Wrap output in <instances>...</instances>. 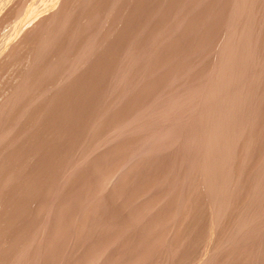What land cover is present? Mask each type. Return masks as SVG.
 <instances>
[{
    "label": "rangeland",
    "instance_id": "374dc122",
    "mask_svg": "<svg viewBox=\"0 0 264 264\" xmlns=\"http://www.w3.org/2000/svg\"><path fill=\"white\" fill-rule=\"evenodd\" d=\"M7 1V2H6ZM13 2V4H14V2H16V1H18V0H15V1H13V0H4V1H0V6L3 4V2H6V3H4L1 7H0V14H2V18H0V20L1 19H3V20H1L0 21V26L1 27H4V28H1V29H4V30H1L0 29V45H1V40H3V41H5L4 43L2 42V47H0V50L2 49V48H4L5 50H7L9 47L11 48V46H9V45H6L7 47H5L4 45L5 44H8V43H10V45L12 44V48H11V50H9V53H10V55H7V54H9L7 51H5V52H1L0 53V56L2 57V53L4 54L3 56H5L6 58H7V60H6V58H4V57H2L4 60H2V58H1V63L3 64V62H4V64H3V66L5 67V65L6 64H8L9 66H11V68L8 66V65H6V72L3 70V73H1L2 71H1V68H0V76H1V79L4 77V75H9L10 76V73H11V80H10V77H9V80H8V77H7V79H6V77L5 78H3L2 80H1V82L3 81L4 83H2V85H0V87H2V88H0V91H2L3 90V88L5 89L6 88V90H7V88L9 87V86H12V84L14 85V88H16V84H17V82H15V81H18L20 78H21V74H22V72H24V71H26V70H24L23 71V68L25 67V69H27L28 67H32V66H34L35 68L36 67H39L40 68V75H38L37 74V77H36V79H33L34 80V82H35V85H33V90L31 91H29V93L31 92H33L32 94H33V96H32V94H28V101H27V96L25 97V98H23L24 100H26L27 102H30L29 100H32L31 101V104L29 105V104H27L25 101V103L29 106V109H31L32 111H33V109H32V102L34 103L35 101H33V100H37V101H41L42 99H44L43 98V96H47V98H50L52 95H54V96H58V97H60V99L58 98V97H54L55 99L56 98H58V101H57V99H56V101H55V99L53 98V96H52V99L50 98V99H46L43 103L46 105H43V103H42V101H41V103L40 104H38L39 106H40V108H42V109H40L39 108V106L37 107H35L34 105H35V103L37 102H35L34 103V105H33V108H37L35 111H33V112H36L35 114H33V112L32 111H30L29 109H28V107H26L25 105L26 104H23V102H22V100H21V102H22V104H21V102H19L17 105L19 106H22V105H24L27 109V113L26 112H24L25 113V117H23V111H25V107L23 108H19L17 105H15V106H17V108L16 109H18V110H16L15 109V111L12 109H10V111H12V113L13 112H20V115L18 116L17 115V117L20 119V120H22L23 118H26L27 116H29L28 118H26L27 119V121L29 120V119H31L30 121H31V123H32V127L33 128H35L37 125V127H36V129H33L32 127H31V123H29V125H30V127L31 128H29L27 125H28V123L26 122H24L23 123V120H22V122L21 121H19L18 120V122H17V118H16V120L14 119L16 116L14 115L13 117H12V119H14L13 121H12V119H11V117H10V119H11V121L10 122H12V123H14L13 124V126H12V124L9 122V118H7L6 116V119H8V123H9V125L11 124V126H9L8 125V123H6V125H8L7 127H6V125H4L5 126V128H7L6 130L5 129H3V133L1 132L2 130L0 129V135H2V139H0V140H3V138H4V136H5V134L7 133V135H11L12 133H11V129L13 130V133L15 134H17V130H19L18 128H20V127H28V128H26V129H28L27 131L25 130V133L24 134H22V135H20L21 133H20V131L18 132V133H20V134H18L19 135V138H18V136H17V138H15L16 137V135L14 136V134L13 135H11V136H14V137H12V138H10V136H8V138L7 137H5V138H7V139H5V140H8V141H10V140H13V141H15V142H17V140H18V143H19V140H22V142H24L23 144H24V146H25V140L27 139H25L24 141H23V139H24V137H26V136H28V142H31V143H33V144H29V143H27L26 144V147H24L21 143V145H20V147L19 148H21V146L22 147H24V148H22V149H19L18 148V143L16 144L17 145V149H18V151L20 152L21 150H27V151H25V153L27 152V154H25L24 153V151L23 152H20L21 154H18L17 152V157H18V155L20 156H25V155H27L28 157L26 158V156L24 157L26 160L27 159H29V160H27L28 162H26L25 161V159L23 160L21 157V159L23 160V162L24 163H22V160L21 159H18L19 160V162L17 161H12L11 162V164H12V167H11V164L9 163V161H8V163L10 164H6L5 166H10L9 168H10V170L12 171H7L10 175L11 174H15L14 176V178H15V180H13L12 178H10L9 176L10 175H8V177H9V179H6V177L5 176H7L6 175V173H4V170L6 169V167L4 166L3 167V165L4 164H2L1 162V164H0V166H1V168H0V173L1 172H3V175L4 176H1L0 175V184H1V189L2 188H5L6 189V187L8 186L9 188H11L10 186H12V184H16L17 186H12L13 187V189L15 188V187H19L20 185L21 186H23V187H25V188H22L21 186H20V188H21V190L23 191H21V192H18V194L16 193L17 191H20V188H18L19 190H17V188L16 189H12L13 191H16V192H14V193H16L15 194V196H20V197H17L18 198V200L20 201L23 197H24V199H22V201H18V203H20V204H18L17 203V198L14 196H12L11 195V197L12 198H14V199H12L11 197V201H10V206H9V204L6 202V201H9L8 199H9V196H10V191H9V188H8V192L5 190V189H3V190H0V192L1 191H3L2 193H0V197L2 198L3 196H5V197H3L4 199H5V201H4V199H3V201H2V199L0 198V200L2 201V203H0V207L2 208V213L4 214V213H6V216H7V214L9 213V211H16L18 208H19V206H21V202H22V204H24L23 205V207L24 208H28L29 209V211L27 210V212H29V213H27L26 211H24V213H22V209H21V207L19 208L20 210H19V215L24 219V221L22 220V218L20 217V219H21V221H19L18 220V218H16L17 220H15L14 222H13V228L11 227L12 225H11V222H10V224H9V222L7 223V220H8V218H9V216H10V218H11V220H14V219H12V217H16L15 215L13 216L11 213L10 214H8V217H5V219H1L0 220V223L2 224V225H0V227L2 228V230H1V232H0V239H1V244H2V246H3V244H4V247L6 248L7 246H9L10 244H12V242L10 241V239L16 244V243H20V245L22 244V248L19 246V245H14V244H12L13 246H15V248H17L18 247V252H16L14 249L12 250L11 249V251H15L16 252V254L15 253H12L11 251H9L10 249V247L6 250L4 247L2 248L3 250L1 251V249H0V251L1 252H5L4 251V249L6 250V251H8V252H6V253H4V254H7V255H9V252H11L12 254H14V255H18L19 257H20V255L22 254V257H20L21 258V261H23L22 260V258H26V256H24L23 257V255L25 254H27L28 255V253H24V252H29V251H31L32 250V252H29V256H31L32 258L35 256V257H37V258H39L40 257V255H43L45 252H46V254H44L43 255V258H42V256L39 258V259H37L40 263L39 264H46V262H47V264H69V263H72L73 264V262H74V264H88V263H90V264H115V263H119V262H117V260H119V259H117V258H120V264H167V261H170V262H168V264H179V262H180V264H181V262L183 261V259H184V261L186 262L187 260V262L186 263H190L191 264V261H189L190 259H189V256L190 255H192V256H190V257H194L193 255H200L199 256V259H197V262L200 264V262H203V264H207V261L208 260H201V258L200 257H202V258H206V259H209V263H212L213 264V262H214V260H215V258H216V256L215 255H217V257H218V255H219V260H220V258L221 257H223V256H225L226 254H228V255H226L224 258L226 259V261H228V262H224L225 260H224V258L222 259V261L224 262V263H221V264H247V263H251V261L250 260H254V259H256V258H254V257H257V255L259 254L260 256H262V259H260V258H258L257 257V259H260L261 261H259L260 263L259 264H264V258H263V256H264V251L262 252H258V250H257V246L258 245H260L261 246V249H263V247H264V240H263V245H261V239H264V235H263V233H264V220L262 221L261 220V224H262V226L261 225H259V222L258 223H256L255 224V222H257V221H259V219H256L257 217H259V214H261L260 215V217H261V219L262 218H264L263 217V214H262V212H261V210H263L264 208V205H263V203H264V201L261 203V205H258L260 208H261V206H263L262 208L263 209H260V212L257 210V212L259 213H255V212H253V214H254V216H255V214L257 215V216H255V219H256V221L253 219V217H251L253 220L251 221L253 224H255V225H257L258 224V226H259V230H258V226L255 228V227H253L251 224V222H249V223H251V224H249L250 226H246L244 229H247L246 230V232L247 233H249L248 232V230H252L251 228H255L254 229V231H257V233L258 234H260V235H258L257 237L255 236V235H257V233H253V230H252V236H251V239L249 238V236H243V237H245V238H243L242 237V239L243 240H241L240 238H237L236 237V235H238V234H240L239 236L241 237L242 235H243V232H245V231H241L242 232V235H241V233L239 232L238 234H236V235H234L235 236V238H237L236 240L239 242V241H241V243H240V246H241V244H243L241 247L240 246H238V242L237 241H235V238H234V236H233V239L231 238L232 237V234H231V232H234V230L232 229V227H234V228H236V226H234L233 225V220L235 219L234 218V216L232 215V217H229V218H227L228 220H229V222H227V219L225 220V222H223L222 224H221V227H219L218 229H217V231L218 230H220L221 232H222V234L221 233H218V232H220V231H216V233H215V237L213 238V239H217V241L216 240H214V242L216 241V243H214V242H212L213 241V239L211 238V239H209V232H210V230H211V221H212V219H210L208 216H209V214H210V216H211V213H210V211H209V207H208V204H207V200L208 199H206V196H205V194L203 193V191H202V193L200 192L201 190H200V188L202 189V186H201V183H200V178L197 180L196 178H198V177H196V173L194 172V175L192 176V175H190V174H193V173H189V170H190V172L192 171L193 172V170H192V168L190 167V164L188 165V160H191V159H188V160H185V162L187 163H185L184 161H182L183 160V158H189V156H190V154L193 156V153H192V151L190 152V150H188L189 148L188 147H190L189 146V144H187V142L185 143L184 142V140H185V138H186V140L188 139V136L190 135V133H191V131H195V129H193V128H191V127H189L190 125V121H186V120H189L190 118H191V121H192V123H194L195 122V120H192V118H195V116L194 115H196L197 116V112L195 113V114H193L191 111H190V109H187V110H184L185 112H186V114L184 113V111H183V108H182V110H181V103H179L180 101L182 102V104H184V102H185V106H186V104H188V106L189 105H191V104H194V103H196L195 104V106L193 107L194 109L196 108H198L197 106H198V97H196L197 99H196V101H195V99H193V98H190L189 96L190 95H192L191 97H194L195 98V96L197 95H199L198 93L200 92V90H198L199 88H202V87H200V86H203V83L205 82V79H207V77L208 76H206V74H207V72L209 71V68H210V66H209V63H211L212 62V60H213V58H214V52H215V48H217V46H215L214 44L215 43H218L219 44V42L221 41V39H222V36H223V34H224V30H225V28H223L225 25H226V23H227V21H228V19H229V15H230V12L229 11H231V9H232V4H233V2L235 1V0H220V1H218V0H198L199 1V3H197V6H196V4L194 3V2H196V0H170V1H168V0H126V2H125V0L122 2V0H119V1H117V0H115V2H114V0H111V1H109V0H90L91 2H89V0H87L86 2H87V4H86V2H85V4H83L84 2L83 1H85V0H75V1H73L75 4H72L73 2L72 1H70L69 2V0H67V1H64V3H66V4H64V3H62L63 2V0H62V4L60 3V5H61V9L63 8L64 9V7H62L63 5H67V6H65V8L66 9H64V10H66L64 13H63V11H62V13H63V15H59V13H60V11L59 10H61V9H59V7L57 8L56 6L59 4V0H57L56 2H58L57 4H56V2L54 1L53 2V4H52V2L50 1L49 3L48 2H46V0H43V2L40 0V1H37V0H23V1H25V2H22L23 4H21V2L20 1H18V3L16 2V4H14L15 6H14V8L12 7L13 6V4H12V2ZM28 1V2H27ZM49 1V0H48ZM53 1V0H52ZM98 1H100V2H98ZM114 2V4H113V2ZM165 1V2H164ZM186 1V2H185ZM200 1L202 2L203 1V3H200ZM218 1V2H217ZM225 1V2H224ZM255 2V5H256V3L258 4V5H260L259 3H261L262 5H263V9H264V2L262 3V2H260V1H264V0H254ZM20 2V3H19ZM33 2V3H32ZM34 2H35V6L37 7L38 5L40 6V7H38V8H40V9H35V7H34ZM37 2V3H36ZM48 3L49 4V8L47 7L48 6V4L46 5V4H44V5H46V7H47V9H46V7L42 4H40V3ZM72 2V3H71ZM78 2V3H77ZM82 2V3H81ZM119 2V3H118ZM120 2H122L124 5H122V3H120ZM144 2V3H143ZM159 2H162V3H164V4H162V3H159ZM192 2V3H191ZM222 2V3H221ZM236 2V1H235ZM259 2V3H258ZM27 3H29L30 5H32L34 8H31V10H30V5L29 4H27ZM39 3V4H38ZM55 3V4H54ZM70 3V4H72V5H75V7H78L77 5L79 4H82V5H84V6H86V8H85V10L81 7H79V8H74V6H72V5H68V4ZM90 3H92V4H90ZM101 3V4H100ZM194 3V4H193ZM217 3H219V4H217ZM253 3V4H254ZM9 4L10 5V7H7L6 8V6ZM18 4H20V6L22 5V6H24V4L25 5H29V6H25L24 8L21 6H17ZM77 4V5H76ZM89 4V5H88ZM103 4V5H102ZM115 4H116V6H115ZM121 4V5H120ZM160 4H162V5H160ZM167 4V5H166ZM172 4V5H171ZM181 6H180V5ZM200 4H202V5H200V6H202V7H199V5ZM6 5V6H5ZM8 5V6H9ZM53 5V7H51V6ZM55 5V6H54ZM88 5V6H87ZM95 5V6H94ZM97 5H98V7H101V8H98L97 7ZM101 5V6H100ZM106 5V6H105ZM111 5V6H110ZM140 5V6H139ZM220 5H221V7H220ZM224 5V6H223ZM230 5V6H229ZM258 5H256V6H254V10L257 8V6ZM262 5H261V8L260 7H258L256 10L258 11V9H259V11H260V9H262ZM5 6V7H4ZM31 6V7H32ZM45 8H44V7ZM70 6V7H69ZM89 6H90V8L91 9H89ZM94 6V7H93ZM115 8H113V7ZM118 6V7H117ZM120 6V7H119ZM160 6L162 7V8H160ZM182 7L181 9L179 8V7ZM194 6V7H193ZM230 8H229V7ZM2 7H4L5 9H7V11L9 12V10H10V8H11V10H10V12L11 11H13V10H15V11H13V12H11V14H10V12L7 14L6 12H4L5 11V9L4 8H2ZM15 7H16V9H15ZM19 7H20V9L21 10H19ZM28 9H27V8ZM71 7H73L74 9H71ZM95 7H96V9H95ZM116 7H117V9H116ZM159 7V8H158ZM187 8V9H184V8ZM198 9H197V8ZM13 8V9H12ZM17 8H18V10L19 11H22L23 10V12L26 14V16H24L25 14L23 13V15L22 14H19V11H17ZM43 8H44V10L46 9L48 12H50L49 10H51V12L49 13V14H52L53 16H49L48 17V15L49 14H47L46 12L47 11H43ZM68 8H70V9H68ZM144 8V9H143ZM172 8V9H171ZM179 8V9H178ZM194 10H193V9ZM26 9V10H25ZM42 9V11H39V10H41ZM54 9V10H53ZM59 9V10H58ZM62 9V10H63ZM97 9H98V11H97ZM157 9H158V11H160V12H157ZM161 9V10H160ZM165 9V10H164ZM209 9V10H208ZM229 11H228V10ZM28 10H30V11H28ZM39 11L38 13H39V17H36V20H35V15L36 16H38L37 14V11ZM68 10H71V11H73V12H71L70 14L68 13V12H70V11H68ZM92 11V12H90V11ZM94 10V11H93ZM96 10V11H95ZM107 10H108V12H107ZM178 11V13H179V11H180V13H179V16H178V13H176L175 11ZM185 10H187V11H185ZM253 10V9H252ZM256 10H255V12H256ZM1 11H3L2 13H1ZM26 11V12H25ZM29 13H28V12ZM32 11V12H31ZM33 11H36V14H35V12L33 13ZM55 11H57L58 12V15L56 14L55 15V13H57V12H55ZM89 12V14H88V12ZM101 11V12H100ZM104 11V12H103ZM116 11V12H115ZM129 13H128V12ZM133 11V12H132ZM191 11H193L194 12V14L192 13H190ZM258 11V12H259ZM262 11V13H260V14H263L264 13V11L263 10H261ZM17 14H19V15H15L16 13ZM30 12L31 13H33V14H35L34 15V17L30 14ZM42 12H43V14H45L47 17L46 18H49V20H51L50 22H51V25H53V24H55V21H52L53 19L55 20V17H56V21H58L59 20V18L57 19V16H60V19H61V21H62V19H63V24L65 23V21L66 22H69V24L68 23H65V24H68V25H66V27H65V25L63 26V24H61L60 23V21H58L59 23H60V25H59V28H55L56 27V25L57 24H59V23H56V25H55V27H52V28H55V29H53L54 31H52V32H54V34L53 35H55V37L54 36H52V35H50L51 33H48V32H51V31H48V29L50 28V24L49 25H45V24H48L49 22V20L48 19H46V18H41V17H44V16H42L43 14H42ZM45 12V13H44ZM79 12H84V13H82V15H84V16H82L81 15V13H79ZM85 12H87V14L85 13ZM94 12H99L100 14H97V13H95L94 14ZM143 12V13H142ZM164 12V13H163ZM254 12V13H255ZM3 13H5V14H7L8 16H6L5 14H3ZM104 13V14H103ZM116 13V14H115ZM145 13V14H144ZM153 13H156L157 14V16H156V14H153ZM175 15V14H177V16H173V14ZM182 13H184V15L182 14ZM187 13H190V14H187ZM215 13V14H214ZM218 13H219V15H218ZM257 14L256 15V13H255V15L253 16L252 15V18L251 19H253V21L255 20L256 22H258V23H256L257 25L256 26H258L259 28H255V24L254 25H252L253 23L251 22V20H250V22L251 23H249L250 24V28H251V32H250V34H252L253 32V34L252 35H254L255 34V31L257 32L256 33V37L255 36H253L254 37V39H253V37L251 38V40L253 39V42L255 43V42H257V41H255V38H256V40L257 39H259L258 40V42L260 41V39H263V41H264V31H263V33L261 32V30L260 29H263L264 28V24L262 23L264 20H262L263 19V17L261 16L260 17V14ZM67 14V15H66ZM76 15V17L75 18H77L78 17V20H79V18H81L80 20L81 21H83L82 20V17H83V19H85V18H88L89 16L88 15H90V17H91V21L89 22V23H91V25L93 26V27H91V28H89V29H91V31L89 30V31H86L84 28L88 25V26H91V25H89L88 23L86 24V22L87 21H89V20H87V21H85V26H84V31H83V29H81V31H79V33L78 34H80L81 36V38L80 37H78L77 36V30L79 29L80 30V28H82V24H83V22H82V24L80 25V23H78V21L77 20H75L73 17H72V15L73 16H75ZM80 16H82V17H80ZM86 14V15H85ZM97 14V15H96ZM111 14V15H110ZM116 16H115V15ZM126 16H125V15ZM128 14H130L129 16H128ZM135 14V15H134ZM160 14V15H159ZM185 14H187V15H189V16H187V15H185ZM15 16L14 18H13V16ZM21 15V16H20ZM29 15V16H28ZM78 15V16H77ZM142 15V16H141ZM144 15V16H143ZM149 15H151L152 17L154 16V18H151V16L149 17ZM182 15V17H183V19H182V17H180ZM196 15V16H195ZM226 15V16H225ZM10 16V17H9ZM30 17V18H32V19H34V21H32L30 18L27 20L26 19V17ZM86 16V17H85ZM98 16H100L99 18H98ZM106 16V17H105ZM113 16V17H112ZM131 16V17H130ZM173 16V17H172ZM195 16V17H194ZM222 16V17H221ZM0 17H1V15H0ZM4 17H6V18H4ZM8 17H9V19L10 20H12L10 23H9V19H8ZM12 17V18H11ZM21 18V20H20V18ZM23 17H24V19H25V21L26 22H24V19H23ZM92 17H93V19H92ZM127 17V18H126ZM136 17V18H135ZM146 19H145V18ZM174 18V17H176V18H180L181 20H183L184 21V19H185V23L183 22H180V21H176V20H179V19H172L173 21H171V19L170 18ZM187 19H186V18ZM189 17V18H188ZM191 17V18H190ZM200 17V18H199ZM226 17H228V18H226ZM37 18H39L40 20H42V19H46V20H48L47 22H45V21H41V24H43V26L41 25V26H39V27H42V29H41V33H44L45 31H48L47 33L50 35V37H49V35L45 32L44 34H40V37L39 36H37L38 38H36V36L35 35H39V33H37L36 31L33 33V31L32 30H30L29 28H27L28 26L30 27V25L32 26H34V24H36L37 22H39L40 23V20L39 19H37ZM66 18V19H65ZM104 20H103V19ZM106 18V19H105ZM110 18V19H109ZM113 18V19H112ZM130 18V19H129ZM142 18H143V20H142ZM152 20H151V19ZM168 18V19H167ZM193 18V19H192ZM209 18V19H208ZM259 18H261V20L259 19ZM6 19V20H5ZM69 19V21H67ZM74 19V20H73ZM98 19V20H97ZM126 19V20H125ZM149 19H150V21H149ZM204 19H208L205 23H203L202 21H204ZM222 21H221V20ZM5 20V21H4ZM15 20V21H14ZM17 20V21H16ZM38 20V21H37ZM79 20V21H80ZM140 20V21H139ZM147 20V24L148 23H151V24H146L145 25V21ZM165 20H166V22H165ZM188 20V21H187ZM197 22H196V21ZM2 21H4L3 23H2ZM20 21H23L24 22V25H22L21 23L22 22H20ZM28 21V22H27ZM32 22V24H31V22ZM80 21V22H81ZM111 21V22H110ZM163 21V22H162ZM170 21L172 22L171 24H170ZM214 21V22H213ZM224 21V22H223ZM262 21V22H261ZM13 22V23H12ZM16 22V23H15ZM17 22H18V24H17ZM20 22V23H19ZM29 22H30V24H29ZM43 22H45V23H43ZM53 22V23H52ZM75 22V23H74ZM102 22V23H101ZM145 22V23H144ZM167 22H169L167 25H165V23H167ZM200 22V23H199ZM12 23V24H11ZM26 23H27V29L28 30H30L32 33H33V37L34 38H36V39H32L33 37H32V35H29V36H31L30 38L33 40V45H34V43L36 44L37 43V45L39 44V43H41L40 45H38L37 47H36V45H35V48L34 47H32L33 45H32V42L30 43V42H28L29 40H30V38L29 39H27L29 36H27L26 34L28 33L29 34V32L30 31H26L27 29L25 28V25H26ZM34 23V24H33ZM39 23H38V25H39ZM94 23V24H93ZM107 23H109V24H107ZM143 25H142V24ZM175 23H176V25H175ZM178 23V24H177ZM203 23V24H202ZM262 23V24H261ZM11 24V25H13V26H11V28L9 29V25ZM22 26H21V25ZM77 25V26H79L78 27V29H75L76 28V26H74V28H73V26H71V25ZM170 24V25H169ZM175 25V26H172V25ZM183 24V27L181 26ZM185 24V25H184ZM202 24V25H201ZM261 24V25H260ZM6 27H5V26ZM15 25H18V27H16L15 29H14V31H12L13 30V28L15 27ZM95 25H96V27H95ZM141 25V26H140ZM145 25V27H143V29L145 30H143L142 29V26H144ZM204 25V26H203ZM224 25V26H223ZM262 25H263V27H262ZM8 26V27H7ZM32 26V27H33ZM49 26V28H47ZM54 26V25H53ZM105 26V27H104ZM108 26L110 27V28H108ZM138 26H140V28L138 27ZM182 27V29H184V30H182L181 31V27ZM192 28H191V27ZM201 26V28H202V30L201 29H199V27ZM254 26V27H253ZM260 26L262 27V28H260ZM21 27L24 29V30H22L21 29ZM36 27H37V25H36ZM39 27H37V28H39ZM61 27V28H60ZM64 29H63V28ZM102 27V28H101ZM147 27V28H146ZM150 27V28H149ZM164 27H166V28H164ZM174 27H176V28H174ZM179 27V28H178ZM212 27V28H211ZM220 27V28H219ZM253 27V28H252ZM37 28H36V30H37ZM46 28H47V30H46ZM70 28H72V29H75V30H73V31H76L75 33H74V36L76 35L77 36V41L75 40L74 42L76 43V44H79V45H77V48H76V44H75V50H74V45H72L71 46V44H73V40H74V38L76 37H74V36H72V37H74V38H72V40H71V38L69 39V40H71V42L72 43H70V45H68V43L70 42H68L67 41V45H68V47H69V49H70V47L72 48L73 47V51L75 52L74 54H73V52H71L72 50H69L68 48H67V45H66V47H65V45H63V43L65 44L66 43V40L71 36V34H69L70 36L64 41V38H62V36H66L65 34H67V33H73V31H72V29H71V31H69V29ZM95 28H97V29H95ZM115 29L116 28V30H115V32H114V30H112V31H110V29ZM128 28V29H127ZM155 28L157 29V30H155ZM167 28H171V30H172V28L174 29V30H176V31H174V33L176 32L177 34H176V36L175 35H173V37L172 38H170L169 36L170 35H172V34H174L173 33V31H167V30H169V29H167ZM9 29V31H7ZM19 29V31L20 30H22V32L23 33H25V31L27 32V33H25V35H26V37H25V35H22V33L21 32H19V31H17V30ZM33 29L35 30V28L33 27ZM51 29V28H50ZM49 29V30H50ZM59 29H60V31H63L62 33H60V31H59ZM63 29V30H62ZM87 29H88V27H87ZM137 29H140V30H137ZM150 29V31H148ZM151 29H152V31H151ZM160 29V30H159ZM164 29V32L162 31V30ZM179 29H180V31H179ZM193 31H192V30ZM197 29H198V31H197ZM253 29V30H252ZM254 29H255V31H254ZM260 31H259V30ZM38 30H40V29H38ZM37 30V31H38ZM95 30V31H94ZM121 30H122V32H121ZM125 30H126V32H125ZM137 30V31H136ZM143 30V31H142ZM190 30V31H189ZM196 31V33H195V31ZM199 30H200V32H199ZM208 30V31H207ZM223 32H222V31ZM2 31L5 33V35L4 36H6V38L5 37H2L3 36V33H2ZM12 31V32H11ZM43 31V32H42ZM84 32V34H82L83 32ZM101 31V32H100ZM142 33L141 35H140V33ZM155 32V36H152V34L154 35V32ZM158 31V32H157ZM164 34V36H162V34L160 35V33L161 32ZM167 31V32H166ZM179 31V32H178ZM184 31V32H183ZM188 32V34L187 33H185V32ZM215 31V32H214ZM80 32H82V33H80ZM86 32H88V33H86ZM89 32H91V34L89 33ZM104 32V33H103ZM138 32V34H136ZM145 32V33H144ZM149 32H151V33H149ZM160 32V33H159ZM169 32V33H168ZM185 33V34H183V33ZM198 32V33H197ZM209 32V33H208ZM212 32H214V33H212ZM258 32H259V34H260V36L258 35ZM11 33L12 34H14L13 36L11 35ZM18 33H20V34H18ZM31 33V34H32ZM37 33V34H36ZM57 33H59V34H57ZM96 33V34H95ZM148 33V34H147ZM170 34L169 36H168V34ZM172 33V34H171ZM208 33V34H207ZM218 33V34H217ZM219 33H221V34H219ZM8 34H10L9 36H11L10 37V39L12 38V37H15V34H17L16 36V38H14V39H11V42L14 40V42H10V40H9V36L7 37V35ZM46 34V35H45ZM85 34H86V36H85ZM92 34H93V36H92ZM108 36H107V35ZM150 34H151V37H150ZM181 34V35H180ZM190 34H192V36L190 35ZM197 34V35H196ZM208 36H207V35ZM41 35H45V37L47 36V38L50 40L51 39V37H53V39L55 38V40H53V39H51V40H53V42L50 40V42L51 43H49V41L48 40H43V39H46L45 37L43 38V36H42V38H41ZM73 35V34H72ZM94 35H95V37H94ZM135 35H136V39H135ZM143 35H145V38H143ZM156 35H158V37H162L163 39V41L161 40V39H158L157 40V38H155L156 37ZM166 35H167V37H169V38H167L168 40H166L165 38H166ZM180 35V36H179ZM184 35V36H183ZM186 35H188V36H186ZM220 35V36H219ZM222 35V36H221ZM90 42H88V44L89 45H93V46H89L91 49L90 50H92L91 52H89V54H88V46L86 45L87 43H86V40L84 39V37ZM91 36V37H90ZM98 36V37H97ZM139 36V39L137 38ZM142 36V38H140ZM147 36H148V38H147ZM175 36V37H174ZM191 36V37H190ZM205 36H206V38H205ZM257 36H259V37H257ZM21 37V38H20ZM67 37V36H66ZM97 37V38H96ZM102 39H101V38ZM133 37H134V39H133ZM160 37V38H161ZM202 37V38H201ZM262 37V38H261ZM2 38V39H1ZM8 38V39H7ZM17 38H20V40H22V38H23V41L25 42L24 43V45H23V41H20L19 39H17ZM27 40H26V39ZM60 38H62L63 39V41H61L60 40ZM89 38V39H88ZM94 38V39H93ZM122 38V39H121ZM132 38V39H131ZM147 38V39H146ZM151 38H152V40H151ZM187 38V39H186ZM208 38V39H207ZM220 38V39H219ZM5 39H7V40H5ZM15 39H16V41H17V43H16V47L17 48H15V46H14V44H15ZM145 39V40H144ZM150 40V42H149V40ZM157 41H155V40ZM171 39V40H170ZM216 39V40H215ZM19 40V41H18ZM27 41V43H26V41ZM36 40H37V42H36ZM39 40L41 41V40H43V41H41V42H39ZM58 40H60L61 41V43H59V41ZM80 40H82V41H80ZM131 42V44L129 43V41ZM159 40H161L162 41V43H161V41L159 42ZM172 40H173V42H172ZM182 40V41H181ZM185 40V41H184ZM198 40V42H195V41H197ZM202 40V41H201ZM9 41V42H8ZM31 41V40H30ZM45 41V42H44ZM46 41H48V43H46ZM58 41V42H57ZM92 41V42H91ZM93 41H95V44H93ZM127 41V42H126ZM144 41V42H143ZM149 42V43H146V42ZM155 41V42H154ZM167 41V42H166ZM171 41V42H170ZM217 41V42H216ZM262 41V42H263ZM19 42V43H18ZM21 42V43H20ZM39 42V43H38ZM79 42H82V43H79ZM126 42V43H125ZM135 42H137L138 43V45H137V43L135 44ZM139 42H140V44H139ZM257 42V43H258ZM261 42V41H260ZM259 42V43H260ZM261 42V43H262ZM58 43V45H60V47H61V44H62V46H64V49H62L63 47H59L58 45H56V47H55V44H57ZM92 43V44H91ZM129 43V44H128ZM144 43H145V45L147 44L148 45V48H150L149 50L150 51H152V50H156L155 52L153 51V52H151L152 53V55H151V53L149 52V50H148V48L144 45ZM161 43V44H160ZM171 43V44H170ZM173 43V44H172ZM176 43V44H175ZM179 43V44H178ZM185 43V44H184ZM188 43V44H187ZM257 43H255L256 44V46H255V44H253V47L255 46L256 48L258 47L259 48V50H257L255 47H254V50H256V53L258 52V51H261V49H264V47H261V45H263V43L260 45L259 43L257 44ZM21 45L23 48L24 47H26V45H32V46H28L29 48L31 47V50H28V47H26V48H24V51H23V49H22V51L20 50V48H19V46L18 45ZM43 44H44V46L45 45H48V47L47 46H45V47H47V48H45L44 46H43ZM51 44V45H50ZM82 44H85V46H87V47H83V45ZM141 44H143L144 46H145V48L143 47V45H141ZM158 44V45H157ZM161 46H160V45ZM164 46H163V45ZM191 44V45H190ZM205 45V47H204V45ZM207 44H209V45H207ZM218 44H216V45H218ZM50 45V46H49ZM83 47V48H86L85 50L87 51V53L85 52V50L81 47V46ZM94 45H95V47H97V48H95L94 47ZM97 45V46H96ZM122 45H123V47H122ZM126 45H129V47L128 46H126ZM135 45H136V47L139 49V47L140 48H144L146 51L148 50V52L150 53V55L147 57V58H145V56H143V54H140V52H137V51H140V50H137V48H135ZM156 46V47H154V46ZM203 45V46H202ZM20 46V47H21ZM39 46L40 47H42L43 49L42 50H40L41 48H39ZM55 47V50L56 51H58L59 49H61V50H63L62 52L64 53V54H61L60 53V55H59V51L58 52H56V59L58 58L59 59V61H60V57H63L64 55H65V51L64 50H66V48L70 51V54H69V58L68 57H65L64 56V58L67 60H70V62L67 64H64L65 66L66 65H69V69H67V67H65V70H69L68 72H69V75L68 74H66L65 75V73L67 72V71H64V69L63 68H60L59 67V65L58 64H56L57 63V61L58 60H56L55 58H54V60H56V63H54L55 61L53 60V64L54 65H52V67H50L51 66V61H50V63H47V64H43V63H46V62H44V61H47L48 62V59H50L51 57H54L55 55V52H54V54H52V53H50V54H52V55H54V56H51L48 52H53L54 51V47ZM81 48H80V47ZM101 46V47H100ZM124 46H126V47H124ZM152 47V49H151V47ZM163 46V48H161ZM201 47V49L203 50V52L207 49V51H205V53H202V50L201 49H198V50H196V47L197 48H200ZM264 46V45H263ZM21 47V48H22ZM59 47V48H58ZM79 47V48H78ZM121 47L123 48V49H121ZM133 47V48H132ZM154 47V48H153ZM203 47H204V49H203ZM210 47V48H209ZM213 47V48H212ZM7 48V49H6ZM33 48L34 49H37V50H33ZM51 48H53V49H51ZM98 48H100L99 50H98ZM124 48H126V49H124ZM156 48V49H155ZM175 49V51H174V49ZM14 49H17V50H20V51H18V52H20V55H22L21 53L22 52H24L25 53V49H27L28 51L27 52H31V54H29V53H27L28 55H31L32 56V53H34V54H36V55H38V57H35L36 58V62L39 60L40 61V63H39V65L37 64V63H35L34 64V60L32 61V59H33V57H32V59L30 58V56L28 57L27 56V54H26V56L23 54L22 55V57H23V59H24V57H25V59H26V61L25 62H23V60L22 59H20V58H22L21 56H20V58L18 57L17 58V54H19V53H17V51H15L17 54L16 55H14V51L13 50ZM77 49L79 50V52L77 51ZM131 49V50H130ZM136 49V51H134ZM144 49H141L142 51L144 50ZM212 51H210V50ZM49 50H51V51H49ZM80 50H81V52L83 53V55H80L81 53H80ZM84 50V51H83ZM96 50H97V52H96ZM122 50L123 51H125L124 52V54H122V55H120L121 53H122ZM130 51V53L131 54H135L136 52L137 53H139V54H137L136 53V55H133L134 57H130V56H132L131 54H130V56H128V55H125V54H127V53H129V51ZM144 50V51H145ZM165 50V51H164ZM187 50V51H186ZM200 50V51H199ZM209 50V51H208ZM11 51V52H10ZM43 53H42V52ZM78 53H77V52ZM95 51V52H94ZM120 51V52H119ZM128 51V52H127ZM146 51H145V53H146ZM173 51V52H172ZM180 51V52H179ZM190 51V52H189ZM197 51H199L198 53H199V55H198V53H197ZM263 51V50H262ZM261 51V52H262ZM7 52V53H6ZM41 52V53H40ZM46 52L48 53V56H49V58H45V57H47V55H45L46 54ZM66 52H67V50H66ZM119 52V53H118ZM134 52V53H133ZM147 52V53H148ZM186 54H185V53ZM188 52V53H187ZM194 52V53H193ZM196 52V53H195ZM11 53L13 54V56L15 57L16 56V58H17V61L15 60L16 58H14L13 56H11ZM42 54V56H40V54ZM68 53V52H67ZM79 54L78 55V58H79V60L76 58L75 59V54ZM146 53V56L148 55ZM155 53V54H154ZM193 53V54H192ZM212 55H211V54ZM255 52H254V54H256ZM260 53V52H259ZM72 54H73V59H71L72 58ZM87 56V58H85L84 56L85 55ZM88 54V55H87ZM98 54V55H97ZM156 54H158V55H156ZM177 54V55H176ZM178 54H179V56H178ZM189 54H192V55H189ZM35 55V56H36ZM63 55V56H62ZM106 55V56H105ZM124 55H125V57H124ZM154 55H156L155 57H154ZM193 55H196V56H198L199 57V59H197L198 57H195V56H193ZM200 55H202V56H200ZM203 55H204V57H203ZM206 55V56H205ZM207 55H208V57H207ZM211 55V56H210ZM257 55H259L258 56V58L256 57ZM254 58H256V59H254V60H261V62H263L264 60H262V59H264V51H263V54H257ZM11 56V58H14V59H12L13 61H11L10 59H9V57ZM19 56V55H18ZM41 57V60L39 59L40 57ZM71 56V57H70ZM77 56V55H76ZM90 56H91V58H90ZM121 56L123 57L122 59H121ZM129 57V58H131V59H129V58H126V57ZM170 56V57H169ZM188 56H191V57H189L188 58ZM261 56H263V58L261 59ZM82 57H84V59H87L86 61H84V59L82 58ZM152 57V58H151ZM153 57H154V59H153ZM164 57V58H163ZM195 57V58H194ZM202 57V58H201ZM207 57V58H206ZM213 57V58H212ZM28 58H30L31 60H29L30 61V63H32L33 62V64H31V65H29L30 63H29V61H28ZM64 58H63V60H61V62H63V63H65L66 62V60H64ZM81 58H82V61H81ZM134 58L136 59V61L138 62V60H139V62L138 63H135V61H134ZM149 58V59H148ZM161 58V60H159V59ZM174 58H176V60L174 59ZM206 58V59H205ZM209 58V59H208ZM19 59V60H18ZM24 59V60H25ZM38 59V60H37ZM77 60L76 62H75V60ZM161 62H159L158 60ZM172 59V60H171ZM190 59H193V61L192 60H190ZM196 59V61H194ZM200 59H202V60H200ZM21 60H22V62H23V64L24 63H27L25 66L23 65H20V64H18V63H21L22 64V62H21ZM51 60H52V58H51ZM72 60H74V62L73 63H71V61ZM151 60H153V61H151ZM167 60H170V61H167ZM199 60V61H198ZM20 61V62H19ZM28 61V62H27ZM131 61V62H130ZM133 61H134V65L132 66L131 65V63H133ZM167 61V62H166ZM5 62H8V63H5ZM12 62L14 63L15 62V64L13 65L12 64ZM78 62V63H77ZM118 62H121V65H120V63H118ZM126 62V63H125ZM175 62V63H174ZM189 62H190V64H193V63H195V64H193V65H188L189 64ZM199 62V63H198ZM256 62V61H255ZM260 62V63H261ZM0 63V64H1ZM59 63V62H58ZM63 63H60V64H62V66H63ZM76 63V64H75ZM88 63V64H87ZM129 64V66H132L131 67V69L129 68V66L127 67V65ZM153 63V64H152ZM158 63H160V64H158ZM166 63H168V65L166 64ZM198 63V64H197ZM202 63V64H201ZM2 64L0 65V67L2 66ZM36 64H37V66H36ZM44 65V66H47L48 64H49V66H47V67H42V65ZM58 65L57 67H55L56 65ZM79 64L82 66V67H80L79 66ZM83 64V65H82ZM113 64V65H112ZM117 64V65H116ZM119 64V65H118ZM126 64V65H125ZM179 64V65H178ZM200 64V65H199ZM18 65L19 66H21L20 68H21V70L20 69H18L17 67H18ZM77 65H78V67H77ZM145 65H146V67H145ZM153 65V66H152ZM162 65V66H161ZM167 65V66H166ZM177 65V66H176ZM260 66V67H256V66ZM13 66H17L16 68L20 71V73L19 72H17L18 70H15L16 68H14ZM53 66L56 68V70L55 71H60V72H62L63 71V73H61L60 74V72H56L57 74L59 73V76L57 75V74H55V72L54 71H51V70H54L53 69ZM61 66V67H62ZM75 66V67H74ZM125 66H126V68H125ZM137 66H139L140 68H141V70L139 69V67H137ZM174 66H176V69H175V67ZM253 66H255V69L256 68H258V70H260V68L261 67H263L264 68V65H262V63L261 64H253ZM23 67V68H22ZM48 67H50V71H49V73H47L48 72ZM77 67V68H76ZM150 67V68H149ZM165 67H167V68H165ZM169 67V68H168ZM191 67H194V68H191ZM11 69V70H13L14 71V75H13V71L12 72H8L7 71V69ZM43 68V69H42ZM47 68V69H46ZM57 68H59L58 70H57ZM71 68H73V69H71ZM77 69V72H75V70ZM112 68V69H111ZM123 68V69H122ZM127 68H129V70H131L132 71V73L129 71V70H127ZM134 68H136V69H134ZM152 68H154V69H152ZM160 68V69H159ZM178 68V69H177ZM197 68V69H196ZM205 68H207L208 69V71H206V72H204L205 71ZM262 68V69H263ZM80 69V70H79ZM125 69H126V71L128 72V73H126V75H128L127 76V78H126V76H124V72H125ZM134 71H137V72H134ZM190 69H191V71H190ZM195 69V70H194ZM203 69H204V71H203ZM93 70V71H92ZM119 70V71H118ZM140 70V71H139ZM142 70H143V72H142ZM162 71V73H161V71ZM173 70H177V72L175 73ZM179 70V71H178ZM200 70H202V71H200ZM264 70V69H263ZM22 71V72H21ZM75 72V74L73 75V73ZM80 71V72H79ZM112 71V72H111ZM118 71V72H117ZM121 71V73H122V75L123 76H121V73L120 74H118L119 72ZM147 71H149V72H147ZM193 71V72H192ZM261 71V70H260ZM5 72V73H4ZM43 72H44V74H43ZM45 72L47 73V74H45ZM50 72H53V75L54 76H58V78L60 77V75H61V77L63 78V80H61L62 78H59L60 80L59 81H56L55 83L57 84V82H60V81H62V82H60L61 83V86L62 85H64V88H62L61 86L59 87V85H60V83L57 85L59 88H57V86L55 85V87H53V85H50V87L53 89V90H51L52 91V93L50 92V90L49 89H51L50 87L48 88V90H45V89H47V88H45L46 87V85L48 84L49 85V82L52 84V82L51 81H55L56 79H54L55 77H53L52 76V73H50ZM82 72V73H81ZM138 72H140V74L139 75H137L138 74ZM151 72V73H150ZM196 72H197V74H196ZM199 72H201V73H199ZM259 72V71H258ZM6 73H8V74H6ZM18 73V75L17 76H15V74H17ZM111 73V74H110ZM113 73H115V74H113ZM130 73V74H129ZM137 73V74H136ZM147 73H150L149 75L147 74ZM156 73H158V74H156ZM165 73V74H164ZM189 73V74H188ZM194 73V74H193ZM205 73V74H204ZM262 73H263V75H262ZM3 74V75H2ZM19 74L21 75L20 77H19ZM41 74H43V75H45L44 77L46 78V75L48 76L49 74V79H50V76L51 77H53L52 78V80H49L48 78H46V79H44L43 78V82L45 83L46 81H47V79H48V81L44 84H42V82H41V84L44 86L45 85V87H44V91H43V93L41 92V93H39V91L41 90L40 89V87L42 86H40L39 85V79L38 78H42L43 77V75H42V77H40L41 76ZM110 74V75H109ZM136 74V75H135ZM162 74L163 75H165V76H163L162 77V79H161V76H162ZM176 74V75H175ZM188 74V75H187ZM199 74H201V75H199ZM205 75V77L206 78H204L203 79V77H204V75ZM209 74V73H208ZM72 75V76H71ZM113 77H112V76ZM116 75V76H115ZM144 75H145V78H144ZM147 75H148V77H147ZM160 76V77H158V76ZM178 75V76H177ZM179 75H180V77H179ZM259 75H262L263 77H264V72H260V74ZM3 76V77H2ZM12 76H13V78L15 79H13L12 78ZM15 76V77H14ZM67 76H69V78L67 77ZM74 76V77H73ZM110 76V77H109ZM114 76H115V78H114ZM117 76H118V79L119 78H121L122 77V79H123V77L130 83V82H132L131 84H133V83H135L136 84V86H135V84H134V86L136 87H131V86H128V85H131V84H124V83H126L125 81H124V79L122 80V79H120V81H118V82H120L119 83V85L118 84H116V83H118V82H116L115 83V79H117ZM120 76V77H119ZM130 76H133V77H131L132 79H134V81L132 80V81H130L131 79L129 78ZM134 76H135V78H134ZM137 76V77H136ZM150 76V77H149ZM155 76V77H154ZM170 76V77H169ZM201 76V77H200ZM262 76H257V77H259V81L256 79V81H255V79H254V81H252V84L254 83H256L257 81L258 82H261V83H256L257 84V86H256V84H255V89H257V91L259 92L260 90H258V88H256V87H260V85L262 84V85H264V78L262 79ZM80 77V78H79ZM83 77V78H82ZM94 77V78H93ZM143 79V81H145V82H142V80H140L141 78ZM168 77V78H167ZM171 77H173V78H171ZM175 77V78H174ZM194 77V78H193ZM199 77V78H198ZM260 77H261V79L263 80H260ZM70 78H72V80L70 79ZM105 78V79H104ZM111 78H113V79H111V80H113L114 81V83H112V81L110 80ZM128 78H129V80H128ZM137 78V79H136ZM160 78V79H159ZM176 78H181V80L180 79H177V82H176ZM183 78V79H182ZM187 78V79H186ZM189 78V79H188ZM196 78V79H195ZM199 79V85L198 84H195L196 82H198V79ZM4 79L8 82V84H10V85H8L7 84V82H5L4 81ZM13 79V80H12ZM64 79L66 80V81H64ZM108 79H109V81H108ZM117 79V80H118ZM135 79L137 80L136 82H135ZM155 79V80H154ZM158 79H159V81H158ZM164 79H168L167 81L166 80H164ZM203 79V80H202ZM32 80V81H33ZM36 80V81H35ZM70 80V81H69ZM116 80V81H117ZM153 80V81H152ZM166 82H164V81ZM189 81L190 82V84H191V86L193 87V88H191V87H189L188 86V83H187V81ZM200 80H202L201 81V83L202 84H200ZM13 81V82H12ZM75 81V82H74ZM97 81V82H96ZM124 82V83H121V82ZM140 81H141V83H140ZM162 81V82H161ZM171 81V82H170ZM65 82V83H64ZM66 82H68V83H66ZM109 82V83H108ZM138 82V83H137ZM174 84H173V83ZM182 82V83H181ZM16 83V84H15ZM54 83V82H53ZM78 83V84H77ZM145 83V84H144ZM155 85H154V84ZM157 83V84H156ZM159 83V84H158ZM171 83V84H170ZM3 84H7L8 85V87H7V85H3ZM32 84H34L33 82H32ZM70 84V85H69ZM84 84H86V85H84ZM107 84H108V86H109V88H108V86H107ZM112 84H113V86H112ZM115 84H116V88H115ZM121 84V85H120ZM122 84H124V85H122ZM138 84H140L139 86H138ZM142 84V85H141ZM147 84V85H146ZM164 84H168V85H164ZM173 84V85H172ZM187 85L186 87L188 88L189 87V89L191 88V89H193V90H191V93H190V91H188V93H187V91L185 90V89H187V88H185V86L184 85ZM253 84V85H254ZM260 84V85H259ZM66 85H68V86H66ZM130 88H128L127 86ZM145 85V86H144ZM154 85V86H153ZM158 85V86H157ZM176 85V86H175ZM180 85V86H179ZM182 85H183V87H182ZM34 86H36V87H34ZM78 86V87H77ZM117 86H118V88H117ZM120 86H121V89H120ZM126 86V87H125ZM137 86H138V88H137ZM157 86V87H156ZM160 86V87H159ZM170 86H172V87H170ZM48 87V86H47ZM91 87V88H90ZM113 87V88H112ZM124 87H125V89L126 88H128V91L130 92L129 94H131V95H129V94H125V92H128L127 90H125L124 89ZM142 87H144V89L142 88ZM145 87H146V90H145ZM165 88L164 90H163V88ZM181 87H182V89L184 90V91H182V92H184V94L183 93H181ZM264 87V86H263ZM262 87V88H263ZM10 88V87H9ZM9 88H8V90H9ZM31 88V89H32ZM34 88H36V90H34ZM43 88V87H42ZM54 88H56L55 90H54ZM96 88V89H95ZM143 90H142V89ZM150 88V89H149ZM160 88H162L161 90H159ZM171 88V89H170ZM195 88H198V89H195ZM58 89H61V90H59L58 91ZM114 89H116V91L114 90ZM125 90V92H124V94L126 95H124L123 93H122V91H124ZM132 89L134 90L133 92H132ZM136 89V90H135ZM148 89V90H147ZM188 89V90H189ZM254 88H253V86H251V88H250V90H252V91H254L253 90ZM6 90H3L4 91V93H3V91H2V93L3 94H7L8 93V90L6 91ZM11 91L12 90H14L13 88H11L10 89ZM38 90V91H37ZM131 90V91H130ZM145 90V91H144ZM157 90H159L158 92H157ZM168 90H170V92L172 93L173 91H175L176 92V95L177 96H175L174 94H175V92H173L172 94L175 96H171L172 94L168 91ZM264 90V89H263ZM7 93H6V92ZM35 91L37 92V96H35L34 94H35ZM51 93H49V92ZM54 91V92H53ZM97 91V92H96ZM113 91H115V92H113ZM143 91V92H142ZM147 91H153V94L151 93H145V92H147ZM166 92V93H164V94H162L163 92ZM177 91H179V92H177ZM197 91H198V93H197ZM257 91H255V92H257ZM46 92L47 93H49L48 95L46 94ZM56 92H57V94H56ZM61 92H62V94H61ZM109 92H111V93H109ZM120 92V93H119ZM137 92V93H136ZM138 92H141V94L140 93H138ZM169 92V93H168ZM257 92V93H258ZM45 93V94H44ZM56 95H55V94ZM82 93V94H81ZM117 93H119V97L121 96L120 94H123L122 95V97H123V99L121 98V100L119 101V98H118V101H117V103H116V101H114L113 100V98L115 99V96L116 97H118V95H117ZM160 95H159V94ZM195 93H196V95H195ZM39 94L41 95V94H44V95H42V98L39 96ZM116 94V95H115ZM139 94V95H138ZM147 94V95H146ZM169 94H171V95H169ZM180 94V95H179ZM260 95H261V92L259 93ZM263 94H264V91L262 92V97H263ZM1 95V94H0ZM92 95V96H91ZM103 95V96H102ZM107 95H109V96H107ZM114 95V96H113ZM142 97H141V96ZM167 95H169L168 96V98H167ZM182 95V96H181ZM189 95V96H188ZM3 96V95H2ZM1 96V97H2ZM6 96V95H5ZM30 96V97H29ZM49 96V97H48ZM68 96V97H67ZM71 96V97H70ZM147 96V97H146ZM164 96H166L165 98L167 99H165L164 98ZM1 97H0V99H1ZM93 97V98H92ZM99 97L102 99L101 101H100V99H99ZM109 97V98H108ZM138 97H140L139 99H138ZM145 97V98H144ZM149 97V98H148ZM171 97H173V98H171ZM181 97V98H180ZM39 98H41V99H39ZM46 98V97H45ZM66 98V99H65ZM71 98V99H70ZM106 98V99H105ZM126 98V99H125ZM190 98V100L191 99H193L194 100V103H192L193 101H189L188 99ZM264 98V97H263ZM263 98H260V99H262L263 100ZM53 99H54V101H53ZM65 99V100H64ZM99 99V100H98ZM117 99V98H116ZM128 99V100H127ZM131 99H133V100H131ZM136 99H138V100H136ZM146 99V100H145ZM159 99H161V101L159 100ZM175 99V100H174ZM260 99L258 100V102H260ZM49 100V101H48ZM114 102H113V101ZM151 103V101H152V103H154V105L156 104L158 107H160L161 106V108H159V111H158V107L157 108H155L154 107V105L152 106V103L150 104L148 101ZM157 100V101H156ZM184 102H183V101ZM48 101V104L47 103H45V102H47ZM54 102V103H51V102ZM103 101V102H102ZM104 101H106V102H104ZM143 101H144V103H147V104H144L143 103ZM155 101H156V103H155ZM179 101V102H178ZM57 103V105H56V103ZM79 102V103H78ZM116 103V107L114 108V106H113V108H112V106H110V105H112L113 103ZM137 102H139L138 104H137ZM173 102H175L174 103V105H173V108H174V110H175V104L177 105L176 106V108L178 107L179 108V111H180V114H181V116H182V118L183 119H180L181 118V116H179V114H178V117H179V119H178V121L176 120L177 118H175L176 117V113H179V112H176V111H178V108H177V110H175V111H172V113L173 112H175V114L176 115H174L175 117H173V115H171V117H170V114H172V113H170V111H171V109L169 110L168 109V107L170 108V104L171 103H173ZM178 102V103H177ZM257 102V101H256ZM257 102V103H258ZM262 102V101H261ZM260 102V103H261ZM263 102H264V100H263ZM107 103H108V106H107ZM131 103V104H130ZM141 103V104H140ZM168 103H169V105H168ZM259 103V104H260ZM37 104V103H36ZM50 104H51V106H50ZM88 104V105H87ZM142 104H144V105H142ZM178 104H180V105H178ZM262 104H264V103H262ZM262 104H260V106L262 105ZM48 105V106H47ZM123 105H125V106H123ZM133 105V106H132ZM164 105H167V106H164ZM197 105V106H196ZM52 106H55L54 108H52ZM64 106V107H63ZM98 106V107H97ZM101 106V107H100ZM102 106L104 107V108H102ZM111 108H110V107ZM138 108H137V107ZM141 106H143V108L141 107ZM145 106V107H144ZM148 106V107H147ZM151 106H152V109H153V107L155 108V109H157V110H155V111H153L154 113H152L151 114V112L152 111H150L151 109ZM172 106V105H171ZM185 106H183V107H185ZM187 106V107H188ZM254 106H255V104H254ZM258 107V104H256V108L258 107V110H260L261 109V107H263V106H261V107ZM14 107V106H13ZM31 107V108H30ZM51 107V109H48V108H50ZM57 107H60V108H57ZM71 107V108H70ZM108 107V108H107ZM147 107V108H146ZM163 107H167L166 108V111H165V109L163 108ZM189 107H192V106H189ZM46 108V109H45ZM79 108V109H78ZM97 108H100V109H97ZM104 109V111L102 110V109ZM110 108V109H109ZM136 108H137V110H136ZM172 108V107H171ZM172 108V109H173ZM264 108V107H263ZM263 108H262V112H263ZM24 109V110H23ZM52 109H54V110H56V111H54V113L52 112L53 110ZM95 109V110H94ZM97 109V110H96ZM111 109H114V112L111 110ZM119 109V110H118ZM130 109V110H129ZM133 109H135L134 111H133ZM145 109V111H143ZM149 109V112H147V110ZM169 111H168V110ZM184 109H186V108H184ZM193 109V110H194ZM195 109V111H197ZM28 110L30 111V112H28ZM38 110H39V113L40 114H42V118H43V115L44 114H46V115H49V116H46V115H44V118L42 119L43 120V122H47V123H43L42 121H38V122H40V124H42V125H39V123L37 122V121H35V117L34 116H36V115H39V113L37 114V112H38ZM62 110H64V111H62ZM99 110V112H97ZM103 112H101V111ZM138 110H141V112H138ZM163 110V111H165V112H161V111ZM192 110V109H191ZM192 110V111H193ZM41 111V112H40ZM59 111H62L61 113H59ZM69 111V112H68ZM96 111V112H95ZM108 111V112H107ZM116 111L121 115H119L118 113L116 114ZM128 111H129V113H128ZM133 113H132V112ZM168 111V115H167V112ZM183 111V112H182ZM43 112V113H42ZM72 112V113H71ZM136 112H138V113H136ZM142 112H144V113H142ZM260 114H262V112H260V111H258ZM10 113V112H9ZM9 113H7V114H9ZM15 113H13V114H15ZM52 113V114H51ZM64 114V117H62L63 116V114ZM95 113V114H94ZM110 113V114H109ZM128 113V114H127ZM145 113H147V115H149V116H146V114ZM149 113V114H148ZM166 113V114H165ZM259 113H257L258 115H259ZM13 114H11V115H13ZM17 114V113H16ZM26 114H27V116H26ZM32 114V115H31ZM61 116H60V115ZM114 114V115H113ZM133 114V115H132ZM134 114H136L135 116H136V120L139 122V123H143V121H144V119H143V117H145V120H147L148 121V118L149 117H151L150 119H151V125H150V122L149 123H147V124H149V126L151 127L152 126V128L154 127V130L152 129V131L154 132L155 130H160V131H158V132H160V133H156V131L153 133V132H149V128L150 127H148V126H146L145 127V125H147V124H145V121H144V124H142L141 126H142V131L141 130H139V131H136V128H137V126L138 127H141L140 126V124L137 122V121H135V124H136V122L138 123V124H136V128L133 126L134 124V121H132L133 123H131V120H132V118L134 117L135 118V116H134ZM141 114H143V115H141ZM151 114V115H150ZM155 114H158L159 115V117H154V115ZM174 114V113H173ZM183 114V115H182ZM191 114V115H190ZM263 114H264V112H263ZM10 115V114H9ZM9 115H7V116H9ZM55 115H57L56 116V118H55ZM60 117H59V116ZM96 115V116H95ZM98 115V116H97ZM103 115V116H102ZM121 117H119V116ZM123 115V116H122ZM130 115H131V119H129L130 118ZM141 117H140V116ZM185 115H188V116H190V117H186ZM258 115H257V117L255 118V119H259V120H256L255 121V123L257 124H259V123H261V121L263 120V115H262V117H261V115L258 117ZM40 116V115H39ZM46 116V117H45ZM70 116V117H69ZM108 117V118H106V119H108V120H106V119H103L102 117ZM113 116V117H112ZM129 116V118H126V117H128ZM138 116H139V119H137L138 118ZM194 116V117H193ZM255 116H256V114H255ZM65 118V120H62V118ZM110 117H112V118H110ZM116 117V118H115ZM162 117V119L165 121V119H164V117L165 118H167L166 120H169V122H171L172 124L171 125H173V128L172 127H167V128H169V129H171L172 128V131L171 130H169L170 131V133H168L169 131L166 129V128H164V127H166L163 123H168V121H165V122H163L160 118ZM184 117H186L185 119L186 120H184ZM22 118V119H21ZM51 118V119H50ZM89 118H91V119H89ZM100 118V119H99ZM102 118V119H101ZM119 118V119H118ZM124 118H126V119H128V121H126V123L127 124H131L130 126L133 128V129H135V130H133V132L131 131H129L130 129H131V127L129 126V125H127L126 123H124L123 122V124L125 125L126 124V128L127 129H123L122 128V126H123V124L122 123H120V120L121 121H123L124 120ZM133 118V119H134ZM140 118H142L143 119V121H142V119L140 120ZM154 118V120H152ZM161 120L160 122H163V123H160L158 120L159 119ZM188 118V119H187ZM261 118V119H260ZM6 119L4 118V121L6 122ZM26 119L24 120V121H26ZM34 119V120H33ZM39 118H38V116L36 117V120H38ZM49 119V120H48ZM71 119V120H70ZM74 119V120H73ZM158 119V120H157ZM40 120V119H39ZM50 121V122H48V121ZM77 120V121H76ZM91 120H93V121H91ZM104 120H105V122H104ZM111 122H110V121ZM119 121V123H116V122H114V121ZM158 121L157 123H156V121ZM172 120L174 121V122H172ZM186 121V122H184V121ZM16 121V122H15ZM103 121V122H102ZM110 122V123H107V122ZM146 121V122H147ZM150 121V120H149ZM155 121V122H154ZM175 121H177V123H178V125H179V122H180V126H178L177 125V123L175 122ZM258 121V122H257ZM4 122V123H5ZM42 122V123H41ZM69 122H71L70 124H69ZM74 122V123H73ZM97 122H98V124H97ZM100 122V123H99ZM182 122H184V125L186 124V126L188 125V129L189 128H191L190 130L191 131H189V130H187V127L186 126H184L183 127V125H182ZM189 122V124H187ZM48 123H50V124H48ZM68 123V124H67ZM76 123V124H75ZM79 123V124H78ZM113 125H112V124ZM162 124V125H164L163 126V128L165 129H162V128H156V127H159L160 125L159 124ZM174 123H176L175 125H174ZM192 123H191V125H192ZM263 124H264V121L262 122ZM19 124H23L22 126H20ZM27 124V125H26ZM35 125V127H34V125ZM37 124V125H36ZM46 126H45V125ZM47 124L48 125H50V126H47ZM55 124V125H54ZM57 124V125H56ZM74 124V125H73ZM86 126H85V125ZM88 124V125H87ZM89 124H92V127H91V125L89 126ZM97 124V125H96ZM119 124V125H118ZM122 124V126H120ZM156 124H157V126H156ZM256 124H254L255 126H256V128L258 129H256L254 126H253V129H252V131L254 132L255 131V129L257 130V132L255 131V133H253L252 132V138L250 139L248 136H247V139L249 138V140H251V141H249V142H251V143H249V144H252V142L254 143V141H256V140H258L257 142V144H256V151L258 152V153H260L261 154V156H263V158L262 157H260L259 156V154H258V156L260 157V158H262V160L264 159V145H263V141H264V130H262V128H263V124H261L260 126H257ZM0 127H2V128H4L2 125H3V123L1 124L0 123ZM15 125H19L20 127H16ZM26 125V126H25ZM52 125V126H51ZM96 125V128L94 127V126ZM99 125H101V126H99ZM116 126V125H118V126H120V128H122L123 129V131H122V129H120L121 130V132H125V138H123V139H121L122 137H123V133H121V134H123V135H121V134H119L118 133V135H120L119 137H114L113 135H114V133L115 132H112L111 131V129L113 128V126ZM143 125H144V128H143ZM162 125L160 126V127H162ZM168 125V124H167ZM182 125V126H181ZM263 125V126H262ZM16 127L17 128V130H15V131H17V132H14V129L15 128H13V127ZM42 126H44V127H42ZM69 126V127H68ZM74 126H75V128H74ZM79 126V127H78ZM80 126H83V129H82V127H80ZM85 126V127H84ZM108 126V130H110V131H106L107 129H104V128H106V127ZM110 126H112V128L110 127ZM114 126V127H115ZM177 126H178V128H177ZM262 126V127H261ZM22 127V131H24V128ZM41 127V128H40ZM51 127V128H50ZM71 127H73V128H71ZM79 129H77V128ZM94 127V128H93ZM109 127H110V129H109ZM123 127H125V126H123ZM128 127L130 128L129 130H128ZM181 129H180V128ZM42 128H43V131H42ZM90 128V129H89ZM102 128V129H101ZM119 128V127H118ZM118 128H114V129H112L113 131H116V129L118 130ZM149 129L148 131H146V129ZM174 128H177V129H174ZM260 128V129H259ZM8 129H10L9 131V133H8ZM32 129V130H31ZM38 129V130H37ZM48 129H50V131L48 130ZM51 129H52V131H53V133L51 132ZM69 129V130H68ZM84 129H86V130H84ZM91 129H93V130H96V131H92ZM100 131H99V130ZM137 129H140V128H137ZM143 129H145V130H143ZM264 129V128H263ZM20 130H21V128H20ZM40 130V131H39ZM45 130V131H44ZM55 130V131H54ZM76 130H77V132H76ZM82 130H84L82 133L83 134H81V131ZM88 130H90L89 132H88ZM127 131V133H126V131ZM164 130V131H163ZM182 130V134H183V138H179V136L181 135V133H180V131ZM185 130H187V131H185ZM6 131V132H5ZM47 131V132H46ZM50 133H49V132ZM92 131V132H91ZM105 131L107 132L106 134H108V135H106V136H109L111 133L110 132H112V138L113 139H115V141L113 142V139H112V141H111V139H106L105 138V135H104V133H105ZM135 131H136V133H135ZM185 131V133L186 132H189L188 134L189 135H187V134H184L183 132ZM26 132H28L29 133V135H28V133H27V135H26ZM32 132V133H31ZM38 133V134H36V133ZM85 132V133H84ZM93 132H95V133H93ZM99 132H100V136H99ZM102 132V133H101ZM104 132V133H103ZM117 132V131H116ZM129 132V133H128ZM137 132L139 133V134H137ZM142 132V133H141ZM147 132H149L150 134H149V136H148V134L146 135V133ZM165 134H164V133ZM171 132H173L172 134H171ZM261 132H262V134H261ZM23 133V132H22ZM51 135V136H48L49 134ZM56 133V134H55ZM73 133V134H72ZM78 134V136H80L81 138H83L82 136H85L83 139H82V141H81V138L80 137H78L77 136V134ZM92 134V136H93V134H94V136H93V138H92V141H91V135H89V134ZM131 133V135H132V137H130L129 136V134ZM145 133V136L144 137H146L145 139H146V141L149 139L148 137H150V139L146 142L145 141V139H144V137H142V134H144ZM161 133H163V134H161ZM175 133V134H174ZM195 133V132H194ZM259 133V134H258ZM30 134H32V136L34 135V137H32ZM40 134V135H39ZM45 134H46V136H45ZM98 134V135H97ZM116 135H117V133H115ZM126 134H128V136L126 135ZM153 134H155L154 136H153ZM159 134V135H158ZM167 134H170V135H167ZM253 134H254V136H253ZM258 136V137H262L261 138V141L263 142V143H260V139H254V137H256V135ZM4 135V136H3ZM23 135H25L24 137H23V139H22V136ZM45 137H44V136ZM104 135V136H103ZM139 136V138H138V136ZM160 135H162V136H160ZM174 136V137H172V136ZM177 135V136H176ZM184 135H187V137L186 136H184ZM260 135V136H259ZM261 135H263V136H261ZM43 137V139L42 138H39V137ZM48 136V137H47ZM55 136H57V137H55ZM77 138V139H73V138H75V137ZM134 136V137H133ZM136 136V137H135ZM159 136H160V138L163 140V142L161 143V147L159 146V145H157L156 146V144H160V142L162 141V140H159L160 138H159ZM166 137L167 136V138L169 137V141L168 142H172L171 144L173 145L172 147H174V148H171V150L170 149H168V152L166 151V150H163L164 148H166L167 147V143L168 142H165L166 144H163L164 143V139L165 138H163V137ZM179 138V140H177V142L176 141H173L174 139L173 138ZM182 136V135H181ZM1 137V136H0ZM29 137H31V138H29ZM38 139H37V138ZM68 137V138H67ZM100 137V138H99ZM110 138H111V136H109ZM109 137H107V138H109ZM128 137V138H127ZM171 137H172V139H171ZM15 138V139H14ZM34 138V139H33ZM44 138H46V140L44 139ZM57 138V139H56ZM86 138H88V139H86ZM90 138V139H89ZM96 138H97V141H98V138L99 139H103V141L105 142V143H107L106 144V146H107V150H106V148H105V146H103V145H105V143L104 142H102L101 140H99L98 142H95V140H96ZM106 140H109V141H105V139ZM117 138L119 139L120 138V140H117ZM131 138V139H130ZM135 138V139H134ZM157 138V141L155 140ZM30 139H32V140H30ZM37 139V140H36ZM52 139V140H51ZM66 140V142H65V140ZM93 139H95L94 140V142H93ZM126 139V140H125ZM252 139H253V141H252ZM5 140H3V141H5ZM26 140V141H27ZM30 140V141H29ZM41 141V140H43L42 142H36V141ZM49 141V143H47L48 141ZM61 140V141H60ZM77 140V141H76ZM84 140L87 142V141H91V143L93 142L94 144H96V143H101L99 146L96 144V145H90L91 143H87V144H89L90 146H93L92 148H90V146H88V145H84L83 143H86V142H84ZM125 142V143H123V141ZM128 140H129V142L131 143H128ZM132 140H135V144L137 143L138 145H134V143H132ZM140 140V141H139ZM150 140H152L151 142H150ZM185 140V141H186ZM13 141H10L9 143H10V145H8V142H6L5 141V145L6 146H9V148H7L8 150H10V149H14V146L15 145H12L11 144V142H13ZM33 141V142H32ZM113 142L112 143V145L111 144H108V142ZM141 141H142V143L144 144V146L142 145V143H141ZM144 141L147 143V145H146V143H144ZM155 141V142H154ZM167 141V140H166ZM181 143V145H179V142ZM183 141V142H182ZM188 141V140H187ZM1 142V141H0ZM60 142V143H59ZM79 142V143H78ZM118 144H117V143ZM134 142V141H133ZM157 142V143H156ZM174 142V143H173ZM176 142V143H175ZM4 143V142H3ZM14 143V142H13ZM37 143H39V145H37L36 146V144ZM59 143V144H58ZM67 143V144H66ZM80 143H81V145H80ZM92 143V144H93ZM104 143V144H103ZM123 143V144H122ZM127 143V144H126ZM140 143H141V146H140ZM149 143H150V146H152V149L150 150V148L151 147H147V146H149ZM152 143H154L155 145H153ZM178 143V144H177ZM256 143V142H255ZM1 144V143H0ZM15 144V143H14ZM29 144V146L27 147V145ZM50 144H51V146H50ZM55 144V145H54ZM65 144V145H64ZM83 144V145H82ZM117 144V145H116ZM120 144V145H119ZM122 144V145H121ZM129 144V145H128ZM162 144H163V146H166V147H163L162 146ZM170 144V143H169ZM171 144H170V146L168 145V147L167 148H170L171 147ZM175 144V145H174ZM176 144L177 145H179L178 146V149L179 148H181L180 150H178L177 149V146H176ZM183 144H184V146H183ZM259 144H260V146H259ZM2 145H4V144H2ZM2 145H0V148H2V149H4V151H6V152H9V151H7V149L6 148H3L2 147ZM31 145V146H30ZM101 145H102V147H103V149H102V147H101ZM109 145H110V147H109ZM126 145H127V147H126ZM135 146L134 148H133V146ZM186 145V146H185ZM5 146V147H6ZM10 146L12 147L13 146V148H10ZM42 146V147H41ZM44 146V147H43ZM47 146V147H46ZM50 146V147H49ZM54 148H53V147ZM67 146H69V151H70V153H71V155L69 154V153H66V151H68V150H66V151H64L65 149H67L68 147ZM81 146V147H80ZM83 146H88V148H90L89 149V151H86L85 150V148L87 149V147H83ZM95 146H97V147H95ZM113 146V147H112ZM132 146V147H131ZM249 146V148H250V146L251 145H248ZM253 146H255V144H253L252 145V147L250 148V151H251V149L253 148L254 149V147ZM257 146L258 147H261L262 146V151L261 150H259L258 148H257ZM29 147L32 149V151L33 150H35V151H33V152H31V150L29 149ZM34 149H33V148ZM38 147V148H37ZM41 147V148H40ZM72 147H73V149H72ZM76 147V148H75ZM80 147V148H79ZM95 147V148H94ZM109 147V148H108ZM126 147V148H125ZM141 147V148H140ZM142 147H144L145 149H147L151 154H154V155H156L155 153H156V150H157V154H160L161 155V157H157L158 155H156V156H154V158H153V155L152 156H150V153H147L148 151L147 150H145L144 148H142ZM147 147V148H146ZM157 147V148H156ZM160 147V148H159ZM176 147V148H175ZM184 147V148H183ZM14 149V150H17V149ZM37 148V149H36ZM47 148V149H46ZM48 148H52V150H50V152L52 151V153H50V154H48L49 153V151H48ZM74 148L75 149H79V150H75V152L73 151L74 150ZM98 149V152H97V149ZM101 148V149H100ZM113 148V149H112ZM116 148H118V149H116ZM128 148H131V151H135L134 153H132ZM137 148V149H136ZM159 148V149H158ZM163 148V149H162ZM187 148V149H186ZM38 149H41V150H38ZM61 149V150H60ZM94 149V150H93ZM96 149V150H95ZM112 149V150H111ZM120 149V150H119ZM138 149H140L141 151L139 152L138 151ZM154 149V150H153ZM161 149L164 151L163 153L161 152ZM255 149H254V152H256L255 151ZM13 150V152H15ZM30 150V151H29ZM37 150V151H36ZM59 150V151H58ZM81 150L83 151V152H81ZM93 150V151H92ZM127 150V151H126ZM129 150V151H128ZM159 150V151H158ZM170 150V151H169ZM178 150V153H180V154H178V153H176V151ZM189 151L190 152V154L188 155L187 154V152L186 151ZM0 151H1V149H0ZM3 151V150H2ZM43 151V152H42ZM54 151H57V152H54ZM61 151H62V153H61ZM64 151V152H63ZM79 151V152H78ZM91 151V152H90ZM96 151V152H95ZM116 151H121V153L120 152H116ZM125 151H126V153H125ZM183 151H185V152H183ZM239 151H240V149H239ZM250 151H249V153H250ZM260 151V152H259ZM5 152V153H6ZM31 152V153H30ZM45 152H47V154L49 155H47ZM88 152H89V154L90 153H92V154H94V156H91V155H89L88 154ZM101 152V153H100ZM123 152V153H122ZM130 152L132 153V154H130ZM137 152H138V154H137ZM146 152V153H145ZM154 152V153H153ZM160 152V153H159ZM251 152H253V150L251 151ZM257 152L255 153V154H257ZM5 153H3L4 155H5ZM16 153H14L15 155L14 156H12V158L14 159V157L16 156ZM24 153V155H22ZM41 153V154H40ZM55 153L57 154V155H55ZM58 153H60L59 155H60V157L58 156ZM95 153H97L98 154V157H97V155H95ZM111 153V154H110ZM118 153V154H117ZM140 153V154H139ZM142 153V154H141ZM7 154H12L11 153V150H10V152L9 153H7ZM37 154V155H36ZM65 154H69L68 156H69V158L67 157V155L65 156ZM89 156H88V155ZM101 154V155H100ZM104 154V155H103ZM114 154L116 155V157H114ZM137 154V155H136ZM147 156H149V157H147ZM149 154V155H148ZM176 154V155H179V156H174V155ZM183 154H185V155H183ZM252 154V153H251ZM251 154L249 155V158H248V161L249 160H253V162H252V160L250 161L252 164H254V161L256 160V162L258 163L257 164V166H259L260 165V163L262 162L261 161V159L259 160L258 159V156H257V158L256 157H253V156H251ZM263 154V155H262ZM0 155H1V159L0 160H2L3 159V155H2V153L0 152ZM9 155V156H10ZM32 155V156H31ZM33 155H34V157H33ZM52 155H54V156H51ZM106 155V156H105ZM122 155V156H121ZM125 155V156H124ZM132 155H134L133 156V158H130ZM136 155V156H135ZM139 155V156H138ZM142 155V156H141ZM159 155V156H160ZM164 155H166V156H164ZM168 155V156H167ZM187 155H188V157H187ZM252 155H254V154H252ZM35 156L36 157H38L39 159H37V158H35ZM40 156V157H39ZM41 156L43 157L42 159H44V161H42V159H41ZM50 157V158H48V157ZM73 156V158H71ZM99 156L101 157V158H99ZM105 156V157H104ZM107 156H109V157H107ZM147 158H149V159H147ZM163 156H164V158H163ZM254 156H256V155H254ZM8 157V155H6V158ZM17 157H15V159H17ZM45 157V158H44ZM48 159H47V158ZM58 157V158H57ZM62 157L64 158L63 160H62ZM89 157H90V159L91 160H89ZM104 157V158H103ZM107 157V158H106ZM113 157V158H112ZM122 157H123V159H122ZM126 157H128L129 158V160L127 161V162H125V159H128V158H126ZM134 157H135V159H134ZM136 157H138L139 158V160H141L140 158L142 157V161H140V163H138L137 161H139V160H137L136 162L134 161V160H136ZM146 158V159H144V158ZM8 158H10V157H8ZM10 159V160H13V159ZM31 158V159H30ZM61 158V159H60ZM68 160V163L66 162V159ZM95 158H97V159H95ZM103 158V159H102ZM107 160H106V159ZM137 158V159H138ZM151 158V159H150ZM162 158V159H161ZM167 158H169L170 160H171V163H170V161H169V163H168V161H166V160H169V159H167ZM181 160V163H180V160ZM254 158H256V159H254ZM14 159V160H15ZM38 160V161H36V160ZM50 159V162L48 161ZM52 159V160H51ZM56 159H57V161H56ZM69 159H71V160H69ZM92 159H94V160H96V163L94 164L93 162V160ZM116 159V160H115ZM132 159V160H131ZM134 159V160H133ZM152 159H153V162H152ZM157 159H159V161L157 160ZM5 158H4V160H2V162L4 161V163H5ZM9 160V159H8ZM36 162H35V161ZM61 160V162L63 163H60V162H58V161H60ZM72 160H76L75 161V163L77 162V161H79V162H77L76 163V165H75V163H74V161H72ZM102 160H105V161H102ZM114 160V161H113ZM117 160H118V162H117ZM121 160V161H120ZM146 160V161H145ZM151 160V161H150ZM155 160L157 161V163L156 164H158V165H155ZM162 160H165V161H161ZM172 160H174V161H172ZM176 160V161H175ZM30 161V162H29ZM70 167L71 166V163H74V165L72 166V167H74V170H76V171H72V170H67L69 167H67V165L66 166H64V162ZM69 161H72L71 163H69ZM81 161V162H80ZM101 161V162H100ZM122 161H124V163L122 162ZM132 162V163H136V167L131 163H129V162ZM148 161V162H147ZM149 161H150V163H149ZM13 162H14V164L15 165H18V168L20 167V169H19V172H18V170H15L17 167H13V166H15L14 164H13ZM21 162V164L19 165V163ZM100 162V163H99ZM108 162V163H107ZM116 162V163H115ZM174 162V163H173ZM177 162V163H176ZM178 162H179V164H178ZM191 162V161H190ZM189 162V163H190ZM250 162H248V167L246 166V169H248L251 165L249 164ZM255 162V163H256ZM6 163H7V160H6ZM34 163H35V165L37 164V165H41V167H43V170H44V176H42L43 174H42V172H43V170H42V168L41 167H36L35 165H34ZM59 163V164H58ZM89 163H91V164H89ZM102 163H103V165H102ZM107 163V164H106ZM123 163V164H122ZM125 163H129L128 165L127 164H125ZM142 163V164H141ZM148 163H149V165H148ZM172 163H173V165H172ZM182 163H185V164H182ZM53 164H54V167H53ZM70 164V165H69ZM77 164H78V166H77ZM123 165L124 166V168L126 167V169H128L129 167H130V169L129 170H127V171H129V173H130V177L128 176V174H126L125 172H127V171H125L126 169H124L123 168V166H120V167H118L119 165ZM139 164V165H138ZM147 164V165H146ZM153 164V165H152ZM160 164V165H159ZM171 164V165H170ZM178 164V165H177ZM237 164H238V162H237ZM28 166L27 167V171L24 169V166ZM42 165H44V166H42ZM57 165V166H56ZM64 167V169L65 170H67V171H72V172H68V174H65V173H67V171H65V172H63V168H62V166ZM128 166V168H127V166ZM133 165V166H132ZM142 165H143V168H142ZM151 165V166H150ZM175 165H176V167H175ZM185 165V166H184ZM250 165V166H249ZM26 166H25V168H26ZM30 166H31V168H30ZM33 166H35L33 169L34 170H32V167ZM60 166H61V168L62 169H60ZM104 166V167H103ZM112 166H114V167H112ZM140 168H139V167ZM147 166V167H146ZM162 166V167H161ZM256 166V164L255 165H253L252 167H257ZM22 167V168H21ZM45 167V168H44ZM71 167V169H73ZM91 167V168H90ZM117 167V168H116ZM151 167V168H150ZM182 167H184V168H182ZM187 167V168H186ZM5 168V169H4ZM8 167H7V169H9ZM11 168H14V170L15 171H17V172H15V171H13V169H11ZM39 168H40V170H42V172L41 171H39ZM48 168H49V170H51V171H49L48 170ZM87 168V169H86ZM89 168V169H88ZM116 168V169H115ZM120 168V169H119ZM131 168H133L132 169V173H131ZM136 169V171H135V169ZM146 168L148 169V172L151 170H153L154 168V170L151 172L150 171V173H148L147 172V170H146ZM180 168V169H179ZM24 169V170H23ZM29 169V170H28ZM35 169H36V172H37V170H38V173L36 174V172H35ZM45 169H47V170H45ZM138 169V170H137ZM179 169V170H178ZM186 170V172H185V170ZM187 169H188V171H187ZM253 169H255V168H253ZM253 169H251V167L248 169L249 170V172L248 173H250ZM263 169H264V166H263V168H262V174H263ZM22 170V171H21ZM30 170H31V172L33 173V175H32V173H30ZM87 170V171H86ZM103 170V171H102ZM114 170V171H113ZM118 170H119V172H118ZM122 170H124V171H122ZM143 170H144V172H143ZM165 170V171H164ZM251 170V171H250ZM46 171H49V172H47L46 174H45V172ZM60 171V172H59ZM99 171V172H98ZM117 171V172H116ZM133 171H134V173H133ZM139 171V172H138ZM183 171L186 173V175H185V173H183ZM23 172V173H22ZM24 172H26L25 174L26 175H28V178H25L24 179V181H23V179H22V176H23V174H24ZM27 172H28V174H27ZM40 172H41V174H40ZM50 172H52V173H50ZM121 172V173H120ZM137 172V173H136ZM140 172H141V174H143V175H139L140 174ZM168 172V173H167ZM174 175V177H173V175L171 174V173ZM174 172V173H173ZM179 172V173H178ZM246 172V173H247ZM253 173H254V171H252ZM252 172H251V174H252ZM256 172H257V170H256ZM7 173V174H8ZM20 173H21V175H20ZM58 173V174H57ZM80 173H82V175L80 174ZM87 175H86V174ZM103 173H106V174H103ZM121 174V175H118V174ZM122 173H124V174H122ZM18 174H19V176L21 177V179H19L17 176H18ZM52 176H51V175ZM80 174V175H79ZM90 174V175H89ZM98 174V175H97ZM104 176H103V175ZM112 174V175H111ZM118 175V177H117V175ZM133 174V175H132ZM166 174V175H165ZM171 174V175H170ZM182 174V175H181ZM184 174V175H183ZM187 174L189 175V176H187ZM262 174H260V175H262ZM12 175V176H13ZM17 175V176H16ZM37 177H36V176ZM55 175V176H54ZM59 175H60V177H59ZM65 175V176H64ZM70 175V176H69ZM79 175V176H78ZM100 175V176H99ZM109 175V176H108ZM111 175V176H110ZM113 175L115 176V177H113ZM127 177H126V176ZM158 175V176H157ZM181 175V176H180ZM197 175H199V173L197 174ZM46 176H48V177H46ZM63 176V177H62ZM86 176V177H85ZM101 176H103L104 178H102ZM105 176H107V178H108V180H107V178L105 177ZM124 178H123V177ZM140 176V177H139ZM143 176V177H142ZM146 178H145V177ZM152 176V177H151ZM156 176V177H155ZM161 176V177H160ZM166 176H168V177H166ZM183 176V177H182ZM190 176H192L191 178H190ZM196 177V178H193V177ZM263 176V175H262ZM4 177H5V179H4ZM16 177H17V179H19V181L16 179ZM24 177H25V175H24ZM30 177H32L31 178V181H30ZM54 177V178H53ZM55 177L57 178V179H55ZM66 177V178H65ZM80 177H81V179L83 178V182H82V180L80 179ZM113 177V178H112ZM118 178V180L116 179L115 180V178ZM119 177H120V179H119ZM136 177V178H135ZM142 177V178H141ZM148 177V178H147ZM150 177V178H149ZM160 177V178H159ZM163 177V178H162ZM177 177V178H176ZM200 177V176H199ZM53 178V179H52ZM59 178L60 179H62L61 181H62V183L60 182V180H59ZM64 178V179H63ZM78 178V179H77ZM102 180H101V179ZM105 178H106V180H105ZM114 179L113 180V182H112V180L111 179ZM125 178H126V180H125ZM130 178H131V180L133 179V181L130 183L129 181H130ZM134 178H135V180H134ZM165 178L167 179V180H165ZM185 178V179H184ZM187 178V179H186ZM192 178L194 179V180H192ZM26 179H29V180H26ZM104 179V180H103ZM109 179H110V183H109ZM157 179H158V182H159V184H158V182H157ZM173 179V180H172ZM176 179H181V181L180 180H178V181H180V182H178V185H176L177 183H176ZM196 179V180H195ZM10 180V181H9ZM36 180V181H35ZM55 180V181H54ZM58 180V181H57ZM124 180V183L122 182ZM137 180H139V182L137 181ZM159 180H161V181H159ZM172 180V181H171ZM175 180V183L173 182ZM188 180H190V181H194L191 185L193 186V184H198V182L200 183V184H198V185H196V187H195V185H194V187L198 190L199 189V195H200V197H198V196H196V198L194 199H192V197H194L195 195H193L194 194V192H196V195L198 194V192H197V190L195 191V189H193V188H191V186H190V181H188ZM263 180H264V178H263ZM16 181V182H15ZM40 182L41 184H42V186L45 184L44 182H46L47 184H45V186H43V187H41L40 185H38V187H40L39 188V191H38V189H35V187L37 188V184H40V183H37V182ZM56 182V183H54V182ZM63 181H64V183H63ZM103 181H106L105 182V185H103V186H105L104 188L100 185V184H103L104 182ZM116 181V182H115ZM135 181V182H134ZM144 181V182H143ZM164 181V182H163ZM166 181H167V183L169 182L170 183V181H171V183L169 184V186H168V184H166ZM182 181H185V183L183 182V184L181 183ZM187 181V182H186ZM197 181V182H196ZM6 184H5V183ZM20 184H18V183ZM27 184H26V183ZM32 183L31 185H30V183ZM34 182H36V186L34 185L35 183ZM97 182H100L99 183V188H98V183ZM115 182V183H114ZM118 182H119V184H118ZM127 182L129 183V184H127ZM138 182V183H137ZM143 182V183H142ZM146 182V183H145ZM149 182V183H148ZM153 182H154V186H152L153 185ZM57 184V183H61L62 184V186H60V184L58 185H55L54 186V184ZM107 183V184H106ZM135 183L136 184H138V185H135ZM141 183V184H140ZM163 183H165V184H163ZM4 184V185H3ZM22 184H24V185H22ZM26 184V185H25ZM49 184H51V186L52 187H50L49 186ZM71 184V185H70ZM80 184V185H79ZM82 184V185H81ZM109 184V185H108ZM112 184V185H111ZM126 184L128 185V186H126ZM134 184V185H133ZM155 184H156V186H155ZM162 184H163V186H162ZM180 184V185H179ZM187 186H186V185ZM189 184V185H188ZM32 185H34V186H32ZM48 185V186H47ZM95 185L97 186V188L95 187ZM111 185V186H110ZM118 185V186H117ZM132 185V186H134V187H130V186ZM173 185H175V187L173 186ZM183 185V186H182ZM247 185H248V183H247ZM246 185V188H245V190L244 191H248L247 189H248V186ZM262 185H264V184H262ZM58 186V187H57ZM116 186V187H115ZM176 186H178L177 187V189H176ZM184 186H186L185 188H183ZM189 186V187H188ZM47 187V188H46ZM53 187H55V189L53 190L52 188ZM66 188V190H63L62 188ZM106 187H111L112 189H109V188H106ZM148 187H150V189H148ZM156 187V188H155ZM164 187H165V189H164ZM171 187H172V189H171ZM173 187L178 191H176L175 189H173ZM200 187V188H199ZM264 187V186H263ZM263 187H262V189H263ZM30 188V189H29ZM41 188H42V190L43 189H46L45 191L47 192V193H45V191L43 190H41ZM102 188H103V190H102ZM114 188V189H113ZM117 188V189H116ZM125 188H128V189H125ZM129 188H131L132 190H136V191H131V189H129ZM148 190H147V189ZM158 188V192L156 191V189ZM161 188V189H160ZM192 189V196L190 195L191 194V192L189 191V189ZM25 190V193H24V190ZM49 189V190H48ZM51 189H52V191L54 192H51ZM65 192H63L62 190ZM84 189H86V190H84ZM89 189H90V191H89ZM102 190V191H100V190ZM146 189V190H145ZM159 189H160V191H162V192H160L159 191ZM184 189L185 190H187V191H189V192H187V194L185 195L184 193L182 194L181 193V191L182 192H184ZM190 189V190H191ZM11 190V189H10ZM11 190V191H12ZM37 191V194L38 195H36L35 194V192H34V194H32L33 193V191ZM48 190V191H47ZM58 190H60V191H58ZM80 190V191H79ZM111 190V191H110ZM117 191V193L119 194V196H121V199H120V197L118 196V194L117 193H115L116 191ZM130 190V191H129ZM142 190V191H141ZM145 190V191H144ZM172 190V191H171ZM173 190H174V192H173ZM179 190H181L180 192H179ZM83 191H84V193H83ZM89 191V192H88ZM108 191V192H107ZM138 191H139V194H138ZM149 191H151V192H149ZM156 191V192H155ZM168 191V192H167ZM194 191V192H193ZM244 191H242L241 193H243ZM264 191V190H263ZM263 191H261V192H263ZM30 192V193H29ZM39 192V193H38ZM41 192V193H40ZM42 192H44V193H42ZM50 192H51V194L53 193L54 194V196H53V194L51 195L50 194ZM57 192H63L64 194H62V196L60 195L59 197H58V193ZM79 192V193H78ZM96 192H98L97 194L99 195V197H98V195H97V197H95L96 196ZM114 192V193H113ZM141 192H142V195H143V197H142V195H141ZM144 192V193H143ZM186 192V191H185ZM12 193V192H11ZM13 193V194H14ZM24 193V194H23ZM74 193H75V195H74ZM78 193V194H77ZM81 193V194H80ZM88 193V194H87ZM93 193V194H92ZM108 193H109V195H108ZM115 194V195H112V194ZM136 193H137V195H136ZM146 193V194H145ZM162 193V194H161ZM172 193V194H171ZM177 193H179V194H177ZM181 193V194H180ZM188 193H190V194H188ZM3 196H2V195ZM9 194V196H8V198H6V196ZM21 194H23V195H25V196H23V197H21ZM28 194H30L31 195V197H30V195H29V198L26 196V195H28ZM46 194H48L47 196H46ZM49 194H50V197H49ZM69 194V195H68ZM91 194V195H90ZM94 194H95V196H94ZM100 194L102 195L101 197H103L102 199H104L105 200V202H101V198H100ZM111 194V195H110ZM132 194V195H131ZM149 196H148V195ZM150 194H152V195H154L155 197H156V195H157V198L155 199V197L153 196V198H152V195H150ZM170 195V197H169V195ZM244 194V193H243ZM246 194H247V192L244 194L245 196H243L242 194H240L241 195V197L243 196L244 198H246ZM45 195V196H44ZM56 195H57V198H56ZM64 195H66V196H64ZM72 195V196H71ZM78 195H79V197H78ZM116 195L118 196V198H116ZM139 195V196H138ZM161 195V196H160ZM166 197H165V196ZM262 195H263V197L262 196H260L261 198H264V194L262 193ZM44 198H42V197ZM67 196H68V199H67ZM132 196H134V197H132ZM174 196H176V197H179V198H176V197H174ZM182 196V197H181ZM185 197V199H188L189 197H191V198H189L190 199V201H188V200H186L187 202H185V203H182L183 205H180L179 204V201L181 200L182 202L183 201H185L183 198ZM186 196L188 197V198H186ZM202 196H205L204 198L202 197ZM25 197H27V198H25ZM33 197V198H32ZM37 197V198H36ZM41 197V198H40ZM54 197V198H53ZM70 197V198H69ZM81 197V198H80ZM115 197V198H114ZM135 197H137V198H135ZM168 197V198H167ZM172 197H174V198H172ZM240 197V198H241ZM19 198H21V199H19ZM49 201L48 203L45 201L46 199ZM52 198V199H51ZM60 198H62V200H64V201H60ZM78 198V199H77ZM107 200H106V199ZM141 200H140V199ZM178 199L177 201H176V199ZM199 198H201V200H199V201H201L202 203H203V201L205 202V199H206V206L204 205H202L201 203H199V201H196V200H198ZM243 198V200H245ZM261 198H259V201H262V200H260ZM31 199H33V201L31 200ZM35 199H36V201H35ZM37 199H41V201L40 200H37ZM54 199H56L57 200V202H55V200ZM66 199H67V201H66ZM82 199V200H81ZM115 199V200H114ZM122 199H123V201H122ZM134 201H133V200ZM136 199H137V203H136ZM146 199V200H145ZM152 201H151V200ZM175 199V200H174ZM242 199V198H241ZM13 200V201H12ZM14 200H16L15 202H14ZM27 200V201H26ZM28 200H31V201H29L28 202ZM42 200H44V204L42 203ZM52 200V201H51ZM76 200V201H75ZM81 200V201H80ZM99 200V201H98ZM149 202H148V201ZM154 200H156V201H154ZM195 202H194V201ZM238 200H239V198H238ZM243 200H239V203H241V202H243ZM23 201H24V203H23ZM40 201V202H39ZM59 201V202H58ZM75 201V202H74ZM80 201V202H79ZM82 201H85V203H82ZM141 201V202H140ZM145 201H147V202H145ZM168 201V202H167ZM177 202V204H176V202ZM259 201L257 200V202H256V204L258 203L259 204ZM37 202V203H36ZM55 204H59L58 206L57 205H55ZM62 202H63V204H62ZM108 202V203H107ZM116 204V207L113 205L114 203ZM146 204H145V203ZM194 202V204H192ZM198 202V204H200V205H198V206H200V207H198L197 205H196V207L195 206H193V205H195L196 203ZM5 203H7V205H5ZM17 205H16V204ZM28 203V204H27ZM36 203V204H35ZM48 204V205H46L45 206V204ZM75 203H77L76 205H74ZM87 203V204H86ZM102 203H103V205H104V207L102 206ZM109 204V205H106V206H108V207H110V208H108V207H106L105 206V204ZM151 203V204H150ZM155 203H156V206H155ZM158 203V204H157ZM181 203V202H180ZM187 203H189V204H187ZM14 204V205H13ZM33 204V205H32ZM39 204V205H38ZM51 204L53 205L54 204V207L56 206L57 208H50V206H51ZM112 204V205H111ZM118 204V205H117ZM135 204V205H134ZM147 204H149V206L147 205ZM165 204V205H164ZM186 204H187V206H188V208H185V206H186ZM192 205L191 207L189 206V205ZM11 205H13L12 207H14L15 205V208L18 206V208H16V210H14L15 208H12V210L11 209H9V208H11ZM44 205V206H43ZM60 205H62V206H60ZM72 207H71V206ZM80 205V206H79ZM83 205V206H82ZM121 205V206H120ZM146 205V206H145ZM153 205V206H152ZM160 205V206H159ZM201 205H202V207L203 208H208V210H204L203 211V208L201 207ZM5 206H7V207H5ZM27 206V207H26ZM38 206V207H37ZM40 206H41V208H40ZM43 206V207H42ZM82 206V207H81ZM85 206V207H84ZM178 206V207H177ZM182 206H183V208L185 209H183L182 208ZM186 206V207H187ZM257 206V205H256ZM30 207H32V208H30ZM33 207L36 209V210H34L33 209ZM39 209V211H38V209ZM45 207V209H42V208H44ZM52 207V206H51ZM60 207H62V208H60ZM75 207V208H74ZM89 209H88V208ZM103 207V208H102ZM112 207H114V208H112ZM121 207V208H120ZM155 207V208H154ZM175 207V208H174ZM1 208H0V210H1ZM8 208V209H7ZM59 208V209H58ZM76 208H80V209H76ZM122 208H125V210L123 211L122 210ZM149 208H151V215L152 216H150L148 213V211L150 210ZM153 208H154V210L156 209V208H159V210L158 209H156L157 211H154V212H152L153 211ZM195 208H197V209H195ZM5 209H7L8 210V212L5 210ZM57 209V211H55ZM67 209V210H66ZM85 209V210H84ZM88 209V210H87ZM104 209H106L105 210V212H104ZM107 209H108V211H111L110 213L107 211ZM111 209V210H110ZM149 209V210H148ZM183 209V210H182ZM186 209H188V210H186ZM194 209V210H193ZM199 209V210H198ZM202 209V213H201V210ZM26 210V209H25ZM32 210H33V212H32ZM47 210H48V212H47ZM49 210H50V212L52 213V211H53V213H55L56 212V214H53L54 216L52 217L51 215H49L50 213H49ZM52 210V211H51ZM58 210L59 211H61V213H59L58 212ZM73 210V211H72ZM78 210V211H77ZM127 210V211H126ZM143 210V211H142ZM147 210V211H146ZM177 210V211H176ZM182 210V211H181ZM195 211V213H191V211ZM12 211V212H13ZM81 211V212H80ZM113 211H115V213H114V215H112L113 214ZM116 211H118L117 213H116ZM126 211V212H125ZM196 211H199L200 213H201V215L203 214V212H205V211H208L209 212V214H208V216L206 215V213H204L207 217H208V219H206L207 217H205V215L203 214L202 215V217H200L201 215H199V218H200V220H201V218H202V220L200 221L199 220V222H200V224L202 223V222H205L206 223V225L204 224H201V225H199V222H197V216H198V214H197V212ZM1 212V211H0ZM16 212H18V211H16ZM35 212H38L37 214L35 213ZM87 212H88V214H87ZM130 212V213H129ZM145 212H148L147 214L149 215V216H147V214L145 213ZM184 212V213H183ZM198 212V213H199ZM207 212V213H208ZM1 213V214H2ZM41 213H43L44 215H42V218L40 217L41 216ZM48 213V214H47ZM57 213H58V215H57ZM78 215H77V214ZM83 213V214H82ZM119 213V214H118ZM121 213V214H120ZM153 213H155V214H153ZM187 213V214H186ZM191 213V214H190ZM199 213V214H200ZM15 214V213H14ZM17 214V213H16ZM25 214V215H24ZM34 215V216H32V215ZM47 214V215H46ZM60 214H61V216H60ZM87 214V215H86ZM95 214V215H94ZM117 214V215H116ZM130 214V215H129ZM140 214H141V216H140ZM12 215V216H11ZM19 215H17V217H19ZM28 215H31L30 217H28ZM51 216L50 218L49 217H47V216ZM57 215V216H56ZM80 215V216H79ZM93 215H94V217H93ZM109 215V216H108ZM168 215V216H167ZM186 215V216H185ZM4 216H5V214H4ZM25 216V217H24ZM45 216L47 217V218H49L48 220L45 218ZM56 216V219L57 220H60V221H55V217ZM59 216V217H58ZM77 216H78V218H77ZM114 216V217H113ZM124 216V217H123ZM184 216V217H183ZM40 217V218H39ZM58 217V218H57ZM75 217H76V220H75ZM113 217V218H112ZM116 217H117V220L120 218H122L121 220H118V221H116L115 219H116ZM125 217H127V218H125ZM133 217V218H132ZM151 217V218H150ZM160 217V218H159ZM174 217V218H173ZM197 217V218H196ZM259 217V218H260ZM0 218H2V216H0ZM4 218V217H3ZM7 218V219H6ZM28 219V220H26V219ZM34 218H36V219H34ZM37 218H38V220L39 221H37ZM62 218V219H61ZM106 218H107V220H106ZM124 218V219H123ZM129 218V219H128ZM167 218V219H166ZM188 218H190V219H188ZM198 218V219H199ZM231 218H232V220H231ZM251 218H249V219H251ZM42 219H44V221H45V223H43V220ZM54 219V220H53ZM85 219V220H84ZM105 219V220H104ZM136 219H137V221H136ZM143 219V220H142ZM171 219H173L172 221H171ZM177 219V220H176ZM205 221H204V220ZM237 219V218H236ZM5 220V221H4ZM10 220V219H9ZM8 220V221H9ZM34 220V221H33ZM108 220H110V221H108ZM114 220H115V222H114ZM130 220V221H129ZM135 220V221H134ZM157 220V221H156ZM159 220V221H158ZM162 220V221H161ZM209 220H211L210 222H209ZM41 221H42V223H41ZM53 221H55L54 223H52ZM95 221H96V223H95ZM113 221V222H112ZM141 223H140V222ZM189 221V222H188ZM18 222H19V224H18ZM40 222V223H39ZM48 222V223H47ZM57 222H59V223H57ZM78 222H80V223H78ZM85 222H87V223H85ZM89 222H90V224H89ZM103 222H105L104 223V226H106L105 224L106 223H108L107 225H108V227H107V230L109 231V232H107V230L105 229V228H103L104 226H103ZM109 222H111L110 224L111 225H109ZM120 222H121V224H120ZM133 222H134V224H133ZM137 222V224H135ZM161 222H162V225H161ZM165 222V223H164ZM176 222H178V223H176ZM234 222H235V220H234ZM8 224V226H7V224ZM21 223V224H20ZM26 224V226H25V224ZM75 223V224H74ZM83 223V224H82ZM126 223V224H125ZM128 223V224H127ZM129 223H132V225L131 224H129ZM159 223V224H158ZM168 223V224H167ZM170 223V224H169ZM171 223H174L173 224V227H172V224ZM196 223V224H195ZM210 223V224H209ZM231 223V224H230ZM38 224V225H37ZM39 224H41V226L39 225ZM56 224H58V226L56 225ZM81 224V225H80ZM115 224H117V225H115ZM124 224H125V226H124ZM140 224V225H139ZM167 224V225H166ZM207 224H209L210 225V227H209V225H207ZM224 224H225V227H224ZM9 225H11L10 227L12 228V229H10V228H8V229H6L7 227H9ZM18 225H20V227H22L21 228V230H19V234H18V232H16V234H18L17 235V237L15 236L14 237V235H13V232L14 231H16L15 229H19V227H18ZM21 225H24L25 226V228L23 229V226H21ZM44 225V226H43ZM55 225V226H54ZM62 225V226H61ZM100 225L102 226L101 228H100ZM123 225V226H122ZM127 225V226H126ZM130 225H131V227H130ZM165 225H166V227H165ZM168 225H169V227H168ZM193 225H194V228H193ZM198 227H196V226ZM226 225H228L227 227H226ZM248 225V224H247ZM5 228H4V227ZM29 226V227H28ZM48 227V228H46V227ZM54 226V227H53ZM81 226H83V227H81ZM92 228H91V227ZM97 226H99V227H97ZM165 227V228H162V227ZM175 226V227H174ZM185 226H187V227H185ZM230 226H232V227H230ZM16 227V228H15ZM32 227V228H31ZM37 227V228H36ZM51 227V228H50ZM56 227V228H55ZM87 227V228H86ZM109 227H114V228H109ZM119 227V228H118ZM138 227V228H137ZM188 227H189V229L191 230V228H193L191 231H193L192 232V234H189V232L191 233V231L188 229ZM222 227H223V229H222ZM263 227V228H262ZM0 228V229H1ZM15 228V229H14ZM28 228V229H27ZM54 228V229H53ZM77 228V229H76ZM78 228H80L81 229V233H78V231L80 232V230L78 229ZM84 228H85V230L86 231H88V232H90L89 234L88 233H86V235H85V230H84ZM89 228V229H88ZM97 228H100V230L98 229V230H96ZM109 228V229H108ZM132 228V229H131ZM155 228V229H154ZM178 228V229H177ZM195 228H196V230H195ZM201 228H204L203 230L201 229ZM205 228H210V229H205ZM231 228V232L229 233V230L228 229H230ZM262 228V229H261ZM6 229V230H5ZM13 229H14V231H13ZM23 229V230H22ZM29 229H32V231L34 232H32L31 233V235H30V233H29V236H31V237H29V239H27L28 241H31V239L33 240L34 238H36L35 239V241H37L36 243H38V245L39 244H42L43 242L45 243H43L42 245H33L34 243H35V241L33 240V241H31V243H33L32 245L33 246H36L37 248H39L40 246H42V248L41 249H39V250H42L41 252H43V254H41V252L39 251H33V249L34 248H36V247H32V245H30L29 243H27V245L28 246H26V243H24V239L22 238L23 237V235L25 236V232L28 234V232H27V230H29ZM38 229V230H37ZM39 229L40 230H45L46 229V231H44V232H41L40 231V233L39 234H42V236H40L39 238L37 237V233L39 232ZM50 229H51V231L52 232H54V233H52L51 231H50ZM53 229V230H52ZM56 229V230H55ZM88 229V230H87ZM101 229H102V232H101ZM111 229H114V230H111ZM168 229V230H167ZM184 229H186V231H184ZM187 229H188V231H187ZM199 229V230H198ZM224 229H226V230H224ZM7 230H9V231H7ZM47 230H48V232L50 233V235H49V233L47 232ZM91 230V231H90ZM104 230V231H103ZM116 230V231H115ZM123 230H124V232H123ZM128 230H129V232H128ZM167 230V231H166ZM173 232H172V231ZM178 230H179V232H178ZM207 232H206V231ZM233 230V231H232ZM262 230V232H259V231H261ZM6 232V238H7V233H9L10 232V234H11V232H12V237H10V236H8V238L6 239V238H4L3 239V236H4V232ZM18 231V230H17ZM29 231H31V230H29ZM58 231V232H57ZM82 231H84V232H82ZM94 231V233H92ZM97 231H99V232H97ZM120 231V232H119ZM199 231V232H198ZM202 231H203V233H202ZM204 231H205V235H204ZM209 231V232H208ZM225 231H228L227 232V234H229V235H225L226 234V232ZM3 232V233H2ZM97 232V233H96ZM125 232H127V233H125ZM167 232V233H166ZM171 233V235L169 234V233ZM174 232H176V235L178 236V238H180V240H182L181 242L182 243H184L185 244V247L182 245V244H180V240H178L179 242H176L177 240H174V239H176L177 238V236H176V238H175V233ZM186 232V233H185ZM195 232H196V234H195ZM202 234H201V233ZM225 232V233H224ZM251 232V231H250ZM2 233V234H1ZM102 233H105V236L103 237V235L104 234H102ZM107 233H109L108 235H107ZM112 233V234H111ZM113 233H114V235L116 236H114L113 235ZM117 233V234H116ZM154 233V234H153ZM246 233V234H247ZM9 234V235H10ZM14 234H15V232H14ZM15 234V235H16ZM39 234H38V236H39ZM55 235V238H54V236H52V235ZM81 234H83V235H81ZM95 234V235H94ZM99 234V235H98ZM102 234V235H101ZM123 234V235H122ZM125 234V235H124ZM169 234V235H168ZM180 234L182 235V236H184V234L187 236V238H190V239H188V241L189 240H191L192 239V242L191 243H193L194 242V240H196V242H198L197 240L200 238V240H201V238L205 241L204 243L202 242V241H199V242H201L199 245V247H201L202 249H198L199 251H197V247H198V243H197V245L193 248L194 249V251L195 252H193L192 251V249L190 248L191 246L193 247L195 244H196V242H195V244H190V241L189 242H187V243H189L191 246L189 247V244H187L186 243V238L184 239V240H186V241H183V239H182V237H179L180 236ZM189 234V235H188ZM199 234V235H198ZM231 234V235H230ZM245 234V233H244ZM1 235H2V237H1ZM47 235V236H46ZM79 235V236H78ZM119 235H122V236H119ZM152 235V236H151ZM170 236V237H167V236ZM191 235H193L192 237H196L197 239H195V238H191ZM194 235H198V236H194ZM200 235H202L203 237L205 236L206 238H208V240L204 237H202V236H200ZM220 238L221 237V240L222 239H224V240H226L225 242H223L224 240H222V242L223 243H221L220 244V242H221V240L219 239V238H216L217 236ZM221 235V236H220ZM248 235V234H247ZM249 235H250V233H249ZM84 236V237H83ZM85 236H87V239H89V240H87V242L88 243H86V241H84L83 239H85L86 240V237ZM119 236V237H118ZM159 236V237H158ZM163 236V237H162ZM171 236H173V237H171ZM208 236V237H207ZM223 236H224V238H223ZM238 236V237H239ZM5 237V236H4ZM27 237H28V235H27ZM27 237H25V238H27ZM42 237H45V238H42ZM88 237H90V238H88ZM91 237H93V240H92V238ZM117 237H118V240H117ZM165 237L167 238V239H165ZM185 237V236H184ZM199 237V238H198ZM225 237H227V238H225ZM254 237V238H253ZM256 237V238H255ZM177 238V239H178ZM229 238V239H228ZM230 238L232 239V240H230ZM247 238H248V240H247ZM22 239H23V242H22ZM96 239V240H95ZM100 239V240H99ZM144 239H146L145 241H144ZM168 239H169V241H168ZM170 239H171V242H172V244H170ZM206 239V240H205ZM240 239V240H239ZM2 240H4L5 242H7L6 240H9V243L10 244H8L7 245V243H5L4 241H2ZM40 240H43L42 241V243H41V241ZM51 240V241H50ZM52 240H55V241H53L52 242ZM80 240H82V242H85V243H82V247H81V241ZM92 240V241H91ZM111 242H110V241ZM165 240H167L168 241V243H167V241H165ZM219 240V241H218ZM229 240V241H228ZM257 240V241H256ZM258 240H260V242L258 241ZM50 241V242H49ZM95 241V242H94ZM143 241V242H142ZM175 241V242H174ZM207 241V242H206ZM230 241H232V242H230ZM247 241H248V243L249 242H253V243H249L250 244V246H249V244L248 245H246L248 248L250 247H252V248H254V246L257 244V242L259 243V244H257L256 245V253L254 252V250H255V248H254V250H251L252 252H253V255H252V252H251V258H253V259H249V255L248 254H246L247 255V257H248V261H247V257H246V255L244 254V253H242L243 251L245 252V249H247L246 251H250V249H248V248H245L246 246H245V244L247 243ZM26 242V241H25ZM49 242V243H48ZM52 242V243H51ZM89 242L91 243L90 245H88L89 244ZM99 242V243H98ZM113 242H114V244H113ZM119 242V243H118ZM165 242V243H164ZM176 244H174V243ZM212 242V243H211ZM51 243V244H50ZM80 243V244H79ZM112 243V244H111ZM121 243V244H120ZM125 243V244H124ZM177 243H179V245H177ZM217 243H219V245H217ZM230 243V244H229ZM236 244V245H234V244ZM254 243H256L255 245H252V244H254ZM1 244H0V246H1ZM47 244V245H46ZM53 244V245H52ZM84 244H86V246L84 245ZM163 244H165V245H163ZM167 244H170L171 246L172 245H174V246H180V245H182L183 246V248L181 249V250H179V253H181L182 252V254H180L179 255V253H178V251H176L177 253H176V257L177 258H179V256H182L183 255V259H182V261L181 260H179V259H177V260H179V262L175 259H173V258H171V254L169 255V253L167 252V250L169 249V247L171 248V246H168ZM203 244H206V245H204L203 247H202V245ZM209 244V245H208ZM6 245V246H5ZM12 245H10L11 246V248H14V247H12ZM84 245V246H83ZM124 245V246H123ZM189 247V249H188V247ZM222 245V246H221ZM252 245V246H251ZM1 246V247H2ZM55 248H54V247ZM92 246V247H91ZM104 246H106V247H104ZM115 246V247H114ZM163 246H165V247H163ZM172 247L173 248V250H175V248L176 247ZM208 246V247H207ZM229 246V247H228ZM233 246V247H232ZM235 246V247H234ZM237 246V247H236ZM0 247V248H1ZM27 247H29L28 249H27ZM73 247V248H72ZM76 247H78V250H77V248ZM85 249H84V248ZM88 247V248H87ZM110 247L112 248L113 247V249H115V250H113V249H110ZM124 247V248H123ZM166 247H168V248H166ZM187 247V248H186ZM206 247H207V250H206ZM212 247H215L214 249H211ZM226 248V249H223V250H225V251H223L222 250V248ZM54 248V249H53ZM57 248V249H56ZM81 248V249H80ZM107 249V251H109V252H106V250H104V249ZM117 248V249H116ZM126 248V249H125ZM139 248V249H138ZM166 248V249H165ZM171 248V249H172ZM180 248V247H179ZM178 248V249H179ZM205 248V249H204ZM220 248V252H221V254L219 253V251H218V249ZM228 248V249H227ZM230 248V249H229ZM235 250H234V249ZM238 248V249H237ZM243 248H245V249H243ZM251 248V249H252ZM171 249H169L170 251H171ZM177 249V250H178ZM183 249H185L186 250V252H185V250H184V252L185 253H188L187 251L189 250V251H191V253L189 252V254H185L184 252H183ZM188 249V250H187ZM232 249V250H231ZM258 249H260L259 248V246H258ZM260 249V250H261ZM54 250V251H53ZM86 250V251H85ZM96 250H97V252H96ZM103 250V251H102ZM168 250V251H169ZM202 250V251H201ZM210 250V251H209ZM228 250V251H227ZM237 250H240V253H239V251H237ZM259 250V251H260ZM83 251V252H82ZM112 251V252H111ZM117 251V252H116ZM197 251V252H196ZM201 251V252H200ZM203 251H204V253H203ZM205 251H206V253H205ZM231 251V252H230ZM242 251V252H241ZM0 252V253H1ZM22 252V253H21ZM35 252V253H34ZM36 252H38L37 254H38V256L36 255ZM72 254H71V253ZM90 252V253H89ZM127 254H126V253ZM168 253V254H166V253ZM174 252V251H173ZM172 252V253H173ZM193 252V253H192ZM199 252H200V254H199ZM19 253V254H18ZM21 253V254H20ZM24 253V254H23ZM39 253H40V255H39ZM48 253V254H47ZM78 253H79V255H78ZM83 253V254H82ZM96 253V254H95ZM110 253V254H109ZM166 255H165V254ZM185 255H184V254ZM208 253H210V255H212L211 257H210V255H208ZM217 253V254H216ZM219 253V254H218ZM238 253V254H237ZM258 253V254H257ZM262 253H263V255H262ZM11 254V255H12ZM31 254V255H30ZM67 254V255H66ZM91 255L92 257H90L89 255ZM96 255V256H93V255ZM105 256H104V255ZM107 254V255H106ZM118 254H119V256H118ZM123 254V255H122ZM125 254H126V256H125ZM178 254V255H177ZM203 254V255H202ZM223 254H225V255H223ZM237 254V255H236ZM244 255V256H242V255ZM249 254H250V252H249ZM10 255V256H11ZM50 255V256H49ZM64 255V256H63ZM66 255V256H65ZM72 255V256H71ZM88 255V256H87ZM128 255H130V256H128ZM139 255V256H138ZM173 255L175 256V254L173 253ZM172 255V256H173ZM221 255H223V256H221ZM258 255V256H259ZM0 261H2V263H0V264H3V261L6 259H10V261H11V259L14 261V259L15 258H18V256H14V257H10V256H8V257H6L5 258V256H4V260H3V254H0ZM13 256V255H12ZM62 256L63 257H65L64 259L62 258ZM74 256H77L76 258L74 257ZM87 256V257H86ZM101 257L100 259H99V257ZM107 256V257H106ZM117 256V257H116ZM122 256H124V257H122ZM144 258H143V257ZM169 256V257H168ZM185 256H187V257H185ZM198 256H197V258H198ZM205 256V257H204ZM228 256V257H227ZM244 258V260H243V258ZM28 257V256H27ZM46 259H45V258ZM61 257V258H60ZM71 257V258H70ZM79 257V258H78ZM105 257V258H104ZM127 257H130V258H127ZM168 257V259H166V258ZM196 257V256H195ZM208 257H210V258H208ZM227 257V258H226ZM240 257V258H239ZM2 258V259H1ZM14 258V259H13ZM20 258L18 259L19 261H20ZM42 258V259H41ZM54 258V259H53ZM69 258H70V260H69ZM75 258V259H74ZM87 258V259H86ZM95 258H97V259H95ZM121 258H123V261L121 260ZM140 258V259H139ZM164 258V259H163ZM170 258V259H169ZM234 259V260H231V259ZM245 258H246V260H245ZM29 259H31L30 257H29ZM29 259H24V260H26L25 261V263H27V260L29 261ZM34 259V258H33ZM41 259V260H40ZM61 259H62V261H61ZM109 261H108V260ZM125 259V260H124ZM142 259H146L147 261H143ZM194 259H196V258H194ZM194 259L192 260V263L193 264H195V263H197V262H194ZM228 259V260H227ZM5 260V261H6ZM17 260V259H16ZM36 259H34V261H35ZM36 260V261H37ZM56 260V261H55ZM75 260H76V262H75ZM88 260V261H87ZM95 260V261H94ZM101 260V261H100ZM106 260V261H105ZM132 260V261H131ZM137 260H140V261H137ZM218 260V259H217ZM218 260V261H219ZM263 260V261H262ZM9 261V260H8ZM10 261L9 262H7L8 264H10ZM12 261V262H13ZM19 261L17 262V261H14V262H17V264H22V262L21 263H19ZM32 262L33 264H38V262L36 263V261L35 262ZM46 261V262H45ZM61 263H60V262ZM67 261V262H66ZM78 261H79V263H78ZM104 261V262H103ZM111 261V262H110ZM125 261V262H124ZM126 261H127V263H126ZM142 261V262H141ZM155 261H157V262H155ZM174 261H177V262H174ZM196 261V260H195ZM212 261V262H211ZM221 260L219 261V262H217V263H214V264H219L220 262H222ZM241 261V263H239ZM257 261V262H258ZM11 262V263H12ZM66 262V263H65ZM69 262V263H68ZM92 262V263H91ZM102 262V263H101ZM108 262V263H107ZM129 262V263H128ZM184 262V263H185ZM205 262V263H204ZM216 262V261H215ZM25 263H23V264H25ZM31 263V262H30ZM29 263V264H30ZM31 263V264H32ZM183 263V262H182ZM185 263V264H186ZM253 264H256V261L254 260L253 262H252ZM6 264V263H5ZM12 264H16V263H12ZM258 264V263H257Z\"/></svg>",
    "mask_w": 264,
    "mask_h": 264
},
{
    "label": "bare ground",
    "instance_id": "6f19581e",
    "mask_svg": "<svg viewBox=\"0 0 264 264\" xmlns=\"http://www.w3.org/2000/svg\"><path fill=\"white\" fill-rule=\"evenodd\" d=\"M0 1H1V0H0ZM2 1H4V0H2ZM13 1H15V0H13ZM18 1H20L21 4H23L22 2H25V1H23V0H18ZM18 1H16V2L18 3ZM28 1H29V0H28ZM28 1H27V2H28ZM31 1H32V0H31ZM37 1H40V0H37ZM41 1L43 2V0H41ZM50 1H51L52 4H53V2H54V1L56 2L57 0H53V1H52V0H49V1L46 0V2H48V3H49ZM59 1H60V2H59ZM59 1H58L59 4L56 6L57 8H58L59 6L61 7L60 3L62 2V0H59ZM64 1H67V0H63L62 3H64ZM70 1L73 2V1H75V0H69V2H70ZM77 1H78V0H77ZM86 1H87V0L83 1V2H84L83 4H85ZM105 1H106V0H105ZM109 1H111V0H109ZM117 1H119V0H117ZM123 1H124V0H122V2H123ZM129 1H130V0H129ZM165 1H166V0H165ZM165 1H164V2H165ZM168 1H170V0H168ZM175 1H176V0H175ZM192 1H193V0H192ZM209 1H210V0H209ZM218 1H220V0H218ZM218 1H217V2H218ZM235 1H236V2H235ZM235 1L233 2L232 6H231V7H232L231 11H229L230 9H229V10L227 9V10L230 12V15H229V19H228L226 25H225V26L223 25V26H224L223 28H225V30H224V34H223V36L221 35V36H222V39H221V41L219 42V44H218V43H215V44H214L215 46H217V48H215V52H214V55H213L214 58L212 57V58H213L212 62L209 63V66H210L209 71H208L207 68H205V71H204V69H203L204 72L208 71L207 74H206V76H208V77H207V79H205V82L203 83V86H200V85H199V79H198L199 77L197 78V79H198V82L195 83V84H198L200 87H202V88H199V89H198V88H195V89H198V90L201 89L199 93H198V91H197V93H198L199 95L197 96L196 93H195V95H196L195 98H194V97H191V96L193 95V94L191 93V90H193V89H191V88H193V87L191 86L190 82L187 81V80H186V81H187V83L189 82V83H188V86L190 85L189 87H191V88H190L191 90L189 89V87H188V88L186 87V86H187L186 84L184 85L185 88H187V89H185V90L187 91V93H188V91H190V93L192 94V95H190V96L188 95L190 98H193V99H195V101H196V99H197L196 97H198V99H199V100H198V106L196 105L198 108H197V109L195 108L197 111H195V109L193 108V107L195 106V104H196V103H194V100H193V99H191V100H190V98L188 99L189 101H193L192 103H194V104L189 105V106H192V107H189L188 104H186V106H185V105H184L185 102H184L183 100H182V101L184 102V104H182L181 101H180V102L178 101L179 103H181V110H182V108H183V111H184V110H187V109H190V111H191L193 114H195V113L197 112V116L194 115L195 118H192V120H195L194 123H192L191 118H190L189 120H186V119H185L186 117H190V116L185 115L186 117H184V120H186V121H190V122L192 123V125H191V123L189 124V122H188L187 124L190 125L189 127L195 129V131H194L195 133H194L193 131L190 130L191 128L188 129V125H187V126H186V124L184 125V122H186V121L183 120L184 122H182L183 127L186 126V127H187V130L191 131L190 135L188 134L189 132H186V133H185V131H187V130H185L183 133L189 135V136H188V139H187L188 141H187L186 138L184 137L185 140H186V141L184 140V142H185V143L187 142V144H189L190 147H188V148H189L188 150H190V152L192 151V153H193V156H192V155L190 154V152L187 150L186 152H187L188 155L190 154V156H189V158H187V159H186V158H183L182 161L185 162V160H188V159H191V158H192L191 160H188V162L186 161V162L188 163V165L190 164V167H191L192 170H193V172H192V171L190 172V170H189V173H193V174H190V175L193 176V175H194V172H195V173L197 172V173H196V177H198V178H196L195 176H194L193 178H196L197 180L200 178L199 180H200V183H201V186H202V189L199 187L200 190H201L200 192L202 193V191H203V193H204L205 196H206V199H208V200H207V204H208V207H209V211H210V213H211V216H210V214H209L208 211L203 212V214L206 213L207 216H208V214H209L208 217H209V218L211 217L210 219H212V221L209 220V222L211 221V227H210V225H209L210 223L207 224V225H209V227L211 228L210 232L208 231V232L210 233V234H209V235H210V236H209V239H211V238L213 239V238L215 237L214 235H215L217 229H218L219 227H221V224H222L223 222H225V220H226L227 218L232 217V215H233L234 218H235V219H234L235 222H234V220H233V225L236 226V228L230 226V227H232L233 230L235 229L234 232H231V231H230L231 228L228 229V230H229V233L231 232V234H232V237H231L232 239H233V236L236 235V234H238L239 232H240L241 235H242V232H241V231H242L246 226H247V227L250 226L249 224L252 223L251 221H252L253 219H254L255 221H256V219H259V221L255 222V224L259 222V225H261V226H262V224H261V223H262L261 220H262V221L264 220V218L261 219V217H260L261 214H259V213L257 212V210L260 212V209H263V208H264L263 206H261V208L258 206V205H261V203L264 201V198H261V197H260V196L263 197L262 193L264 194V191H263V190H264V187H263L264 185H262V184H264V180H263V178H264V169H263V174L261 173V172H262V168H263V166H264V159L262 160L263 156H261V154L258 153V152L256 151V149H255V148H256V144L258 143V142H257L258 140H256V139H260V143H263L264 141L262 140V141H263V142H262V141H261V138H262V137H258V136L255 134L256 137H254V139L256 138V139H255L256 141H254V143L252 142V144H249V143H251V142H249V141H251V140H249V138H250V139L252 138L251 136H252V132H253V131H252L253 126L256 128V126L254 125V124H256L255 121H256V120H259L258 118L255 119V118L257 117V115H258L257 113H259L258 111L262 112V108L264 107V104H262V103H264V102H263V100H264V98H263V97H264V94H263V97H262V92L264 91V90H263V89H264V87H263L264 85H262V84L260 85V84H259L260 87H259V86L256 87V88H258V90L261 89L259 92L257 91V89H255V84L259 81V77H257V76H262V75H263V73H262V75H259V74H260V72H264V70H263L264 68L261 67V68H260L261 71H260V70H258V68L255 69V66H256V65L253 66V64H261V63H262V65H264V61L261 62V60H260V61H259V60H258V61H257V60H254V59H256V58H254V57H255L257 54H260V55L263 54L264 49H261V51L263 50L262 52H261V51H258L257 53H256V50H254V47L256 46L255 43H257L259 39L256 40V38H255V41H257V42H255V43L253 42V39H254L253 36H255L257 32H256L255 29H254L255 34L252 35L254 32H253L252 34H250V32H251V28H250V24H249V23H251V22L253 21V19H254V18L251 19L253 14L255 15V13H256V15H257L259 12L262 13L261 10L264 11V9H263V5H262L261 3L258 2L260 5H258V4L256 3V5H258L257 8H258V7L261 8V5H262V9H260V11H259V9H258V11H259V12H258V11L256 10V9H257V8H256V9H255L256 12H255V10H254V6H256V5H255V3H254V2H255L254 0H235ZM6 2H7V1H6ZM6 2H3V4L6 3ZM11 2H12V1H11ZM16 2H14V4H16ZM20 2H19V3H20ZM46 2H45V3H40V4H41V5H42V4H43V5H44V4L47 5L48 3H46ZM58 2H56V4H57ZM72 2H71V3H72ZM75 2H76V1H75ZM78 2H79V1H78ZM78 2H77V3H78ZM87 2H88V1H87ZM87 2H86V4H87ZM89 2H91V1L89 0ZM98 2H100V1H98ZM112 2H113V1H112ZM114 2H115V0H114ZM114 2H113V4H114ZM122 2H120V3H122ZM125 2H126V0H125ZM185 2H186V1H185ZM224 2H225V1H224ZM260 2L263 3L264 1H260ZM25 3H26V2H25ZM32 3H33V2H32ZM36 3H37V2H36ZM62 3H61V4H62ZM81 3H82V2H81ZM118 3H119V2H118ZM143 3H144V2H143ZM159 3H162V2H159ZM191 3H192V2H191ZM194 3H195L196 6H197V3H199V1L196 0V2H194ZM194 3H193V4H194ZM200 3H203V1H202V2L200 1ZM221 3H222V2H221ZM253 3H254V4H253ZM0 4H1V3H0ZM3 4H2V5H3ZM12 4H13V2H12ZM14 4H13V6H12L13 8H14V6H15ZM27 4H29V3H27ZM38 4H39V3H38ZM54 4H55V3H54ZM64 4H66V3H64ZM67 4H68V3H67ZM69 4H70V3H69ZM69 4H68V5H69ZM72 4H75V3L73 2ZM72 4H70V5H72ZM90 4H92V3H90ZM100 4H101V3H100ZM162 4H164V3H162ZM162 4H160V5H162ZM217 4H219V3H217ZM263 4H264V3H263ZM2 5H1V6H2ZM6 5H7V4H6ZM6 5H5V6H6ZM8 5H9V4H8ZM8 5L6 6V8H7V7H10V5H9V6H8ZM29 5H30V4H29ZM29 5H25V4H24V6H22V5H21V6L24 8L25 6H29ZM32 5H33V4H32ZM32 5H30V10H31V8H34V7H35V9H40V8H38V7H40L39 5H38L37 7L35 6V2H34V7H33ZM46 5H44V6L46 7ZM76 5H77V4H76ZM88 5H89V4H88ZM88 5H87V6H88ZM102 5H103V4H102ZM120 5H121V4H120ZM122 5H124V4L122 3ZM164 5H165V4H164ZM166 5H167V4H166ZM171 5H172V4H171ZM179 5H180V4H179ZM198 5H199V4H198ZM200 5H202V4H200ZM200 5H199V7H202V6H200ZM1 6H0V7H1ZM5 6H4V7H5ZM17 6H20V4H18ZM21 6H20V7H21ZM31 6H32V7H31ZM44 6H43V7H44ZM50 6H51V5H50ZM54 6H55V5H54ZM65 6H67V5H63L62 7H64V9H66L67 7L65 8ZM72 6H74V8H79V7L81 8V7L83 6L82 8H83L84 10H85V8H86V6H84V5H82V4H80V5L78 4V5H77L78 7H75V5H72ZM94 6H95V5H94ZM94 6H93V7H94ZM100 6H101V5H100ZM105 6H106V5H105ZM110 6H111V5H110ZM115 6H116V4H115ZM139 6H140V5H139ZM180 6H181V5H180ZM223 6H224V5H223ZM229 6H230V5H229ZM229 6H228V7H229ZM4 7H2V8H4ZM20 7H19V10H21ZM45 7H44V8H45ZM47 7L49 8V4H48ZM47 7H46V9H47ZM51 7H53V5H52ZM60 7H59V9H61ZM69 7H70V6H69ZM84 7H85V8H84ZM97 7H98V5H97ZM112 7H113V6H112ZM117 7H118V6H117ZM117 7H116V9H117ZM119 7H120V6H119ZM162 7H163V6H162ZM162 7L160 6V8H162ZM178 7H179V6H178ZM193 7H194V6H193ZM199 7H198V8H199ZM220 7H221V5H220ZM13 8H12V9H13ZM26 8H27V7H26ZM44 8H43V11H47L46 9L44 10ZM74 8L71 7V9H74ZM87 8H88V7H87ZM87 8H86V9H87ZM98 8H101V7H98ZM113 8H114V7H113ZM158 8H159V7H158ZM179 8L181 9L182 7H179ZM179 8H178V9H179ZM183 8H184V7H183ZM196 8H197V7H196ZM198 8H197V9H198ZM202 8H203V7H202ZM229 8H230V7H229ZM4 9H5V8H4ZM15 9H16V7H15ZM27 9H28V8H27ZM59 9H58V10H59ZM62 9H63V8H62ZM62 9L59 10V11H60L59 15H63V13L66 11V10H64V9L62 10ZM68 9H70V8H68ZM89 9H91L90 6H89ZM95 9H96V7H95ZM114 9H115V8H114ZM143 9H144V8H143ZM171 9H172V8H171ZM184 9H187V8H184ZM192 9H193V8H192ZM252 9H253V10H252ZM10 10H11V8H10ZM10 10H9V12H10ZM19 10H18V8H17V11H19ZM25 10H26V9H25ZM30 10H28V11H30ZM51 10H52V9H51ZM51 10H49V11L51 12ZM53 10H54V9H53ZM74 10H75V9H74ZM160 10H161V9H160ZM164 10H165V9H164ZM187 10H188V9H187ZM187 10H185V11H187ZM193 10H194V9H193ZM208 10H209V9H208ZM13 11H15V10H13ZM13 11H11V12H13ZM28 11H27V12H28ZM36 11H37V10H36ZM36 11H33V13L35 12V14H36ZM39 11H42V9L39 10ZM39 11H37V13H38ZM62 11H63V13H62ZM68 11H70V12H68L69 14H70L71 12H73V11H71V10H68ZM89 11H90V10H89ZM93 11H94V10H93ZM95 11H96V10H95ZM97 11H98V9H97ZM174 11H175V10H174ZM180 11H181V10H180ZM180 11H179V13H180ZM2 12H3V11H1V13H2ZM4 12L7 13V12H8L7 9H5ZM9 12H8V13H9ZM11 12H10V14H11ZM25 12H26V11H25ZM31 12H32V11H31ZM31 12H30V14L32 15L33 13H31ZM50 12L47 11L46 13L49 14ZM55 12H57V11H55ZM87 12H88V11H87ZM87 12H85V13L87 14ZM90 12H92V11H90ZM100 12H101V11H100ZM103 12H104V11H103ZM107 12H108V10H107ZM115 12H116V11H115ZM127 12H128V11H127ZM132 12H133V11H132ZM157 12H160V11H158V9H157ZM175 12L178 13V11H175ZM187 12H188V11H187ZM189 12H190V11H189ZM191 12L194 14L193 11H191ZM191 12H190V13H191ZM254 12H255V13H254ZM8 13H7V14H8ZM15 13H16V12H15ZM23 13H24L23 10H22V11H19V14H22V15H23ZM28 13H29V12H28ZM44 13H45V12H44ZM65 13H66V12H65ZM65 13H64V14H65ZM79 13H81V12H79ZM82 13H84V12H82ZM82 13H81V15H82ZM95 13H97V12H94V14H95ZM128 13H129V12H128ZM142 13H143V12H142ZM163 13H164V12H163ZM179 13H178V16H179ZM190 13H187V14H190ZM192 13H191V14H192ZM260 13H259V14H260ZM3 14H5V13H3ZM7 14H5V15L8 16ZM19 14L16 13L15 15H19ZM24 14H25V13H24ZM35 14H33L32 16L34 17ZM42 14H43V12H42ZM56 14L58 15V12L55 13V15H56ZM86 14H85V15H86ZM88 14H89V12H88ZM97 14H100V13L98 12ZM97 14H96V15H97ZM103 14H104V13H103ZM115 14H116V13H115ZM115 14H114V15H115ZM144 14H145V13H144ZM153 14H156V13H153ZM172 14H173V13H172ZM182 14L184 15V13H182ZM187 14H185V15H187ZM191 14H190V15H191ZM214 14H215V13H214ZM0 15H1L0 18H2V17H3L2 14H0ZM37 15H38V16L35 15V17H34L35 20H36V17H39V13H38ZM66 15H67V14H66ZM74 15H75V14H74ZM78 15H79V14H78ZM78 15H77V16H78ZM110 15H111V14H110ZM124 15H125V14H124ZM129 15H130V14H128V16H129ZM134 15H135V14H134ZM159 15H160V14H159ZM218 15H219V13H218ZM254 15H253V16H254ZM12 16H13V15H12ZM20 16H21V15H20ZM24 16H26V14H25ZM28 16H29V15H28ZM28 16L26 17L27 20L31 17V16H30V17H28ZM42 16H44V17H41V18H46V17H47L45 14H43ZM49 16H53V15H52V14H49L48 17H49ZM79 16H80V15H79ZM82 16H84V15H82ZM82 16H80V17H82ZM88 16H89L88 18H89L90 20H89L88 18L83 19V17H82V20H83V21H81V20H80L81 18H79V20L81 21V22H80V21L78 20V17L75 18L76 15H75V16L72 15V17H73L75 20H77L78 23H80V25H81L82 22H83V24L81 25L82 28H80L79 26L74 25V24L71 25V26H73V28H74V26H76L75 29H78V27L80 28V30H79V29L77 30V31H78V32H77V36L79 35L78 37L81 36L80 34H78L79 31H81V29H83L84 26H85L87 23H88L89 25H91V23H89V22L91 21V17H90V15H88ZM115 16H116V15H115ZM125 16H126V15H125ZM141 16H142V15H141ZM143 16H144V15H143ZM150 16H151V15H149V17H150ZM156 16H157V14H156ZM173 16H177V14H175V15L173 14ZM173 16H172V17H173ZM178 16H177V17H178ZM187 16H189V15H187ZM195 16H196V15H195ZM195 16H194V17H195ZM225 16H226V15H225ZM261 16L263 17V16H264V13H263V14H260V17H261ZM9 17H10V16H9ZM9 17H8V19H9ZM14 17H15V16H13V18H14ZM33 17H32V18H33ZM53 17H54V16H53ZM85 17H86V16H85ZM99 17H100V16H98V18H99ZM105 17H106V16H105ZM112 17H113V16H112ZM130 17H131V16H130ZM172 17L170 18L171 21H173L174 19H179V20H176V21H180V20H181L180 18H176V17L172 18ZM180 17H182V15H181ZM183 17H184V16H183ZM183 17H182V19H183ZM221 17H222V16H221ZM4 18H6V17H4ZM11 18H12V17H11ZM19 18H20V17H19ZM32 18H30V19H31L32 21H34V19H32ZM49 18H50V17H49ZM49 18H46V19L49 20ZM58 18H59L58 21H60V23L63 24V22H62L63 19H62V21H61L60 16H57V19H58ZM126 18H127V17H126ZM135 18H136V17H135ZM144 18H145V17H144ZM151 18H154V16H153V17L151 16ZM151 18H150V19H151ZM185 18H186V17H185ZM188 18H189V17H188ZM190 18H191V17H190ZM199 18H200V17H199ZM226 18H228V17H226ZM23 19H24V17H23ZM37 19H39V18H37ZM46 19H42V20L45 21ZM50 19H51V18H50ZM65 19H66V18H65ZM74 19H73V20H74ZM92 19H93V17H92ZM102 19H103V18H102ZM105 19H106V18H105ZM109 19H110V18H109ZM112 19H113V18H112ZM129 19H130V18H129ZM145 19H146V18H145ZM150 19H149V21H150ZM167 19H168V18H167ZM172 19H173V20H172ZM186 19H187V18H186ZM192 19H193V18H192ZM208 19H209V18H208ZM208 19H207V20H208ZM259 19L261 20V18H259ZM1 20H3V19H1ZM1 20H0V21H1ZM5 20H6V19H5ZM5 20H4V21H5ZM9 20H10V19H9ZM20 20H21V18H20ZM39 20H40V19H39ZM42 20H40V23H39V22H37L36 24L33 23L34 26H33V25H32V26L35 28V30L33 29V27H32L31 25H30V27H29V26L27 27V23H26V25H25V28H26V27L29 28L30 30L33 31V33H34L35 31H36L37 33H39V35L36 33V34H37V35H35L36 38H38L37 36L40 37V34H44L45 32L47 33L48 31H51V30L54 31L53 29H55V28H56V29L59 28V25H60V23H59L58 21H56V17H55V20H54V19L52 20V21H55V24H53L54 26L51 25V22H50L51 20H49V21L46 20L45 22L48 21L49 23H48V24H45V25L47 26V25L50 24V28H51V29H50L49 26H48L47 28H49L50 30L48 29V31H45L44 33H41V29H42V27H39V26H41V25L43 26V24H41V21H42ZM84 20H85V21L89 20V21H87L86 24H85V21H84ZM97 20H98V19H97ZM103 20H104V19H103ZM125 20H126V19H125ZM142 20H143V18H142ZM151 20H152V19H151ZM207 20L204 19V21H202V22L205 23ZM220 20H221V19H220ZM250 20H251V22H250ZM262 20H264V17H263ZM4 21H2V23H3ZM11 21H12V20H10L9 23H10ZM14 21H15V20H14ZM16 21H17V20H16ZM28 21H29V20H28ZM28 21H27V22H28ZM37 21H38V20H37ZM67 21H69V19H68ZM139 21H140V20H139ZM144 21H145V20H144ZM171 21H170V24L172 23ZM174 21H175V20H174ZM176 21H175V22H176ZM182 21H183V20H181L180 22H182ZM184 21H185V19H184ZM184 21H183V22H184ZM187 21H188V20H187ZM195 21H196V20H195ZM221 21H222V20H221ZM254 21H255V20H254ZM254 21H253V22H254ZM20 22H22L21 24L24 25V22H26V21H25V19H24V22H23V21H20ZM20 22H19V23H20ZM30 22H31V21H30ZM30 22H29V24H30ZM45 22H43V23H45ZM69 22H70V21H69ZM69 22H66V21H65V23H68V24H69ZM110 22H111V21H110ZM145 22H146V23H145ZM145 22H144V23H145V25H146V24H147V20H146ZM162 22H163V21H162ZM165 22H166V20H165ZM183 22H182V23H183ZM196 22H197V21H196ZM213 22H214V21H213ZM223 22H224V21H223ZM253 22H252V23H253ZM261 22H262V21H261ZM12 23H13V22H12ZM12 23H11V24H12ZM15 23H16V22H15ZM38 23H39V25H38ZM52 23H53V22H52ZM56 23H59V24L56 25ZM65 23L63 24V26L65 25V27H66V25H68V24H65ZM74 23H75V22H74ZM101 23H102V22H101ZM168 23H169V22L165 23V25H167ZM184 23H185V22H184ZM199 23H200V22H199ZM203 23H202V24H203ZM256 23H258V22L255 21L252 25L255 24L254 26H255V28L257 29V28H259V27L256 26V25H257ZM262 23L264 24V21H263ZM262 23H261V24H262ZM11 24H10V25H11ZM17 24H18V22H17ZM21 24H20V25H21ZM31 24H32V22H31ZM40 24H41V25H40ZM84 24H85V25H84ZM93 24H94V23H93ZM107 24H109V23H107ZM141 24H142V23H141ZM148 24H151V23H148ZM148 24H147V25H148ZM170 24H169V25H170ZM177 24H178V23H177ZM202 24H201V25H202ZM258 24H259V23H258ZM261 24H260V25H261ZM8 25H9V24H8ZM10 25H9V26H10ZM22 25H21V26H22ZM36 25H37V27H39V28H37ZM55 25H56V27H55ZM83 25H84V26H83ZM142 25H143V24H142ZM145 25L142 26V29H143V27H145ZM175 25H176V23H175ZM175 25L173 24L172 26H175ZM184 25H185V24H184ZM4 26H5V25H4ZM11 26H13V25H11ZM11 26L9 27V29L11 28ZM51 26H52V27H55V28H52ZM140 26H141V25H140ZM140 26H138V27L140 28ZM181 26L183 27V24H182ZM181 26H180V27H181ZM203 26H204V25H203ZM254 26H253V27H254ZM0 27H1V26H0ZM5 27H6V26H5ZM7 27H8V26H7ZM16 27H18V25H15V27L13 28L12 31H14V29H15ZM87 27H88V29H87ZM91 27H93V26H92V25H91V26H88V25H87L84 29H85L86 31H89V30L91 31V29H89V28H91ZM95 27H96V25H95ZM104 27H105V26H104ZM182 27H181V31L184 30V29H182ZM184 27H185V26H184ZM184 27H183V28H184ZM190 27H191V26H190ZM253 27H252V28H253ZM262 27H263V25H262ZM262 27L260 26V28H262ZM1 28H4V27H1ZM1 28H0V29H1ZM27 28H26V29H27ZM36 28H37V30H38V29H40V30L37 31ZM47 28H46V30H47ZM60 28H61V27H60ZM62 28H63V27H62ZM101 28H102V27H101ZM108 28H110V27L108 26ZM146 28H147V27H146ZM149 28H150V27H149ZM164 28H166V27H164ZM174 28H176V27H174ZM178 28H179V27H178ZM191 28H192V27H191ZM211 28H212V27H211ZM219 28H220V27H219ZM9 29H8L7 31H9ZM21 29L24 30L22 27H21ZM63 29H64V28H63ZM63 29H62V30H63ZM71 29H72V28H70L69 31H71ZM75 29H72V31L75 30ZM84 29H83V31H84ZM95 29H97V28H95ZM127 29H128V28H127ZM140 29H141V28H140ZM140 29H137V30H140ZM157 29H158V28H157ZM157 29L155 28V30H157ZM167 29H169V28H167ZM176 29H177V28H176ZM199 29L202 30L201 26L199 27ZM1 30H4V29H1ZM16 30H17V29H16ZM22 30L19 31V29H18L17 31L21 32L22 35H25V33H27L28 31H30V30L27 29V30H26L27 32L25 31V33H23L24 31L22 32ZM112 30H114V32H115L116 28H115V29H114V28H113V29H110V31H112ZM137 30H136V31H137ZM143 30H144V29H143ZM143 30H142V31H143ZM145 30H146V29H145ZM145 30H144V31H145ZM159 30H160V29H159ZM161 30H162V29H161ZM177 30H178V29H177ZM191 30H192V29H191ZM252 30H253V29H252ZM258 30H259V29H258ZM260 30H261V32L263 33L264 28H263V29H260ZM260 30H259V31H260ZM4 31H5V30H4ZM12 31H11V32H12ZM52 31H51V32H48V33H51L50 35H52V36L55 37V35H53L55 31H54V32H52ZM59 31H60V29H59ZM63 31H64V30H63ZM63 31H60V33H62ZM72 31H71V32H72ZM83 31H82V32H83ZM94 31H95V30H94ZM140 31H141V30H140ZM148 31H150V29H149ZM151 31H152V29H151ZM162 31L164 32V29H163ZM167 31H173V33H174V31H176V30H174L173 28H172V30H171V28H170V29L167 30ZM167 31H166V32H167ZM179 31H180V29H179ZM179 31H178V32H179ZM181 31H180V32H181ZM184 31H185V30H184ZM184 31H183V32H184ZM189 31H190V30H189ZM192 31H193V30H192ZM194 31H195V30H194ZM197 31H198V29H197ZM207 31H208V30H207ZM221 31H222V30H221ZM5 32H6V31H5ZM9 32H10V31H9ZM42 32H43V31H42ZM75 32H76V31H73V33H67V34H65L67 37H66V36H65V37L62 36V38H64V41H65V40L70 36L69 34H71V36L66 40V43H65V44L63 43V45H65V47H66V45H67V41H68V42L70 41V42L68 43V45H70V43L73 42V44H71V46L74 45V50L77 48V45H79V44H76V43L74 42V41L77 39V36H76V35H75L76 37L74 36V33H75ZM82 32H80V33H82ZM100 32H101V31H100ZM112 32H113V31H112ZM121 32H122V30H121ZM125 32H126V30H125ZM138 32H139V31H138ZM138 32H137L136 34H138ZM153 32H154V31H153ZM155 32H156V31H155ZM155 32H154V35L152 34V36H155ZM157 32H158V31H157ZM160 32H161V31H160ZM160 32H159V33H160ZM183 32H182V33H183ZM199 32H200V30H199ZM214 32H215V31H214ZM214 32H212V33H214ZM222 32H223V31H222ZM2 33H3V36H2V37H5V38H6V36H4L5 33H4L3 31H2ZM6 33H7V32H6ZM31 33H32V32L30 31L29 34L27 33L26 35H27V36L32 35V37H33V33H32V34H31ZM48 33H47V34H48ZM52 33H53V34H52ZM86 33H88V32H86ZM89 33L91 34V32H89ZM103 33H104V32H103ZM139 33H140V32H139ZM142 33H143V32H142ZM142 33H140V35H141ZM144 33H145V32H144ZM149 33H151V32H149ZM164 33H165V32H164ZM168 33H169V32H168ZM168 33H167V34H168ZM185 33L188 34L187 31H186ZM185 33H183V34H185ZM195 33H196V31H195ZM197 33H198V32H197ZM208 33H209V32H208ZM208 33H207V34H208ZM18 34H20V33H18ZM57 34H59V33H57ZM72 34H73V35H72ZM75 34H76V33H75ZM82 34H84V32H83ZM95 34H96V33H95ZM147 34H148V33H147ZM161 34H162V36H164V34H163L162 32L160 33V35H161ZM171 34H172V33H171ZM176 34H177V33L175 32V33L172 34V35L168 34V36L170 35L169 37L172 38L173 35L176 36ZM207 34H206V35H207ZM217 34H218V33H217ZM219 34H221V33H219ZM9 35H10V34H8L7 37H8ZM11 35L13 36L14 34L11 33ZM16 35H17V34H15V37H12L11 39L16 38V37L18 36V35H17V36H16ZM20 35H21V34H20ZM20 35H19V36H20ZM26 35H25V37H26ZM45 35H46V34H45ZM45 35H41V38H42V36H43V38H44ZM48 35H49V34H48ZM48 35H47V36H48ZM50 35H49V37H50ZM106 35H107V34H106ZM177 35H178V34H177ZM180 35H181V34H180ZM180 35H179V36H180ZM190 35L192 36V34H190ZM196 35H197V34H196ZM250 35L253 37L252 40H251L252 37H251ZM258 35L260 36L259 32H258ZM19 36H18V37H19ZM47 36L45 37L46 39H43V40H48L49 43H51L50 40L53 39V37H51V39L49 40V39L47 38ZM72 36H74L75 38L72 37ZM85 36H86V34H85ZM92 36H93V34H92ZM107 36H108V35H107ZM171 36H172V37H171ZM175 36H174V37H175ZM183 36H184V35H183ZM186 36H188V35H186ZM191 36H190V37H191ZM207 36H208V35H207ZM219 36H220V35H219ZM259 36H257V37H259ZM10 37H11V36H9V40H10V42H11ZM30 37H31V36H29L27 39H29ZM32 37H31V38H32ZM83 37H84V36H83ZM90 37H91V36H90ZM94 37H95V35H94ZM97 37H98V36H97ZM97 37H96V38H97ZM150 37H151V34H150ZM157 37H158V35H156L155 38H157ZM160 37H161V36H160ZM160 37H158L157 40H158V39H161V40L163 39L162 37H161V38H160ZM164 37H165V36H164ZM169 37H167V35H166V38H165V39L168 40L167 38H169ZM250 37H251V38H250ZM255 37H256V36H255ZM20 38H21V37H20ZM20 38H17V39L20 40ZM31 38H30L31 41L29 40L28 42H30V43L32 42V45H33V40H32V39H36V38H34V37H33L32 39H31ZM62 38H60V40H61ZM65 38H66V39H65ZM70 38H71V40H72V38H74V40L71 42V40H69ZM80 38H81V37H80ZM100 38H101V37H100ZM102 38H103V37H102ZM102 38H101V39H102ZM137 38L139 39V36H138ZM140 38H142V36H141ZM143 38H145V35H143ZM147 38H148V36H147ZM147 38H146V39H147ZM201 38H202V37H201ZM205 38H206V36H205ZM261 38H262V37H261ZM1 39H2V38H1ZM7 39H8V38H7ZM7 39H5V40H7ZM25 39H26V38H25ZM27 39H26V40H27ZM81 39H82V38H81ZM84 39L86 40V43H87L86 45H87L88 47L85 46V44H82V45H83V47L85 46V47H87V48L89 49V50H88V54H89V52L92 51V50H90V49L92 48L91 46H93V45H89V44H88L89 41H88L85 37H84ZM88 39H89V38H88ZM93 39H94V38H93ZM121 39H122V38H121ZM131 39H132V38H131ZM133 39H134V37H133ZM135 39H136V35H135ZM186 39H187V38H186ZM207 39H208V38H207ZM219 39H220V38H219ZM19 40H18V41H19ZM26 40H25V41H26ZM43 40H41V41H43ZM53 40H55V38H54ZM53 40H51V41L53 42ZM60 40H58L59 43H61V41H63V39H62L61 41H60ZM144 40H145V39H144ZM148 40H149V39H148ZM151 40H152V38H151ZM154 40H155V39H154ZM161 40H159V42H160ZM170 40H171V39H170ZM215 40H216V39H215ZM1 41H2L3 43L5 42V41H3V40H1ZM20 41H23V38H22V40H20ZM41 41L39 40V42H41ZM48 41H46V43H48ZM58 41H57V42H58ZM64 41H63V42H64ZM76 41H77V40H76ZM80 41H82V40H80ZM128 41H129V40H128ZM155 41H156V40H155ZM155 41H154V42H155ZM162 41H163V40H162ZM162 41H161V43H162ZM181 41H182V40H181ZM184 41H185V40H184ZM201 41H202V40H201ZM260 41L262 42L263 39H260ZM260 41H259V42H260ZM2 42H1V45H2ZM8 42H9V41H8ZM12 42H14V40H13ZM12 42H11V43H12ZM36 42H37V40H36ZM39 42H38V43H39ZM44 42H45V41H44ZM77 42H78V41H77ZM91 42H92V41H91ZM126 42H127V41H126ZM126 42H125V43H126ZM143 42H144V41H143ZM149 42H150V40H149ZM149 42L147 41L146 43H149ZM151 42H152V41H151ZM151 42H150V43H151ZM156 42H157V41H156ZM166 42H167V41H166ZM170 42H171V41H170ZM172 42H173V40H172ZM195 42H198V40L195 41ZM216 42H217V41H216ZM259 42H258V43H259ZM261 42L259 43L260 45H261L264 41H263L262 43H261ZM16 43H17V41H16V39H15V44H14L15 48H17V47H16ZM18 43H19V42H18ZM20 43H21V42H20ZM24 43H25V42L23 41V45H24ZM26 43H27V41H26ZM41 43H42V42H41ZM41 43H39L38 45H40ZM74 43L76 44V48H75V44H74ZM79 43H82V42H79ZM89 43H90V42H89ZM129 43L131 44L130 41H129ZM129 43H128V44H129ZM136 43H137V42H135V44H136ZM161 43H160V44H161ZM258 43H257V44H258ZM91 44H92V43H91ZM93 44H95V41H93ZM139 44H140V42H139ZM160 44H159V45H160ZM170 44H171V43H170ZM172 44H173V43H172ZM175 44H176V43H175ZM178 44H179V43H178ZM184 44H185V43H184ZM187 44H188V43H187ZM216 44H218V45H216ZM253 44H255L254 47H253ZM1 45H0V47L3 46V45H2V46H1ZM6 45L11 46V48H12V44L10 45V43H8V44H5L4 46L7 47ZM17 45H18V44H17ZM21 45H22V44H21ZM21 45H18L21 51H22V49H23V51H24V48H26V47H28V46H32V45L29 44V45H26V47L23 48ZM35 45H36V47L38 46L37 43H36V44L34 43V45H33L32 47L35 48ZM41 45H42V44H41ZM50 45H51V44H50ZM50 45H49V46H50ZM56 45H58V43L55 44V47H56ZM68 45H67V48L69 49ZM137 45H138V43H137ZM141 45H143V44H141ZM144 45H145V43H144ZM144 45H143V47L145 48V46H146L147 44H146L145 46H144ZM157 45H158V44H157ZM162 45H163V44H162ZM190 45H191V44H190ZM203 45H204V44H203ZM203 45H202V46H203ZM207 45H209V44H207ZM263 45H264V43H263ZM263 45H261V47H264ZM9 46H8V47H9ZM20 46H21L22 48H21ZM24 46H25V45H24ZM43 46H44V44H43ZM45 46L48 47V45H45ZM45 46H44V47H45ZM58 46L60 47V45H58ZM80 46H81V45H80ZM80 46H79V47H80ZM89 46H90L91 48H90ZM96 46H97V45H96ZM126 46L129 47V45H126ZM126 46H124V47H126ZM138 46H139V45H138ZM138 46H137V47H138ZM153 46H154V45H153ZM160 46H161V45H160ZM163 46H164V45H163ZM163 46H162L161 48H163ZM202 46H201V47H202ZM8 47H7V48H8ZM47 47H45V48H47ZM53 47H54V46H53ZM55 47H54V51H53V52H48L49 54H50V53L54 54V52H55V54H54L55 56L52 55V54H50L51 56H54V57H51V56L49 55V56L52 58V60H51V58H50V59H48V62H47V61H44V62H46V63H43V64L50 63V61H51L52 64H51L50 67H52V65H54V64H53V60H54V58L56 57V55L58 54V53L56 54V52L59 51V55H60V53L63 51V50H61V49H59L58 51H56L57 49L55 50ZM59 47H58V48H59ZM61 47H63L62 49H64V46H62V44H61ZM61 47H60V48H61ZM79 47H78V48H79ZM81 47H82V46H81ZM81 47H80V48H81ZM83 47H82V48H83ZM94 47H95V45H94ZM100 47H101V46H100ZM122 47H123V45H122ZM122 47H121V49H123ZM137 47H136V45H135V48H137ZM146 47L148 48V45H147ZM150 47H151V46H150ZM154 47H156V46H154ZM154 47H153V48H154ZM199 47H200V46H199ZM201 47H200V48H197V47H196V50L201 49ZM204 47H205V45H204ZM204 47H203V49H204ZM258 47H259V46H258ZM258 47H257V48H258ZM7 48H6V49H7ZM9 48H10V47H9ZM9 48H8V49H9ZM11 48H10L9 50H11ZM34 48H33V50H37V49H34ZM39 48H41L40 50L43 49V48L40 47V46H39ZM56 48H57V47H56ZM67 48H66V50H67L68 53L66 52V50H64V51H65V55H64L65 57H68V56H69V54H70V51H69V50H72L71 52H73V54L75 53V52L73 51V47H72V48L70 47L69 50H68ZM95 48H97V47H95ZM126 48H127V47H126ZM126 48H124V49H126ZM129 48H130V47H129ZM132 48H133V47H132ZM144 48H140V47H139V49L137 48V50H140V51H137V52H140V54H143V53H144L143 56H145V58H147V57L150 55L151 52H153V51L155 52V51H156V50H152V51H150V50H149L150 48H148V50H149V52H150V53H149L148 50L146 51V50H145L146 48H145V49H144ZM209 48H210V47H209ZM212 48H213V47H212ZM255 48H256V47H255ZM257 48H256V49H257ZM259 48H260V47H259ZM259 48H258L257 50H259ZM2 49H3V50H2ZM2 49H1L2 51L0 50L1 52H5V51L8 50V49L5 50L4 48H2ZM51 49H53V48H51ZM83 49L85 50L86 48H83ZM99 49H100V48H98V50H99ZM141 49H144V50L146 51V53L148 52V53H147L148 55L146 56L145 51H144V50L142 51ZM151 49H152V47H151ZM155 49H156V48H155ZM173 49H174V48H173ZM4 50H5V51H4ZM9 50L7 51L8 53H9ZM12 50H13V49H12ZM14 50L17 51V53H19V54H17ZM14 50H13V51H14V55L17 54V55H16L17 58H18V57L20 58V56L22 57L23 54H24L25 56H26L27 53L31 54V52H27L28 50H31V47H30V48L28 47V50L25 49L26 51H25V53L22 52V53H21L22 55H20V52H21L20 50H17V49H14ZM43 50H44V49H43ZM84 50H83V51H84ZM86 50H87V49H86ZM86 50H85V52L87 53ZM130 50H131V49H130ZM201 50H202V49H201ZM209 50H210V49H209ZM209 50H208V51H209ZM18 51H20V52H18ZM49 51H51V50H49ZM60 51H61V52H60ZM77 51L79 52L78 49H77ZM77 51H76V52H77ZM128 51H129V50H128ZM128 51H127V52H128ZM134 51H136V49H135ZM164 51H165V50H164ZM174 51H175V49H174ZM186 51H187V50H186ZM199 51H200V50H199ZM199 51H197V53H198ZM205 51H207V49H206ZM205 51L203 52V50H202V53H205ZM210 51H211V50H210ZM1 52H0V53H1ZM7 52H6V53H7ZM10 52H11V51H10ZM41 52H42V51H41ZM41 52H40V53H41ZM78 52H77V53H78ZM94 52H95V51H94ZM96 52H97V50H96ZM119 52H120V51H119ZM119 52H118V53H119ZM124 52H125V51L122 50V53H121L120 55L124 54ZM137 52H136V53H137ZM142 52H143V53H142ZM172 52H173V51H172ZM179 52H180V51H179ZM189 52H190V51H189ZM211 52H212V51H211ZM254 52H255L256 54H254ZM259 52H260V53H259ZM40 53H39V54H40ZM42 53H43V52H42ZM48 53L46 52L45 55H47V57H45V58H49ZM77 53L75 54L74 57H75V59L77 58V59L79 60V58H80L81 56L78 58V55H79V54H77ZM80 53H81L80 55H83V53L81 52V50H80ZM133 53H134V52H133ZM136 53H135V54H131L130 51H129V53H127V54H125V55L130 56V54H131L132 56H130V57H134L133 55H136ZM184 53H185V52H184ZM187 53H188V52H187ZM193 53H194V52H193ZM193 53H192V54H193ZM195 53H196V52H195ZM61 54H64V53L62 52ZM73 54H72V58H71V59H73ZM88 54H87V55H88ZM137 54H139V53H137ZM154 54H155V53H154ZM185 54H186V53H185ZM192 54H189V55H192ZM210 54H211V53H210ZM3 55H4V54L2 53V57L6 58V57L3 56ZM7 55H10V53L7 54ZM18 55H19V56H18ZM35 55H36V54H34V53H32V56L27 54V56H28V57L30 56L31 59H32V57L34 56L33 59H32V61L34 60V64L37 63V64L39 65L40 61L37 59L38 61L36 62V58H35V57H38V55H36V56H35ZM67 55H68V56H67ZM76 55H77V56H76ZM84 55H85V54H84ZM89 55H90V54H89ZM97 55H98V54H97ZM125 55H124V57H125ZM151 55H152V53H151ZM151 55H150V56H151ZM156 55H158V54H156ZM156 55H154V57H155ZM176 55H177V54H176ZM198 55H199V53H198ZM211 55H212V54H211ZM211 55H210V56H211ZM11 56H13L12 53H11ZM11 56L9 57V59H10L11 61H13L12 59L16 58V56H15V57L13 56L14 58H11ZM40 56H42V54H40ZM40 56H39V57H40ZM62 56H63V55H62ZM64 56H63V57H60V61H59L58 58H57V59L55 58V59L58 60V61H57V63H56V60H54V61H55L54 63L58 64L60 68H63V69H64V71H67V72L65 73V75H66V74L69 75V72H70V71H69V70H65V67H67V66L69 67L70 64H69V65H66V66H65L64 64H66L67 62L69 63L70 60H68V59L66 60V59L64 58ZM105 56H106V55H105ZM122 56H123V55H122ZM122 56H121V59L123 58ZM128 56H127L126 58H129ZM178 56H179V54H178ZM193 56L198 57V56H196V55H193ZM200 56H202V55H200ZM205 56H206V55H205ZM258 56H259V55H257L256 57L258 58ZM0 57H1V56H0ZM2 57H1V58H2ZM70 57H71V56H70ZM84 57L87 58L86 55H85ZM84 57H82V58L84 59ZM154 57H153V59H154ZM169 57H170V56H169ZM189 57H191V56H188V58H189ZM195 57H194V58H195ZM203 57H204V55H203ZM207 57H208V55H207ZM207 57H206V58H207ZM259 57H260V56H259ZM1 58H0V60H1ZM17 58L15 59L16 61H17ZM30 58H28V61L31 60ZM63 58H64V60H66L65 63L61 62V60H63ZM68 58H69V57H68ZM82 58H81V61H82ZM90 58H91V56H90ZM151 58H152V57H151ZM163 58H164V57H163ZM191 58H192V57H191ZM201 58H202V57H201ZM206 58H205V59H206ZM262 58H263V56H261V59H262ZM20 59H22L23 62L26 61L25 57H24L25 60L23 59V57L20 58ZM39 59L41 60V57H40ZM69 59H70V58H69ZM75 59H74V60H75ZM129 59H131V58H129ZM148 59H149V58H148ZM158 59H159V58H158ZM158 59H157V60H158ZM174 59L176 60V58H174ZM197 59H199V57H198ZM208 59H209V58H208ZM2 60H4V59L2 58ZM6 60H7V58H6ZM18 60H19V59H18ZM22 60H21V62H22ZM49 60H50V61H49ZM74 60H72L71 63H73ZM86 60H87V59H84V61H86ZM159 60H161V58H160ZM159 60H158V61H159ZM171 60H172V59H171ZM190 60L193 61V59H190ZM200 60H202V59H200ZM262 60H264V59H262ZM28 61H27V62H28ZM76 61H77V60H75V62H76ZM79 61H80V60H79ZM134 61H135V63H138V62H139V60H138V62H137L135 58H134ZM134 61H133V63H131V65H132V64H133V65L135 64ZM151 61H153V60H151ZM167 61H170V60H167ZM167 61H166V62H167ZM194 61H196V59H195ZM198 61H199V60H198ZM255 61H256V62H255ZM17 62H18V61H17ZM19 62H20V61H19ZM23 62H22V64H21V63H18V64H20V65H22V66H23L24 64H25V65L27 64V63H24V64H23ZM58 62H59V63H58ZM130 62H131V61H130ZM159 62H160V61H159ZM196 62H197V61H196ZM196 62H195V63H196ZM260 62H261V63H260ZM0 63H1V61H0ZM5 63H8V62H5ZM29 63H30V61H29ZM60 63H63V66H62V64H60ZM68 63H67V64H68ZM77 63H78V62H77ZM118 63H120V65H121V62H118ZM125 63H126V62H125ZM139 63H140V62H139ZM160 63H161V62H160ZM160 63H158V64H160ZM174 63H175V62H174ZM195 63H193V64H195ZM198 63H199V62H198ZM198 63H197V64H198ZM1 64H2V63H1ZM1 64H0V65H1ZM3 64H4V62H3ZM3 64H2V66L0 67V68H1V71H2L1 73H3V70L6 72V70H5V69L7 68L6 65H8L9 63L6 64L5 67L3 66ZM12 64L14 65L15 62H14V63L12 62ZM31 64H33V62L30 63L29 65H31ZM37 64H36V66H37ZM56 64H55V65H56ZM75 64H76V63H75ZM87 64H88V63H87ZM127 64H128V63H127ZM152 64H153V63H152ZM166 64L168 65V63H166ZM193 64H190V62H189L188 65H193ZM201 64H202V63H201ZM9 65H10V64H9ZM9 65H8V66H9ZM15 65H16V64H15ZM25 65H24V66H25ZM41 65H42V64H41ZM58 65H56L55 67H57ZM82 65H83V64H82ZM112 65H113V64H112ZM116 65H117V64H116ZM118 65H119V64H118ZM125 65H126V64H125ZM133 65H132V66H133ZM167 65H166V66H167ZM178 65H179V64H178ZM199 65H200V64H199ZM11 66H12V65H11ZM11 66H9V67L11 68ZM26 66H27V65H26ZM34 66H35V65H34ZM34 66H32V67L30 66V67H28L27 69H25V67H24V68L22 67V68H23V71H24V70H26V71H24V72L21 71V72H22V74H21L22 76L19 74V77L21 76V78H20L18 81H15V82H17V84L15 83V84H16V88H14V85H13L14 83L12 84V86H9V87H10V88H9L8 85H10L11 83L8 84V82L4 79V81L7 82L8 85H7V84H3V85H4V86L7 85V87L9 88V90H8V88H7V90H8V93H7V92H6V91H7L6 88H5V89L3 88V90H6L5 92H6L7 94H3V93H4L3 90H2L3 93H2V91H0V94H1L0 97L3 95V96L1 97V99H0V123H1V124L3 123L2 126L4 127V128L0 127V129L2 130V131H1L2 133H3V129H5V130L7 129V128H5V126H4V125H6V123H8V122H7L8 119H6V117L9 118V122L11 121V119H12V117H13L14 115L16 116L14 119L16 120V118H17V122H18V120L21 121V122H22V120H23V123H24V122H25V123H26V122L28 123V122L31 120V119H29V120L27 121L26 118L29 117V116H27V114H26V116H27L26 118H23V119L21 118L22 120H20V119H19L20 117H19V118L17 117L18 114L20 115V112H16L17 114H16L15 112H13V113H15V114H13L12 111H10V109H11V110L13 109V110L15 111V109H16L17 106H18L17 104H18L19 102H21V100H22L23 104H26V103L29 104V105L31 104V101H32V100H29L30 102H27V101H28V94H32V93H33V92H32V93H31V92L29 93L30 90H31V91L33 90V88H32L33 85H35V82H34L33 79H36L37 74L39 73L38 75H40V73H41V72H40V68H39V67H36V68H35ZM47 66H49V64H48ZM47 66L42 65V67H47ZM61 66H62V67H61ZM70 66H71V65H70ZM79 66L82 67L80 64H79ZM128 66H129V64L127 65V67H128ZM132 66H129V68L131 69ZM134 66H135V65H134ZM152 66H153V65H152ZM161 66H162V65H161ZM176 66H177V65H176ZM176 66H174L175 69H176ZM13 67L16 68L17 66H16V67L13 66ZM20 67H21V66L18 65L17 68L21 70ZM50 67H48V72H47V73H49V71L51 70ZM55 67L53 66V69H54V70H51V71H54L55 74H57L56 72H60V71H55V70H56ZM68 67H67V69H69ZM74 67H75V66H74ZM77 67H78V65H77ZM77 67H76V68H77ZM137 67H139V66H137ZM145 67H146V65H145ZM256 67H260V66H256ZM3 68H4V69H3ZM17 68H16L15 70H18ZM76 68H75V69H76ZM125 68H126V66H125ZM129 68H127V70H129ZM149 68H150V67H149ZM165 68H167V67H165ZM168 68H169V67H168ZM191 68H194V67H191ZM262 68H263V69H262ZM2 69H3V70H2ZM42 69H43V68H42ZM46 69H47V68H46ZM49 69H50V70H49ZM58 69H59V68H57V70H58ZM71 69H73V68H71ZM111 69H112V68H111ZM122 69H123V68H122ZM134 69H136V68H134ZM139 69L141 70L140 67H139ZM152 69H154V68H152ZM159 69H160V68H159ZM177 69H178V68H177ZM196 69H197V68H196ZM10 70H11V69H9V68L7 69L8 72H9ZM79 70H80V69H79ZM132 70H133V69H132ZM140 70H139V71H140ZM194 70H195V69H194ZM12 71H13V70H11L10 72H12ZM68 71H69V72H68ZM92 71H93V70H92ZM118 71H119V70H118ZM118 71H117V72H118ZM129 71L132 73L131 70H129ZM133 71H134V70H133ZM160 71H161V70H160ZM173 71H174L175 73L177 72V70H176V71L173 70ZM178 71H179V70H178ZM190 71H191V69H190ZM200 71H202V70H200ZM258 71H259V72H258ZM5 72H4V73H5ZM17 72L20 73L19 70H18ZM73 72H74V71H73ZM75 72H77V69L75 70ZM75 72L73 73V75L75 74ZM79 72H80V71H79ZM111 72H112V71H111ZM134 72H137V71H134ZM142 72H143V70H142ZM147 72H149V71H147ZM192 72H193V71H192ZM47 73L45 72V74H47ZM50 73H52V76L55 77L54 79H56V78H57V79H56L55 81H51L52 84L49 82V85H48V84L46 85L45 83L48 81V79H49L48 76H49L50 74H49L48 76L46 75V78H48V79H47V81L44 83V82H43V78H44V79H46V78L44 77L45 75H43V74H44V72H43V74H41V76H40V77H42V75H43V77H42L41 79L38 78V79H39L38 81L40 82V83H39L40 86L44 83V84L46 85V87H45V85H44V86L42 85V86L40 87L41 90L39 91V93H41V92L43 93V91H44V87L47 88V89H45V90H48V88L50 87V85H53V87H55V85L57 86L60 82H62V81H60V82H57V84L55 83L56 81H59V80H60L59 78H62L61 75H60V77L58 78L59 73L57 74V75H58L57 77L53 75V72H50ZM61 73H63V71L60 72V74H61ZM81 73H82V72H81ZM120 73H121V71H120L118 74H120ZM122 73H123V72H122ZM122 73H121V76H123ZM124 73H125L124 76H126V78H127L128 75H126V73H128V72L126 71V69H125V72H124ZM143 73H144V72H143ZM150 73H151V72H150ZM150 73H147V74L149 75ZM161 73H162V71H161ZM199 73H201V72H199ZM208 73H209V74H208ZM6 74H8V73H6ZM110 74H111V73H110ZM110 74H109V75H110ZM113 74H115V73H113ZM129 74H130V73H129ZM136 74H137V73H136ZM136 74H135V75H136ZM139 74H140V72H138L137 75H139ZM156 74H158V73H156ZM164 74H165V73H164ZM188 74H189V73H188ZM188 74H187V75H188ZM193 74H194V73H193ZM196 74H197V72H196ZM204 74H205V73H204ZM204 74H203V75H204ZM0 75H1V74H0ZM2 75H3V74H2ZM13 75H14V71H13ZM17 75H18V73L15 74V76H17ZM148 75H147V77H148ZM150 75H151V74H150ZM175 75H176V74H175ZM199 75H201V74H199ZM6 76L8 77V80H9V77H10V80H11V73H10V76H9V75H4V77H3V76H2V77L5 78ZM15 76H14V77H15ZM71 76H72V75H71ZM111 76H112V75H111ZM115 76H116V75H115ZM115 76H114V78H115ZM157 76H158V75H157ZM163 76H165V75L162 74L161 79H162ZM177 76H178V75H177ZM7 77H6V79H7ZM53 77L50 76V79H49V80H52ZM67 77L69 78V76H67ZM73 77H74V76H73ZM109 77H110V76H109ZM112 77H113V76H112ZM119 77H120V76H119ZM131 77H133V76H130V77H129V78L131 79L130 81H132V80L134 81V79H132ZM136 77H137V76H136ZM149 77H150V76H149ZM154 77H155V76H154ZM158 77H160V76H158ZM169 77H170V76H169ZM179 77H180V75H179ZM200 77H201V76H200ZM3 78H2V79H3ZM12 78H13V76H12ZM79 78H80V77H79ZM82 78H83V77H82ZM93 78H94V77H93ZM129 78H128V80H129ZM134 78H135V76H134ZM140 78H141V77H140ZM142 78H143V77H142ZM142 78H141L140 80H142V82H145V81H143ZM144 78H145V75H144ZM167 78H168V77H167ZM171 78H173V77H171ZM174 78H175V77H174ZM193 78H194V77H193ZM204 78H206L205 75H204L203 79H204ZM257 78H258V79H257ZM263 78H264V77L262 76V79H263ZM2 79H1V76H0V85H2V83H4L3 81L1 82ZM13 79H14V78H13ZM13 79H12V80H13ZM15 79H16V78H15ZM15 79H14V80H15ZM70 79L72 80V78H70ZM104 79H105V78H104ZM109 79H110V78H109ZM109 79H108V81H109ZM111 79H113V78H111ZM111 79H110V80H111ZM117 79H118V76H117ZM117 79H115V83L118 82V81H120V79H122V77L119 78L118 80H117ZM123 79H124V81L126 80L124 77H123ZM123 79H122V80H123ZM136 79H137V78H136ZM136 79H135V82L137 81ZM159 79H160V78H159ZM159 79H158V81H159ZM177 79H180V80H181V78H176V82H177ZM182 79H183V78H182ZM186 79H187V78H186ZM188 79H189V78H188ZM195 79H196V78H195ZM203 79H202V80H203ZM254 79H255V81H256V79H257L258 81H257L255 84L253 83V84H254V85H253V84H252V81H254ZM262 79H261V77H260V80H262ZM32 80H33V81H32ZM61 80H63V78H62ZM113 80H114V79H113ZM113 80H111L112 83H114ZM116 80H117V81H116ZM154 80H155V79H154ZM164 80L167 81L168 79H164ZM164 80H163V81H164ZM202 80H200V84H202V83H201ZM35 81H36V80H35ZM64 81H66V80L64 79ZM69 81H70V80H69ZM152 81H153V80H152ZM168 81H169V80H168ZM262 81H263V80H262ZM12 82H13V81H12ZM32 82H33L34 84H32ZM41 82H42V84H41ZM53 82H54V83H53ZM74 82H75V81H74ZM96 82H97V81H96ZM109 82H110V81H109ZM109 82H108V83H109ZM125 82H126V83H124V82L122 81L121 83H124V84H131V83H132V82L129 83L127 80H126ZM161 82H162V81H161ZM164 82H165V81H164ZM170 82H171V81H170ZM64 83H65V82H64ZM66 83H68V82H66ZM119 83H120V82H118V83H116V84L119 85ZM137 83H138V82H137ZM140 83H141V81H140ZM165 83H166V82H165ZM172 83H173V82H172ZM181 83H182V82H181ZM258 83H261V82H258ZM263 83H264V82H263ZM77 84H78V83H77ZM116 84H115V88H116ZM124 84H122V85H124ZM134 84H135V83H133V84H131V85H128V86H131V87L133 88V87L136 86V84H135V86H134ZM144 84H145V83H144ZM153 84H154V83H153ZM156 84H157V83H156ZM158 84H159V83H158ZM170 84H171V83H170ZM173 84H174V83H173ZM173 84H172V85H173ZM69 85H70V84H69ZM84 85H86V84H84ZM120 85H121V84H120ZM139 85H140V84H138V86H139ZM141 85H142V84H141ZM146 85H147V84H146ZM154 85H155V84H154ZM154 85H153V86H154ZM164 85H168V84H164ZM47 86H48V87H47ZM60 86H61V83H60L59 87H60ZM66 86H68V85H66ZM107 86H108V84H107ZM112 86H113V84H112ZM126 86H127V85H126ZM126 86H125V87H126ZM128 86H127V87H128ZM138 86H137V88H138ZM144 86H145V85H144ZM157 86H158V85H157ZM157 86H156V87H157ZM168 86H169V85H168ZM175 86H176V85H175ZM179 86H180V85H179ZM251 86H253V88L255 89V90L253 89L254 91L250 90ZM256 86H257V84H256ZM34 87H36V86H34ZM42 87H43V88H42ZM53 87H52V88H53ZM59 87L57 86V88H59ZM61 87L64 88V85H62ZM77 87H78V86H77ZM113 87H114V86H113ZM113 87H112V88H113ZM125 87H124V89H125ZM139 87H140V86H139ZM159 87H160V86H159ZM170 87H172V86H170ZM182 87H183V85H182ZM182 87H181V89H182ZM262 87H263V88H262ZM0 88H2V87H0ZM11 88H13L14 90L11 91V90H10ZM31 88H32V89H31ZM50 88H51V87H50ZM52 88L49 89L51 93H52L51 90H53ZM90 88H91V87H90ZM108 88H109V86H108ZM117 88H118V86H117ZM128 88H129V87H128ZM128 88H126L125 90L128 91ZM135 88H136V87H135ZM142 88L144 89V87H142ZM142 88H141V89H142ZM162 88H163V87H162ZM162 88H160L159 90H161ZM259 88H260V89H259ZM55 89H56V88H54V90H55ZM95 89H96V88H95ZM120 89H121V86H120ZM124 89H123V90H124ZM129 89H130V88H129ZM133 89H134V88H133ZM133 89H132V92L134 91ZM143 89H142V90H143ZM149 89H150V88H149ZM164 89H165V88H163V90H164ZM170 89H171V88H170ZM188 89H189V90H188ZM34 90H36V88H34ZM42 90H43V91H42ZM59 90H61V89H58V91H59ZM114 90L116 91V89H114ZM125 90L122 91L123 94H124ZM135 90H136V89H135ZM145 90H146V87H145ZM145 90H144V91H145ZM147 90H148V89H147ZM159 90H157V92H158ZM165 90H166V89H165ZM37 91H38V90H37ZM115 91H113V92H115ZM130 91H131V90H130ZM168 91L170 92V90H168ZM175 91H176V90H175ZM175 91H173V92H175ZM182 91H184L183 89L181 90V93L184 94V92H182ZM255 91H257L258 93L255 92ZM44 92H45V91H44ZM48 92H49V91H48ZM50 92H49V93H50ZM53 92H54V91H53ZM96 92H97V91H96ZM116 92H117V91H116ZM116 92H115V93H116ZM142 92H143V91H142ZM148 92H149V91H147V92H145V93H148ZM150 92H151V91H150ZM150 92H149V93H150ZM169 92H168V93H169ZM173 92H172V93H173ZM177 92H179V91H177ZM260 92H261V95L259 94ZM27 93H28V94H27ZM49 93L46 92L47 95H48ZM51 93H50V94H51ZM109 93H111V92H109ZM119 93H120V92H119ZM119 93H117L118 97L115 96V99L113 98L114 101H116V100L118 101V98H119V101L121 100V98L123 99V97H124V96L122 97L123 94H120L121 96L119 97ZM129 93H130L129 91H128V92H125V94H129ZM136 93H137V92H136ZM138 93L141 94V92H138ZM151 93L153 94V91H152ZM151 93H150V94H151ZM164 93H166V92L164 91L162 94H164ZM170 93H171V92H170ZM172 93H171V94H172ZM44 94H45V93H44ZM44 94H41V95L39 94V96L42 98V95H44ZM54 94H55V93H54ZM56 94H57V92H56ZM56 94H55V95H56ZM61 94H62V92H61ZM81 94H82V93H81ZM125 94H124V95H125ZM158 94H159V93H158ZM171 94H169V95H171ZM188 94H189V93H188ZM5 95H6V96H5ZM34 95L37 96V92H36V91H35V94H34ZM115 95H116V94H115ZM129 95H131V94H129ZM138 95H139V94H138ZM146 95H147V94H146ZM159 95H160V94H159ZM169 95H167V98H168ZM174 95L177 96V95H176V92H175ZM174 95L172 94L171 96H174ZM179 95H180V94H179ZM26 96H27V97H26ZM32 96H33V94H32ZM52 96H53V98H54V97H58V96H54V95H52ZM52 96L50 97L51 99H52ZM91 96H92V95H91ZM102 96H103V95H102ZM107 96H109V95H107ZM113 96H114V95H113ZM125 96H126V95H125ZM140 96H141V95H140ZM175 96H174V97H175ZM181 96H182V95H181ZM25 97L27 98V101L23 99V98H25ZM29 97H30V96H29ZM37 97H38V96H37ZM45 97H46V98H45ZM48 97H49V96H48ZM67 97H68V96H67ZM70 97H71V96H70ZM141 97H142V96H141ZM146 97H147V96H146ZM165 97H166V96H164V98H165ZM26 98H25V99H26ZM41 98H39V99H41ZM43 98H44V99H42L43 101L41 100L42 103H43L46 99H50V98H47L46 95L43 96ZM58 98L60 99V97H58ZM58 98H56L57 101H58ZM92 98H93V97H92ZM108 98H109V97H108ZM116 98H117V99H116ZM139 98H140V97H138V99H139ZM144 98H145V97H144ZM148 98H149V97H148ZM171 98H173V97H171ZM180 98H181V97H180ZM260 98H263V100L260 99ZM54 99H55V98H54ZM54 99H53V101H54ZM56 99H55V101H56ZM65 99H66V98H65ZM65 99H64V100H65ZM70 99H71V98H70ZM99 99H100V101L102 100L100 97H99ZM99 99H98V100H99ZM105 99H106V98H105ZM125 99H126V98H125ZM138 99H136V100H138ZM140 99H141V98H140ZM165 99H166V98H165ZM259 99H260V102L262 101L261 103L258 102ZM113 100H112V101H113ZM127 100H128V99H127ZM131 100H133V99H131ZM145 100H146V99H145ZM159 100L161 101V99H159ZM166 100H167V99H166ZM174 100H175V99H174ZM24 101H25L26 103H25ZM33 101L36 102L37 100H33ZM41 101H37V102H36L37 104L34 102L35 105H34L33 102H32V104H33L35 107H36V106L38 107V106H39L38 104H40ZM48 101H49V100H48ZM48 101L45 102V103L48 104ZM53 101H52L51 103H54ZM114 101H113V102H114ZM117 101H116V103H117ZM138 101H139V100H138ZM147 101H148V100H147ZM156 101H157V100H156ZM156 101H155V103H156ZM256 101H257L258 103H257ZM22 102H21V104H22ZM102 102H103V101H102ZM104 102H106V101H104ZM113 102H112V103H113ZM148 102H149V101H148ZM178 102H177V103H178ZM55 103H56V102H55ZM78 103H79V102H78ZM116 103H113V104L110 105V106H112V108H113V106H114V108H115V107H116V106H115ZM138 103H139V102H137V104H138ZM143 103H144V101H143ZM149 103H150V102H149ZM151 103H152V101H151ZM151 103H150V104H151ZM174 103H175V102L171 103L170 105H169V103H168V105L170 106V108L168 107V109H169V110L171 109L170 113H172V111L177 110V108L179 107V106H178V107L176 108L177 105L175 104V106H174V107H175V110H174V108H173ZM259 103L262 104L261 106H263V107H261ZM19 104H20V103H19ZM27 104H26L25 106L28 107V109H29V106H28ZM114 104H115V105H114ZM130 104H131V103H130ZM140 104H141V103H140ZM144 104H147V103H144ZM144 104H142V105H144ZM254 104H255V106H256V104H258V107L260 106L261 109L258 110V107L256 108V107L254 106ZM15 105H17V106H15ZM33 105H32V109H33V111H35L37 108H33ZM43 105H45V104L43 103ZM56 105H57V103H56ZM87 105H88V104H87ZM153 105H154V103H152V106H153ZM171 105H172V106H171ZM178 105H180V104H178ZM13 106H14V107H13ZM25 106H24V105H22V106L19 105L18 107H19V108H20V107H21V108H22V107L24 108ZM45 106H46V105H45ZM47 106H48V105H47ZM50 106H51V104H50ZM107 106H108V103H107ZM110 106H109V107H110ZM123 106H125V105H123ZM132 106H133V105H132ZM152 106H151V108H150V109H151L150 111H152L151 114L154 113L153 111H155V110H157V109H158V111H159V108H161V106L158 107V106L155 104L154 107H155V108L158 107V108L155 109V108L153 107V109H152ZM156 106H157V107H156ZM164 106H167V105H164ZM183 106H185V107H183ZM187 106H188V107H187ZM26 107L24 108L25 111H23V113H24V112L27 113V110H26L27 108H26ZM54 107H55V106H52V108H54ZM63 107H64V106H63ZM97 107H98V106H97ZM100 107H101V106H100ZM136 107H137V106H136ZM141 107L143 108V106H141ZM144 107H145V106H144ZM147 107H148V106H147ZM147 107H146V108H147ZM171 107H172L173 109H172ZM19 108H18V109H19ZM21 108H20V109H21ZM30 108H31V107H30ZM39 108H40V106H39ZM57 108H60V107H57ZM70 108H71V107H70ZM102 108H104V107L102 106ZM102 108H101V109H102ZM107 108H108V107H107ZM110 108H111V107H110ZM110 108H109V109H110ZM116 108H117V107H116ZM137 108H138V107H137ZM137 108H136V110H137ZM163 108H164L165 111H166V108H167V107H166V108L163 107ZM184 108H186V109H184ZM18 109H16V110H18ZM20 109H19V110H20ZM24 109H23V110H24ZM34 109H35V110H34ZM40 109H42V108H40ZM45 109H46V108H45ZM48 109H51V107L48 108ZM78 109H79V108H78ZM97 109H100V108H97ZM97 109H96V110H97ZM168 109H167V110H168ZM191 109H192V110L194 109V110L192 111ZM29 110L32 111L31 109H29ZM29 110H28V112H30ZM52 110H53V111H52L53 113H54V111H56V110H54V109H52ZM94 110H95V109H94ZM102 110L104 111V109H102ZM111 110L114 112V109H111ZM118 110H119V109H118ZM129 110H130V109H129ZM134 110H135V109H133V111H134ZM169 110H168V111H169ZM33 111H32V112H33ZM62 111H64V110H62ZM62 111H59V113H61ZM100 111H101V110H100ZM143 111H145V109H144ZM160 111H161V110H160ZM162 111H163V110H162ZM162 111H161V112H162ZM165 111H163V112H165ZM168 111L166 112L167 115H168ZM183 111H182V112H183ZM9 112H10V113H9ZM40 112H41V111H40ZM68 112H69V111H68ZM95 112H96V111H95ZM97 112H99V110H98ZM101 112H102V111H101ZM107 112H108V111H107ZM131 112H132V111H131ZM138 112H141V110H138ZM138 112H136V113H138ZM145 112H146V111H145ZM147 112H149V109L147 110ZM176 112H179V113H176V114H177V115H176L175 112H173L174 114H173V113L170 114V117H171V115H173V117H175L174 115H176L175 118H177V117H178V114H179V116H181L180 111H179V108H178V111H176ZM263 112H264V108H263ZM263 112H262V114L259 113V115H258V117H259L260 115H261V117H262V115H263V120L261 121V123H259V124L257 123V124H258V125L256 124L257 126H260L261 124H263V123H262V122L264 121V114H263ZM7 113H9L10 115L7 114ZM35 113H36V112H33V114H35ZM38 113H39V110H38L37 114H38ZM42 113H43V112H42ZM71 113H72V112H71ZM102 113H103V112H102ZM117 113H118V112L116 111V114H117ZM128 113H129V111H128ZM128 113H127V114H128ZM132 113H133V112H132ZM142 113H144V112H142ZM166 113H165V114H166ZM184 113L186 114L185 111H184ZM11 114H13V115H11ZM51 114H52V113H51ZM62 114H63V113H62ZM94 114H95V113H94ZM109 114H110V113H109ZM118 114H119V113H118ZM120 114H121V113H120ZM120 114H119V115H120ZM129 114H130V113H129ZM145 114H146V116H149V115H147V113H145ZM148 114H149V113H148ZM151 114H150V115H151ZM255 114H256V116H255ZM7 115H9V116H7ZM19 115H18V116H19ZM31 115H32V114H31ZM39 115H40V116H39ZM39 115L34 116V117H35V118H34L35 121H37V122H38V121H42V122H43L42 119L44 118V115H46V114L43 115V118L41 117L42 114L39 113ZM59 115H60V114H59ZM59 115H58V116H59ZM113 115H114V114H113ZM119 115H118V116H119ZM132 115H133V114H132ZM135 115H136V114H134V116H135ZM141 115H143V114H141ZM157 115H158V114H155L154 117H156ZM182 115H183V114H182ZM190 115H191V114H190ZM5 116H6V117H5ZM11 116H12V117H11ZM20 116H21V115H20ZM37 116H38V118H39L40 120H39V119L36 120V117H37ZM46 116H49V115H46ZM46 116H45V117H46ZM56 116H57V115H55V118H56ZM60 116H61V115H60ZM60 116H59V117H60ZM95 116H96V115H95ZM97 116H98V115H97ZM102 116H103V115H102ZM120 116H121V115H120ZM120 116H119V117H120ZM122 116H123V115H122ZM139 116H140V115H139ZM139 116H138L137 119H139ZM194 116H193V117H194ZM10 117H11V119H10ZM23 117H25V113L23 114ZM62 117H64V114H63ZM62 117H61V118H62ZM69 117H70V116H69ZM108 117H109V116H108ZM108 117H105V116H104V117H102V118H103V119H106V118H108ZM112 117H113V116H112ZM112 117H110V118H112ZM140 117H141V116H140ZM157 117H159V115H158ZM157 117H156V118H157ZM4 118L6 119V122L4 121ZM102 118H101V119H102ZM115 118H116V117H115ZM120 118H121V117H120ZM126 118H129V116L126 117ZM126 118H124L123 121L120 120V123H122V124H123V122L126 123V121H128V119H126ZM133 118H134V117H133ZM133 118H132V120H131V123H133L132 121H134V123H133L134 125H133V126L136 128V124H138L139 122L136 120V116H135L134 119H133ZM150 118H151V117H149V118H148V121H147V120H145V117H143V119H144V121H145V124H147V123L150 122V125H151V119H150ZM14 119H12V121H13ZM25 119H26V121H24ZM34 119H33V120H34ZM44 119H45V118H44ZM50 119H51V118H50ZM89 119H91V118H89ZM99 119H100V118H99ZM118 119H119V118H118ZM129 119H131V115H130V118H129ZM141 119H142V118H140V120H141ZM143 119H142V121H143ZM158 119H159V118H158ZM158 119H157V120H158ZM160 119H161L163 122L168 121V123H167V122H166V123L160 122V121H161ZM160 119H159L158 121H159L160 123H163V124L166 126V127H164V128H166L168 131H169V130L172 131V128H173V125H171L172 123L169 122V120H166L167 118H165V117H164L165 121L162 119V117H161ZM178 119H179V117H178L176 120L178 121ZM180 119H183L182 116H181ZM180 119H179V120H180ZM187 119H188V118H187ZM260 119H261V118H260ZM48 120H49V119H48ZM48 120H47V121H48ZM62 120H65V118H62ZM70 120H71V119H70ZM73 120H74V119H73ZM106 120H108V119H106ZM125 120H126V121H125ZM149 120H150V121H149ZM152 120H154V118H153ZM76 121H77V120H76ZM91 121H93V120H91ZM109 121H110V120H109ZM109 121H108L107 123H110V122H111V121H110V122H109ZM135 121H137L138 123L136 122V124H135ZM144 121H143L142 124H144ZM146 121H147V122H146ZM155 121H156V120H155ZM155 121H154V122H155ZM158 121H156V123H157ZM177 121H175V122L177 123ZM259 121H260V120H259ZM4 122H5V123H4ZM15 122H16V121H15ZM42 122H41V123H42ZM48 122H50V121H48ZM102 122H103V121H102ZM104 122H105V120H104ZM114 122L119 123V121L117 122L116 120H115ZM172 122H174V121L172 120ZM257 122H258V121H257ZM10 123H11L12 126H13L14 123H12V122H10ZM25 123H24V124H25ZM29 123H31V121H30ZM29 123H28V125H27V124H26V125H27L29 128H31V127H32V123H31V127H30ZM38 123H39V125H42V124H40V122H38ZM43 123H47V122L45 121V122H43ZM70 123H71V122H69V124H70ZM73 123H74V122H73ZM99 123H100V122H99ZM176 123H174V125H175ZM11 124L9 125V123H8L9 126H11ZM48 124H50V123H48ZM48 124H47V126H50V125H48ZM67 124H68V123H67ZM75 124H76V123H75ZM78 124H79V123H78ZM97 124H98V122H97ZM97 124H96V125H97ZM111 124H112V123H111ZM122 124H121L120 126H122ZM126 124H127V123H126ZM126 124H125V125L123 124V126H125V127L122 126L123 129H124V128L127 129V128H126ZM139 124H140V126L142 125L141 123H139ZM158 124H159V123H158ZM167 124H168V125H167ZM169 124H170L171 126H170ZM8 125H6V127H7ZM19 125L22 126L23 124H22V125L19 124ZM19 125H15V126L18 128V127H20ZM26 125H25V126H26ZM33 125H34V124H33ZM36 125H37V124H36ZM44 125H45V124H44ZM54 125H55V124H54ZM56 125H57V124H56ZM73 125H74V124H73ZM84 125H85V124H84ZM87 125H88V124H87ZM90 125H91V127H92V124H89V126H90ZM96 125H95V126L93 125V126L96 128ZM112 125H113V124H112ZM118 125H119V124H118ZM118 125H116V126L114 125L115 127L113 126V128H112V126H110L112 129H114V128H118V127H119L118 130L116 129L117 132H116V131H113V130L111 129L112 132L117 133V135H116L115 133H114V135H113L112 132H110L111 134H110L109 136H111V138H110L109 136H106V135L109 134V133L106 134V133H107L106 131H110V130H108V126H107V127L105 126L106 128H104V129H107V130L105 131V133H104V132H103V133H104V135L106 134V135H105V138H106V139H111V141H112V139H113L112 137H113V136H114V137H115V136H116V137H119V136H120V135H118L119 132H120L119 134H121V133L124 134V135L121 134V135H123V137H122L121 139H123V138L126 137V136H125V132H121L120 129H122V128H120V126H118ZM127 125L130 126L131 124H127ZM159 125L161 126L162 124H159ZM164 125H162V127L159 126V127H156V128H162V129H164V128H163ZM177 125H178V123H177ZM182 125H181V126H182ZM263 125H264V124H263ZM263 125H262V126H263ZM0 126H1V125H0ZM9 126H8V127H9ZM15 126L13 127V128H15V129H14V132H17V131L19 132V131H20V133H21V134H20V133L17 132V134H16V133L14 134V133H13V130L11 129V133H12L11 135H13V134H14V136L16 135L15 138H17V136H18V138H19V135H18V134L22 135V134L25 133V130H26V131L28 130V129H26V128H28L27 126H26V127H23V126H22V127L24 128V131H22V130H23L22 127H20L21 130H20V128H18L19 130H17V128H16ZM37 126H38V125H37ZM37 126H36V127H37ZM45 126H46V125H45ZM51 126H52V125H51ZM85 126H86V125H85ZM85 126H84V127H85ZM99 126H101V125H99ZM131 126H132V125H131ZM131 126H130V127H131ZM146 126L150 127L149 124L145 125V127H146ZM156 126H157V124H156ZM169 126L172 127V128H171V129L167 128V127H169ZM178 126H180V122H179V125H178ZM178 126H177V128H178ZM262 126H261V127H262ZM34 127H35V125H34ZM36 127H35V128L32 127V128H33V129H36ZM42 127H44V126H42ZM68 127H69V126H68ZM78 127H79V126H78ZM80 127H82V129H83V126H80ZM94 127H93V128H94ZM110 127H109V129H110ZM37 128H38V127H37ZM40 128H41V127H40ZM50 128H51V127H50ZM71 128H73V127H71ZM74 128H75V126H74ZM76 128H77V127H76ZM137 128H140V129H137ZM137 128H136V131H139V130L142 129V126H141V127H138V126H137ZM143 128H144V125H143ZM151 128H152V126L149 128L150 130L147 128L146 131L149 130L150 133L153 132L152 129L154 130V127H153L152 129H151ZM177 128H174V129H177ZM179 128H180V127H179ZM263 128H264V126H263ZM263 128H262V130H264ZM77 129H78V128H77ZM89 129H90V128H89ZM101 129H102V128H101ZM123 129H122V131H123ZM129 129H130V128L128 127V130H129ZM132 129H133V128L131 127V129H130L129 131H130V132H131V131L133 132V130H135V129H133V130H132ZM180 129H181V128H180ZM256 129H257V128H256ZM256 129H255V131L257 132L258 129H257V130H256ZM259 129H260V128H259ZM9 130H10V129H8V133L10 132ZM15 130H17V131H15ZM31 130H32V129H31ZM37 130H38V129H37ZM48 130L50 131V129H48ZM68 130H69V129H68ZM78 130H79V129H78ZM84 130H86V129H84ZM84 130L81 131V134H83L82 132H83ZM91 130H92V131H96V130H93V129H91ZM98 130H99V129H98ZM143 130H145V129H143ZM164 130H165V129H164ZM164 130H163V131H164ZM253 130H254V129H253ZM6 131H7V130H6ZM6 131H5V132H6ZM39 131H40V130H39ZM42 131H43V128H42ZM44 131H45V130H44ZM49 131H48V132H49ZM54 131H55V130H54ZM86 131H87V130H86ZM89 131H90V130H88V132H89ZM92 131H91V132H92ZM99 131H100V130H99ZM125 131H126V130H125ZM136 131H135V133H136ZM141 131H142V130H141ZM155 131H156V133H157V132L160 131V130H158V131L155 130ZM155 131H154V132H155ZM255 131H254L253 133H255ZM22 132H23V133H22ZM46 132H47V131H46ZM51 132L53 133L52 129H51ZM76 132H77V130H76ZM149 132H147L146 135L148 134V136H149V134H150ZM154 132H153V133H154ZM181 132H182V130L180 131V133H181ZM27 133H28V132H26V135H27ZM31 133H32V132H31ZM35 133H36V132H35ZM49 133H50V132H49ZM49 133H48V134H49ZM77 133H78V132H77ZM77 133H76V134H77ZM84 133H85V132H84ZM93 133H95V132H93ZM101 133H102V132H101ZM126 133H127V131H126ZM128 133H129V132H128ZM141 133H142V132H141ZM158 133H160V132H158ZM163 133H164V132H163ZM163 133H161V134H163ZM168 133H170V131H169ZM172 133H173V132H171V134H172ZM36 134H38V133H36ZM55 134H56V133H55ZM72 134H73V133H72ZM95 134H96V133H95ZM137 134H139V133L137 132ZM164 134H165V133H164ZM174 134H175V133H174ZM258 134H259V133H258ZM261 134H262V132H261ZM11 135H7V133H6L5 136H4V135H3V136H4V138H5V137L8 138V136H10V138L14 137V136H11ZM28 135H29V133H28ZM30 135L32 136V134H30ZM39 135H40V134H39ZM51 135H52V134H51ZM51 135L49 134L48 136H51ZM89 135H91V141H92V138H93L94 134H93V136H92L91 133H90ZM97 135H98V134H97ZM100 135H101V134H100V132H99V136H100ZM104 135H103V136H104ZM112 135H113V136H112ZM126 135L128 136V134H126ZM132 135H133V134H132ZM132 135H131V133L129 134L130 137H132ZM143 135L145 136V133L142 134V137H144ZM154 135H155V134H153V136H154ZM158 135H159V134H158ZM167 135H170V134H167ZM181 135H182V136H181ZM181 135L179 136V138H180V137L183 138V134H182V133H181ZM187 135H184V136L187 137ZM0 136H1L0 139H2V135H0ZM24 136H25V135L22 136V139H23ZM43 136H44V135H43ZM45 136H46V134H45ZM45 136H44V137H45ZM48 136H47V137H48ZM77 136H78V134H77ZM80 136H81V135H80ZM80 136H78V137H80ZM129 136H128V137H129ZM137 136H138V135H137ZM160 136H162V135H160ZM160 136H159V138H160ZM171 136H172V135H171ZM176 136H177V135H176ZM176 136H175V137H176ZM247 136L249 137L248 139H247ZM253 136H254V134H253ZM259 136H260V135H259ZM261 136H263V135H261ZM32 137H34V135H33ZM55 137H57V136H55ZM74 137H75V136H74ZM78 137H77V138H78ZM82 137L84 138L85 136H82ZM94 137H95V136H94ZM100 137H101V136H100ZM100 137H99V138H100ZM107 137H109V138H107ZM128 137H127V138H128ZM133 137H134V136H133ZM135 137H136V136H135ZM150 137H151V136H150ZM150 137H148V138L150 139ZM172 137H174V136H172ZM172 137H171V139H172ZM4 138H3V140L7 139V138H5V139H4ZM15 138H14V139H15ZM18 138H17V139H18ZM26 138L28 139V136L24 137L23 141H24ZM29 138H31V137H29ZM34 138H35V137H34ZM34 138H33V139H34ZM36 138H37V137H36ZM39 138H42V139H43V137H41V136H40ZM67 138H68V137H67ZM77 138L75 137V138H73V139H77ZM80 138H81V137H80ZM83 138H81V141H82ZM99 138H98V141L101 140V139H99ZM105 138H104V139H105ZM138 138H139V136H138ZM145 138H146V137H144V139H145ZM161 138H162V137H161ZM161 138H160L159 140H162ZM163 138H165L163 144H166L165 142H168V141H169V137L167 138V136H166V137L164 136ZM179 138L176 137V138H173L174 140H173V139H172V140L177 142V140H179ZM181 138H180V139H181ZM184 138H183V139H184ZM27 139H26V140H27ZM37 139H38V138H37ZM37 139H36V140H37ZM44 139L46 140V138H44ZM56 139H57V138H56ZM84 139H85V138H84ZM86 139H88V138H86ZM89 139H90V138H89ZM106 139H105V141H109V140H106ZM130 139H131V138H130ZM134 139H135V138H134ZM149 139H148V140H149ZM176 139H177V140H176ZM3 140H0V141H1V142H0L1 144H0V145L4 144V145H2V147L4 146L3 148H6V149L9 148V146H6V145H5V144H6L5 141L8 142V145H10V143H9L10 141H13V140H10V141H8V140L3 141ZM26 140H25V143H26V144H27V143H29V144L31 143V142H28V140H27V141H26ZM30 140H32V139H30ZM30 140H29V141H30ZM51 140H52V139H51ZM64 140H65V139H64ZM94 140H95V139H93V142H94ZM117 140H120V138H119V139L117 138ZM125 140H126V139H125ZM148 140H147V141H148ZM155 140L157 141V138H156ZM166 140H167V141H166ZM181 140H182V139H181ZM42 141H43V140H41V141L39 140V141H36V142H39V143H40V142H42ZM47 141H48V140H47ZM60 141H61V140H60ZM76 141H77V140H76ZM91 141H90V142H89V141L86 142V141L84 140V142H86V143H83V144H84V145H88V146H90V145H96V144L98 145V144H99V143L94 144L93 142H92V143H93V144H92ZM98 141H97V138H96L95 142H98ZM101 141L104 142L103 139H102ZM111 141L108 142V144H111V145H112V143L115 141V139H113V142H111ZM122 141H123V140H122ZM133 141H134V142H133ZM139 141H140V140H139ZM145 141H146V139H145ZM145 141H144V143L147 142V141H146V142H145ZM151 141H152V140H150V142H151ZM252 141H253V139H252ZM3 142H4V143H3ZM13 142H14L15 144H14ZM13 142H11V144H12V145H15V146H14V149H15V148L17 147L16 144L18 143V140H17V142H15V141H13ZM32 142H33V141H32ZM65 142H66V140H65ZM88 142L91 143V144H90V145L87 144ZM152 142H153V141H152ZM154 142H155V141H154ZM162 142H163V140L160 142V144H159V143L156 144V146H157V145L160 146ZM176 142H175V143H176ZM178 142H179V141H178ZM182 142H183V141H182ZM255 142H256V143H255ZM20 143L24 146V144H23L24 142H22V140H19L18 148H19L20 145H21ZM33 143H34V142H33ZM33 143H31V144H33ZM39 143H37V144L35 143L36 146L39 145ZM47 143H49V141H48ZM59 143H60V142H59ZM59 143H58V144H59ZM78 143H79V142H78ZM104 143H105V142H104ZM104 143H103V144H104ZM116 143H117V142H116ZM123 143H125V142L123 141ZM123 143H122V144H123ZM128 143H130L129 140H128ZM132 143H134V145H138L137 143L135 144V140H132ZM141 143H142V141H141ZM141 143H140V146H141ZM147 143H148V142H147ZM147 143H146V145H147ZM156 143H157V142H156ZM169 143L171 144L172 142L170 141V142L167 143V144L170 146ZM173 143H174V142H173ZM26 144H25L24 147H26ZM29 144L27 145V147L29 146ZM66 144H67V143H66ZM83 144H82V145H83ZM100 144H101V143H100ZM100 144H99V145H100ZM106 144H107V143H105V145H103V146H105V148H106V150H107V146H108V145L106 146ZM117 144H118V143H117ZM117 144H116V145H117ZM122 144H121V145H122ZM126 144H127V143H126ZM130 144H131V143H130ZM152 144L155 145L154 143H152ZM163 144H162V146H163ZM167 144H166V145H167ZM177 144H178V143H177ZM177 144H176V146H177V149H178V146L181 145V143L179 142V145H177ZM253 144H255V146H253V147H254L255 151L257 152V154H255L256 152H254V149H253V148L251 149V151L253 150V152L250 151V148L252 147ZM33 145H34V144H33ZM54 145H55V144H54ZM64 145H65V144H64ZM80 145H81V143H80ZM99 145H98V146H99ZM119 145H120V144H119ZM128 145H129V144H128ZM142 145L144 146L143 143H142ZM168 145H167V147H168ZM174 145H175V144H174ZM248 145H251L250 148H249ZM263 145H264V143H263ZM5 146H6V147H5ZM30 146H31V145H30ZM39 146H40V145H39ZM50 146H51V144H50ZM50 146H49V147H50ZM88 146H83V147H87V149L85 148L86 151H89V149L93 147V146H90V148H88ZM132 146H133V145H132ZM132 146H131V147H132ZM172 146H173L172 144H171V147H170V148H167L166 146H163V147H166V148H164V149L162 148V149H163V150H166V149H167L166 151L168 152V149L171 150V148H174V147H172ZM181 146H182V145H181ZM183 146H184V144H183ZM185 146H186V145H185ZM259 146H260V144H259ZM24 147L21 146V148H19V149H22V148H24ZM41 147H42V146H41ZM41 147H40V148H41ZM43 147H44V146H43ZM46 147H47V146H46ZM52 147H53V146H52ZM67 147H68V148L65 149L64 151L68 150V151H66V153H69V154L71 155L72 152L70 153V151H69V146H67ZM80 147H81V146H80ZM80 147H79V148H80ZM95 147H97V146H95ZM95 147H94V148H95ZM101 147H102V145H101ZM109 147H110V145H109ZM109 147H108V148H109ZM112 147H113V146H112ZM126 147H127V145H126ZM126 147H125V148H126ZM134 147H135V146H133V148H134ZM147 147H151L150 150L152 149V146H150V143H149V146H147ZM147 147H146V148H147ZM160 147H161V146H160ZM160 147H159V148H160ZM263 147H264V146H263ZM10 148H13V146H12V147L10 146ZM32 148H33V147H32ZM34 148H35V147H34ZM34 148H33V149H34ZM37 148H38V147H37ZM37 148H36V149H37ZM53 148H54V147H53ZM75 148H76V147H75ZM75 148H74V150H73L74 152H75V150H79V149H75ZM140 148H141V147H140ZM142 148H144V147H142ZM156 148H157V147H156ZM159 148H158V149H159ZM175 148H176V147H175ZM183 148H184V147H183ZM257 148H258L259 150H261V151H262V149H263L262 146H261V147H258V146H257ZM0 149H1L0 152H1L2 155H3V159H2V160H4V158L7 160V163H6V160H5V163H4V161L2 162V160H0V162H1L2 164H4L3 167H4L6 164H9V163L11 164L12 161H14V162H15V161H16V162L18 161V162H19L18 159H21V158H22V159L24 160V159H25V158H24L25 156H26V158L28 157V156H27V155H28L27 152L25 153V151H27V150H25V151H24V150H21V151H20V152H23V151H24V153L27 154V155H25V156H23V157H22L21 155H20V156L18 155V157H17V153H18V154H21V153L18 151L17 148H16L17 150L10 149V150H11V153H12L11 155H10V154H7V153L10 152V150L7 149V151H9V152H6V151H4V149H2V148H0ZM24 149H25V148H24ZM29 149L31 150V152L35 151V150L32 151V149H31L30 147H29ZM46 149H47V148H46ZM49 149H50V148H48V151H49L48 154L52 153V151L50 152V150H52V148H51L50 150H49ZM72 149H73V147H72ZM96 149H97V148H96ZM96 149H95V150H96ZM100 149H101V148H100ZM102 149H103V147H102ZM112 149H113V148H112ZM112 149H111V150H112ZM116 149H118V148H116ZM128 149L131 151V148H128ZM136 149H137V148H136ZM144 149H145V148H144ZM162 149H161V152L163 153L164 151H163ZM180 149H181V148H179L178 150H180ZM186 149H187V148H186ZM239 149H240V151H239ZM2 150H3V151H2ZM13 150H14L15 152H13ZM30 150H29V151H30ZM38 150H41V149H38ZM60 150H61V149H60ZM93 150H94V149H93ZM93 150H92V151H93ZM119 150H120V149H119ZM129 150H128V151H129ZM145 150H147V149H145ZM153 150H154V149H153ZM170 150H169V151H170ZM172 150H173V149H172ZM172 150H171V151H172ZM178 150L176 151V153H178ZM17 151H18V152H17ZM36 151H37V150H36ZM58 151H59V150H58ZM64 151H63V152H64ZM79 151H80V150H79ZM79 151H78V152H79ZM126 151H127V150H126ZM126 151H125V153H126ZM138 151L140 152L141 150L138 149ZM147 151H148V150H147ZM158 151H159V150H158ZM249 151H250V153H249ZM5 152H6V153H5ZM16 152H17V153H16ZM31 152H30V153H31ZM42 152H43V151H42ZM54 152H57V151H54ZM81 152H83V151L81 150ZM90 152H91V151H90ZM95 152H96V151H95ZM97 152H98V149H97ZM116 152H120V153H121V151H116ZM131 152L134 153L135 151H134V152L131 151ZM131 152H130V154H132ZM183 152H185V151H183ZM186 152H185V153H186ZM259 152H260V151H259ZM3 153H5V155H4ZM14 153H16V156H15V157H17V159H15V157H14L15 160L12 158V156L15 155ZM24 153H23L22 155H24ZM45 153L47 154V152H45ZM61 153H62V151H61ZM100 153H101V152H100ZM122 153H123V152H122ZM145 153H146V152H145ZM147 153H150V152L148 151ZM153 153H154V152H153ZM159 153H160V152H159ZM251 153L254 154V155H256V156L252 155ZM263 153H264V152H263ZM40 154H41V153H40ZM48 154H47V155H48ZM59 154H60V153H58V156L60 157ZM69 154H68V155H69ZM88 154H89V152H88ZM88 154H87V155H88ZM91 154H92V153H90L89 155H91ZM110 154H111V153H110ZM117 154H118V153H117ZM137 154H138V152H137ZM137 154H136V155H137ZM139 154H140V153H139ZM141 154H142V153H141ZM155 154L158 155L157 157H161V155H160L161 153H160V154H157V150H156V153H155ZM178 154H180V153H178ZM250 154H251V156L256 157V158H257L258 154H259L260 157H262V158H260V157L258 156V159H259V160L261 159V161H262V162L260 163L259 166H257L258 163L256 162V160L254 161V164H252V163L250 162L252 159L248 161V158H249V155H250ZM6 155H8V157H10V158H8V157L6 158ZM9 155H10V156H9ZM36 155H37V154H36ZM55 155H57V154L55 153ZM66 155H67V154H65V156H66ZM68 155H67V157L69 158ZM89 155H88V156H89ZM95 155H97V157H98V154H97V153H95ZM100 155H101V154H100ZM103 155H104V154H103ZM136 155H135V156H136ZM145 155H146V154H145ZM148 155H149V154H148ZM152 155H153V158H154V156H156V155L150 153V156H152ZM159 155H160V156H159ZM173 155H174V154H173ZM175 155H176V154H175ZM175 155H174V156H175ZM180 155H181V154H180ZM183 155H185V154H183ZM188 155H187V157H188ZM262 155H263V154H262ZM31 156H32V155H31ZM48 156H49V155H48ZM48 156H47V157H48ZM50 156H51V155H50ZM52 156H54V155H52ZM52 156H51V157H52ZM91 156H94V154H92ZM105 156H106V155H105ZM105 156H104V157H105ZM121 156H122V155H121ZM124 156H125V155H124ZM133 156H134V155H132L130 158H133ZM138 156H139V155H138ZM141 156H142V155H141ZM146 156H147V155H146ZM146 156H145V157H146ZM164 156H166V155H164ZM164 156H163V158H164ZM167 156H168V155H167ZM176 156H179V155H176ZM0 157H1V155H0ZM20 157H21V158H20ZM33 157H34V155H33ZM39 157H40V156H39ZM47 157H46V158H47ZM104 157H103V158H104ZM107 157H109V156H107ZM107 157H106V158H107ZM114 157H116L115 154H114ZM147 157H149V156H147ZM147 157H146V158H147ZM11 158H12L13 160H10ZM35 158L39 159V158L36 157V156H35ZM42 158H43V157L41 156V159H42ZM44 158H45V157H44ZM48 158H50V157H48ZM48 158H47V159H48ZM57 158H58V157H57ZM71 158H73V156H72ZM99 158H101V157L99 156ZM103 158H102V159H103ZM106 158H105V159H106ZM112 158H113V157H112ZM126 158H128V157H126ZM137 158H138V157H136V160H134V159H135V157H134L133 160L136 162L137 160H139V158H138V159H137ZM143 158H144V157H143ZM146 158H144V159H146ZM256 158H254V159H256ZM0 159H1V158H0ZM8 159H9V160H8ZM22 159H21V160H22ZM30 159H31V158H30ZM60 159H61V158H60ZM63 159H64V158L62 157V160H63ZM65 159H66V158H65ZM73 159H74V158H73ZM95 159H97V158H95ZM122 159H123V157H122ZM140 159H141V160L137 161L138 163H140V161H142V157H141ZM147 159H149V158H147ZM147 159H146V160H147ZM150 159H151V158H150ZM161 159H162V158H161ZM167 159H169V158H167ZM178 159H179V158H178ZM180 159H181V158H180ZM180 159H179V160H180ZM23 160H22V163H24ZM27 160H29V159H27ZM27 160L25 159L26 162H28ZM35 160H36V159H35ZM35 160H34V161H35ZM51 160H52V159H51ZM69 160H71V159H69ZM89 160H91L90 157H89ZM92 160L94 161L93 163L95 164V163H96V160H94V159H92ZM106 160H107V159H106ZM115 160H116V159H115ZM126 160L128 161L129 158H128V159H125V162H127ZM131 160H132V159H131ZM146 160H145V161H146ZM157 160L159 161V159H157ZM8 161H9V163H8ZM36 161H38V160H36ZM36 161H35V162H36ZM42 161H44V159H42ZM48 161L50 162V159H49ZM56 161H57V159H56ZM72 161H74V163H75L76 160H72ZM72 161H69V163H71ZM102 161H105V160H102ZM113 161H114V160H113ZM120 161H121V160H120ZM150 161H151V160H150ZM150 161H149V163H150ZM160 161H161V160H160ZM162 161H165V160H162ZM162 161H161V162H162ZM166 161H168V163H169V161H170V163H171V160H170V159H169V160H166ZM172 161H174V160H172ZM175 161H176V160H175ZM190 161H191V162H190ZM14 162H13V164H14ZM29 162H30V161H29ZM58 162L62 163L61 160L58 161ZM63 162H64V161H63ZM66 162L68 163V160H67V159H66ZM77 162H79V161H77ZM77 162H76V163H77ZM80 162H81V161H80ZM100 162H101V161H100ZM100 162H99V163H100ZM117 162H118V160H117ZM122 162L124 163V161H122ZM147 162H148V161H147ZM152 162H153V159H152ZM186 162H185V163H186ZM189 162H190V163H189ZM237 162H238V164H237ZM248 162H250V163H249L250 165L252 164L251 166L249 165V166L251 167V169L255 168V169L252 170V171H254V173L250 170V171L252 172V174H251V172L248 173V172H249L248 169H249L250 167H249L248 169H246V166L248 167V165H247ZM252 162H253V160H252ZM255 162H256V163H255ZM1 163H0V164H1ZM50 163H51V162H50ZM74 163H71V166L69 167V166L64 162V166L67 165V167H69L67 170H72V171H73L75 166H74V167H72V166L74 165ZM76 163H75V165H76ZM97 163H98V162H97ZM97 163H96V164H97ZM107 163H108V162H107ZM107 163H106V164H107ZM115 163H116V162H115ZM123 163H122V164H123ZM129 163L131 164L132 162L130 161ZM129 163H125V164L128 165ZM149 163H148V165H149ZM153 163H154V162H153ZM156 163H157V161L155 160V165H158V164H156ZM173 163H174V162H173ZM173 163H172V165H173ZM176 163H177V162H176ZM180 163H181V160H180ZM185 163H182V164H185ZM187 163H186V164H187ZM246 163H247V164H246ZM10 164H9V165H10ZM20 164H21V162L19 163V165H20ZM58 164H59V163H58ZM62 164H63V163H62ZM65 164H66V165H65ZM89 164H91V163H89ZM130 164H129V165H130ZM132 164H133L134 166L136 165V163H132ZM141 164H142V163H141ZM178 164H179V162H178ZM178 164H177V165H178ZM255 164H256L257 167H252V166L255 165ZM14 165H15V164H14ZM34 165H35V163H34ZM39 165H40V164H39ZM39 165L36 164L35 166L38 167ZM69 165H70V164H69ZM102 165H103V163H102ZM118 165H119V164H118ZM127 165H126V166H127ZM129 165H128V166H129ZM133 165H132V166H133ZM138 165H139V164H138ZM146 165H147V164H146ZM152 165H153V164H152ZM159 165H160V164H159ZM170 165H171V164H170ZM25 166H26V165H25ZM25 166H24V169L26 170L28 166H26V168H25ZM35 166L32 167V170H34L33 168H34ZM42 166H44V165H42ZM56 166H57V165H56ZM61 166H62V165H61ZM61 166H60V169H62V168L64 169V167L62 166V168H61ZM77 166H78V164H77ZM120 166H123V165H119L118 167H120ZM128 166H127V168H128ZM130 166H131V165H130ZM136 166H137V165H136ZM136 166H135V167H136ZM150 166H151V165H150ZM184 166H185V165H184ZM5 167H6V169L4 168V169H5V170H4V173H6V175H7V176H5L6 179H9V177H10V178H12V177L14 178V177H15V176H14L15 174H14V175H13V174L10 175V174L7 172V171H9V172L11 171L10 168H9L10 166H5ZM7 167H8L9 169H7ZM11 167H12V164H11ZM13 167H14V168L17 167L15 170H18V172H19L20 167L18 168V165H15V166H13ZM36 167H35V168H36ZM39 167H41V165H40ZM53 167H54V164H53ZM71 167H72L73 169H71ZM103 167H104V166H103ZM112 167H114V166H112ZM138 167H139V166H138ZM146 167H147V166H146ZM161 167H162V166H161ZM175 167H176V165H175ZM0 168H1V166H0ZM14 168H11V169H13V171H15ZM21 168H22V167H21ZM30 168H31V166H30ZM41 168H42V170H43V167H41ZM44 168H45V167H44ZM75 168H76V167H75ZM90 168H91V167H90ZM116 168H117V167H116ZM116 168H115V169H116ZM120 168H121V167H120ZM120 168H119V169H120ZM123 168H124V166H123ZM139 168H140V167H139ZM142 168H143V165H142ZM144 168H145V167H144ZM144 168H143V169H144ZM150 168H151V167H150ZM182 168H184V167H182ZM186 168H187V167H186ZM24 169H23V170H24ZM86 169H87V168H86ZM88 169H89V168H88ZM124 169H126V167H125ZM129 169H130V167H129L128 169H126L125 171H127V170H129ZM132 169H133V168H131V170H130L131 173H132ZM134 169H135V168H134ZM154 169H155V168H154ZM154 169H153V170H154ZM179 169H180V168H179ZM179 169H178V170H179ZM28 170H29V169H28ZM42 170H40V168H39V171L42 172ZM45 170H47V169H45ZM48 170H49V168H48ZM67 170L64 169L63 172H65V171H67ZM137 170H138V169H137ZM146 170H147V172H148V169H147V168H146ZM153 170H152V171H153ZM184 170H185V169H184ZM246 170H247L248 172H247ZM256 170H257V172H256ZM21 171H22V170H21ZM26 171H27V170H26ZM49 171H51V170H49ZM49 171H46L45 174H46L47 172H49ZM72 171H70V172H72ZM74 171H76V170H74ZM86 171H87V170H86ZM102 171H103V170H102ZM113 171H114V170H113ZM122 171H124V170H122ZM135 171H136V169H135ZM150 171H151V170H150ZM150 171H149L148 173H150ZM152 171H151V172H152ZM164 171H165V170H164ZM187 171H188V169H187ZM11 172H12V171H11ZM15 172H17V171H15ZM35 172H36V169H35ZM41 172H40V174H41ZM59 172H60V171H59ZM68 172H69V171H67V173H65V174H68ZM70 172H69V173H70ZM98 172H99V171H98ZM116 172H117V171H116ZM118 172H119V170H118ZM138 172H139V171H138ZM143 172H144V170H143ZM185 172H186V170H185ZM185 172L183 171V173H185ZM246 172H247V173H246ZM7 173H8V174H7ZM22 173H23V172H22ZM25 173H26V172H24L23 176H22L21 173H20V175L22 176L23 181H24L25 178H28V175H26ZM30 173H32L31 170H30ZM33 173H34V172H33ZM33 173H32V175H33ZM37 173H38V170H37L36 174H37ZM43 173H44V170H43L42 174H43ZM50 173H52V172H50ZM120 173H121V172H120ZM120 173H119L118 175H121ZM125 173L128 174V176L130 175L129 171H127V172H125ZM133 173H134V171H133ZM136 173H137V172H136ZM144 173H145V172H144ZM167 173H168V172H167ZM170 173H171V172H170ZM173 173H174V172H173ZM178 173H179V172H178ZM198 173H199V175H197ZM1 174H2V175H1ZM27 174H28V172H27ZM34 174H35V173H34ZM57 174H58V173H57ZM80 174L82 175V173H80ZM80 174H79V175H80ZM85 174H86V173H85ZM103 174H106V173H103ZM103 174H102V175H103ZM122 174H124V173H122ZM171 174H172V173H171ZM171 174H170V175H171ZM260 174H262L263 176L260 175ZM0 175H1V176H4L5 174L3 175V172H1ZM8 175H10V176L8 177ZM12 175H13V176H12ZM24 175H25V177H24ZM50 175H51V174H50ZM79 175H78V176H79ZM86 175H87V174H86ZM89 175H90V174H89ZM97 175H98V174H97ZM111 175H112V174H111ZM111 175H110V176H111ZM116 175H117V174H116ZM118 175H117V177H118ZM132 175H133V174H132ZM139 175L141 176V175H143V174H141V172H140ZM165 175H166V174H165ZM172 175H173V174H172ZM181 175H182V174H181ZM181 175H180V176H181ZM183 175H184V174H183ZM185 175H186V173H185ZM16 176H17V175H16ZM35 176H36V175H35ZM42 176H44V174H43ZM51 176H52V175H51ZM54 176H55V175H54ZM64 176H65V175H64ZM69 176H70V175H69ZM99 176H100V175H99ZM103 176H104V175H103ZM103 176H101V177L104 178ZM108 176H109V175H108ZM125 176H126V175H125ZM130 176H131V175H130ZM130 176H129V177H130ZM140 176H139V177H140ZM157 176H158V175H157ZM187 176H189V175L187 174ZM192 176H190V178H191ZM199 176H200V177H199ZM5 177H4V179H5ZM17 177H18V178L20 177L19 174H18ZM17 177H16V179H17ZM36 177H37V176H36ZM46 177H48V176H46ZM59 177H60V175H59ZM62 177H63V176H62ZM85 177H86V176H85ZM105 177L107 178V176H105ZM113 177H115V176L113 175ZM113 177H112V178H113ZM117 177L115 178V180H116V179L118 180ZM122 177H123V176H122ZM126 177H127V176H126ZM142 177H143V176H142ZM142 177H141V178H142ZM144 177H145V176H144ZM151 177H152V176H151ZM155 177H156V176H155ZM160 177H161V176H160ZM160 177H159V178H160ZM166 177H168V176H166ZM173 177H174V175H173ZM182 177H183V176H182ZM13 178H12V179H13ZM31 178H32V177H30V181H31ZM53 178H54V177H53ZM53 178H52V179H53ZM65 178H66V177H65ZM106 178H105V180H106ZM123 178H124V177H123ZM135 178H136V177H135ZM135 178H134V180H135ZM145 178H146V177H145ZM147 178H148V177H147ZM149 178H150V177H149ZM162 178H163V177H162ZM176 178H177V177H176ZM193 178H192V180H194ZM0 179H1V178H0ZM19 179H21V177H20ZM19 179H17V180L19 181ZM55 179H57V178L55 177ZM63 179H64V178H63ZM77 179H78V178H77ZM80 179H81V177H80ZM100 179H101V178H100ZM110 179H111V178H110ZM110 179H109V183H110ZM119 179H120V177H119ZM184 179H185V178H184ZM186 179H187V178H186ZM196 179H195V180H196ZM13 180H15V178H14ZM26 180H29V179H26ZM59 180H60V182L62 183V181H61L62 179L59 178ZM81 180H82V182H83V178H82ZM101 180H102V179H101ZM103 180H104V179H103ZM107 180H108V178H107ZM107 180H106V181H107ZM111 180H112V182H113L114 179H111ZM125 180H126V178H125ZM165 180H167V179L165 178ZM172 180H173V179H172ZM172 180H171V181H172ZM178 180L181 181V179H176V183H177L176 185H178V182H180V181H178ZM9 181H10V180H9ZM35 181H36V180H35ZM54 181H55V180H54ZM54 181H53V182H54ZM57 181H58V180H57ZM106 181H103L104 183H103V184H100L103 188L105 187V186H103V185H105V182H106ZM132 181H133V179L131 180V178H130V181H129V182L131 183ZM137 181L139 182V180H137ZM159 181H161V180H159ZM171 181H170V183H171ZM177 181H178V182H177ZM188 181H190V180H188ZM1 182H2V181H1ZM1 182H0V183H1ZM15 182H16V181H15ZM19 182H20V181H19ZM115 182H116V181H115ZM115 182H114V183H115ZM122 182L124 183V180H123ZM134 182H135V181H134ZM138 182H137V183H138ZM143 182H144V181H143ZM143 182H142V183H143ZM157 182H158V179H157ZM163 182H164V181H163ZM173 182L175 183V180H174ZM183 182L185 183V181H182L181 183L183 184ZM186 182H187V181H186ZM193 182H194V181H190L189 184H190L191 188L195 189V191H196V190H197V189H196V188H197L196 185H198V184H200V183L198 182V184H196V185L193 184V186H192L191 184H192ZM196 182H197V181H196ZM2 183H3V182H2ZM4 183H5V182H4ZM6 183H7V182H6ZM6 183H5V184H6ZM17 183H18V182H17ZM25 183H26V182H25ZM29 183H30V182H29ZM34 183H35L34 185L36 186V182H34ZM37 183H40V182L38 181ZM44 183L47 184L46 182H44ZM54 183H56V182H54ZM54 183H53V184H54ZM61 183H57V184H58V185L60 184V186H62ZM63 183H64V181H63ZM97 183H98V188H99V183H100V182H97ZM145 183H146V182H145ZM148 183H149V182H148ZM168 183H169V182H168ZM168 183H167V181H166V184H168ZM170 183H169V184H170ZM247 183H248V185H247ZM7 184H8V183H7ZM18 184H19V183H18ZM26 184H27V183H26ZM26 184H25V185H26ZM31 184H32V183H30V185H31ZM45 184H44L43 186H45ZM57 184H54V186L57 185ZM106 184H107V183H106ZM118 184H119V182H118ZM127 184H129V183L127 182ZM127 184H126V186H128ZM131 184H132V183H131ZM140 184H141V183H140ZM158 184H159V182H158ZM163 184H165V183H163ZM163 184H162V186H163ZM169 184H168V186H169ZM171 184H172V183H171ZM189 184H188V185H189ZM3 185H4V184H3ZM13 185H14V186H17L15 183L12 184V186H13ZM19 185H20V184H19ZM22 185H24V184H22ZM34 185H32V186H34ZM38 185H40L41 187H43V186H42L41 183H40V184H37V188L35 187V189H38V191H39V188H40V187H38ZM70 185H71V184H70ZM79 185H80V184H79ZM81 185H82V184H81ZM108 185H109V184H108ZM111 185H112V184H111ZM111 185H110V186H111ZM133 185H134V184H133ZM135 185H138V184L135 183ZM179 185H180V184H179ZM183 185H184V184H183ZM183 185H182V186H183ZM185 185H186V184H185ZM194 185H195L196 188L194 187ZM246 185L248 186V189H247L248 191H244L245 188H246ZM12 186H10L11 188H9V187L7 186L6 189H5V188H2V189H1V184H0V190L5 189V190L8 192V188H9L10 196H9V194H8V195L6 194V195H7L6 198H8V196H9V199H8L9 201H6V202L9 204V206H10V204H11V203H10L11 198H12L11 195L14 197L16 193L18 194V192H21V191H22L21 188H20L21 185L18 187V188H20V191H17V192H16V191H13V190L16 189L17 187H15V188L13 189ZM47 186H48V185H47ZM49 186L52 187L51 184H49ZM117 186H118V185H117ZM129 186H130V185H129ZM131 186H132V185H131ZM131 186H130V187H131ZM152 186H154V182H153V185H152ZM155 186H156V184H155ZM173 186L175 187V185H173ZM186 186H187V185H186ZM186 186H184L183 188H185ZM21 187H22V188H25V187H23V186H21ZM55 187H56V186H55ZM55 187H53L52 189L54 190ZM57 187H58V186H57ZM62 187H63V186H62ZM95 187L97 188L96 185H95ZM115 187H116V186H115ZM132 187H134V186H132ZM156 187H157V186H156ZM156 187H155V188H156ZM174 187H173V189H175ZM177 187H178V186H176V189H177ZM188 187H189V186H188ZM262 187H263V189H262ZM18 188H17V190H19ZM46 188H47V187H46ZM103 188H102V190H103ZM106 188L112 189L111 187H106ZM178 188H179V187H178ZM191 188H190V189H191ZM10 189H11V190L13 189V190L11 191ZM29 189H30V188H29ZM52 189H51V192H53ZM62 189H63V190H66L65 187L62 188ZM62 189H61V190H62ZM113 189H114V188H113ZM116 189H117V188H116ZM125 189H128V188H125ZM129 189H131V188H129ZM146 189H147V188H146ZM146 189H145V190H146ZM148 189H150V187H148ZM148 189H147V190H148ZM160 189H161V188H160ZM160 189H159V191H160ZM164 189H165V187H164ZM171 189H172V187H171ZM176 189H175V190H176ZM179 189H180V188H179ZM190 189H189V191L191 192V194H190V193H188V194H190V195L192 196V189H191V190H190ZM23 190H24V189H23ZM41 190H42V188H41ZM43 190L45 191L46 189H43ZM43 190H42V191H43ZM48 190H49V189H48ZM48 190H47V191H48ZM63 190H62V191H63ZM84 190H86V189H84ZM99 190H100V189H99ZM102 190H100V191H102ZM136 190H137V189H136ZM136 190H132V189H131V191H136ZM145 190H144V191H145ZM150 190H151V189H150ZM177 190H178V189H177ZM177 190H176V191H177ZM58 191H60V190H58ZM79 191H80V190H79ZM89 191H90V189H89ZM89 191H88V192H89ZM110 191H111V190H110ZM115 191H116V190H115ZM129 191H130V190H129ZM141 191H142V190H141ZM156 191L158 192V188L156 189ZM156 191H155V192H156ZM171 191H172V190H171ZM180 191H181V190H179V192H180ZM185 191H186V192H185ZM189 191H187V190L184 189V192L181 191V193H182V194L184 193V194L186 195L187 192H189ZM242 191H244V192H243L244 194L247 192V194H246V198L243 197V196H245V195H244L243 193H241ZM261 191H263V192H261ZM2 192H3V191H1L0 193H2ZM11 192H12V193H11ZM14 192H16V193H14ZM22 192H23V191H22ZM22 192H21V193H22ZM34 192H35L36 195H38L36 190L33 191L32 194H34ZM51 192H50V194H51ZM63 192H64V191H63ZM63 192H62V193H61V192H57V193L59 194L58 197H59L60 195L62 196V194L65 193V192H64V193H63ZM107 192H108V191H107ZM149 192H151V191H149ZM160 192H162V191H160ZM167 192H168V191H167ZM173 192H174V190H173ZM177 192H178V191H177ZM193 192H194V191H193ZM197 192H198L197 195H196V192H194L193 195H195V196L192 197V199H193V198L195 199L196 196L199 195V193H200V192H199V189L197 190ZM13 193H14V194H13ZM24 193H25V190H24ZM24 193H23V194H24ZM29 193H30V192H29ZM38 193H39V192H38ZM40 193H41V192H40ZM42 193H44V192H42ZM45 193H47V192L45 191ZM53 193H54V192H53ZM53 193H52V194H53ZM78 193H79V192H78ZM78 193H77V194H78ZM83 193H84V191H83ZM97 193H98V192L95 193L96 196H95V194H94L95 197H97V195L99 194V193H98V194H97ZM113 193H114V192H113ZM115 193H117V191H116ZM143 193H144V192H143ZM162 193H163V192H162ZM162 193H161V194H162ZM181 193H180V194H181ZM2 194H3V193H2ZM2 194H1V195H2ZM23 194H21V197L25 196V195H23ZM50 194H49V197H50ZM52 194H51V195H52ZM80 194H81V193H80ZM87 194H88V193H87ZM92 194H93V193H92ZM111 194H112V193H111ZM111 194H110V195H111ZM117 194H118V193H117ZM138 194H139V191H138ZM145 194H146V193H145ZM171 194H172V193H171ZM177 194H179V193H177ZM240 194H242L243 196L241 197ZM22 195H23V196H22ZM29 195H30V194H28V195H26V196L29 198ZM47 195H48V194H46V196H47ZM68 195H69V194H68ZM74 195H75V193H74ZM90 195H91V194H90ZM108 195H109V193H108ZM112 195H115V194H112ZM131 195H132V194H131ZM136 195H137V193H136ZM141 195H142V192H141ZM147 195H148V194H147ZM150 195H152V194H150ZM168 195H169V194H168ZM2 196H3V195H2ZM44 196H45V195H44ZM53 196H54V194H53ZM64 196H66V195H64ZM71 196H72V195H71ZM101 196H102V195L100 194V198L102 199L103 197H101ZM118 196H119V194H118ZM118 196L116 195V198H118ZM138 196H139V195H138ZM148 196H149V195H148ZM153 196H154V195H152V198H153ZM160 196H161V195H160ZM164 196H165V195H164ZM205 196H202V197L204 198ZM3 197H5V196H3ZM3 197H2V198H3ZM10 197H11V198H10ZM15 197L17 198V197H20V196L17 195V196H15ZM27 197H25V198H27ZM30 197H31V195H30ZM41 197H42V196H41ZM41 197H40V198H41ZM78 197H79V195H78ZM98 197H99V195H98ZM119 197H120V199H121V196H119ZM132 197H134V196H132ZM142 197H143V195H142ZM154 197H155V196H154ZM165 197H166V196H165ZM169 197H170V195H169ZM174 197H176V196H174ZM174 197H172V198H174ZM181 197H182V196H181ZM183 197H184V196H183ZM198 197H200V195H199ZM240 197H241L242 199H241ZM0 198H1V197H0ZM2 198H1V199H2ZM28 198H27V199H28ZM32 198H33V197H32ZM36 198H37V197H36ZM42 198H43V197H42ZM53 198H54V197H53ZM56 198H57V195H56ZM69 198H70V197H69ZM80 198H81V197H80ZM114 198H115V197H114ZM135 198H137V197H135ZM156 198H157V195H156L155 199H156ZM167 198H168V197H167ZM170 198H171V197H170ZM176 198H179V197H176ZM176 198H175V199H176ZM186 198H188V197L186 196ZM189 198H191V197H189ZM189 198H188V199H185V197H184L183 199H184L185 201L182 202V201L180 200V201H179V204H180V205H183L182 203L187 202L186 200L190 201ZM238 198H239L240 201L243 200V198H244L245 200H243V202L239 203ZM259 198H261L260 200H262V201H259ZM3 199H4V198H3ZM3 199H2V201H3ZM12 199H14V198H12ZM19 199H21V198H19ZM22 199H24V197H23ZM22 199H21L20 201H22ZM43 199H44V198H43ZM45 199H46V198H45ZM51 199H52V198H51ZM57 199H58V198H57ZM67 199H68V196H67ZM67 199H66V201H67ZM77 199H78V198H77ZM105 199H106V198H105ZM139 199H140V198H139ZM175 199H174V200H175ZM197 199H198V198H197ZM206 199H205V202H206ZM24 200H25V199H24ZM31 200L33 201V199H31ZM31 200H28V202L31 201ZM37 200H40V201H41V199H37ZM48 200H49V199H48ZM48 200L46 199L45 201L48 203V202L50 201V200H49V201H48ZM54 200H55V202H57L56 199H54ZM68 200H69V199H68ZM81 200H82V199H81ZM81 200H80V201H81ZM103 200H104V199H102L101 202H102ZM106 200H107V199H106ZM114 200H115V199H114ZM132 200H133V199H132ZM134 200H135V199H134ZM134 200H133V201H134ZM140 200H141V199H140ZM145 200H146V199H145ZM150 200H151V199H150ZM177 200H178V199H176V201H177ZM199 200H201V198H199V199L196 200V201H199ZM202 200H203V199H202ZM202 200H201V201H202ZM257 200L259 201V204H258V203L256 204ZM2 201L0 200V203H2ZM4 201H5V199H4ZM12 201H13V200H12ZM15 201H16V200H14V202H15ZM18 201H19V200H18V198H17V203H18ZM20 201H19V202H20ZM26 201H27V200H26ZM35 201H36V199H35ZM40 201H39V202H40ZM51 201H52V200H51ZM60 201H64V200H62V198H60ZM75 201H76V200H75ZM75 201H74V202H75ZM80 201H79V202H80ZM98 201H99V200H98ZM122 201H123V199H122ZM147 201H148V200H147ZM147 201H145V202H147ZM151 201H152V200H151ZM154 201H156V200H154ZM176 201H175V202H176ZM193 201H194V200H193ZM201 201H199V203H201V204L204 206L206 203H205L204 201H203V203H202ZM43 202H44V200H42V203H43ZM58 202H59V201H58ZM103 202H105V200H104ZM140 202H141V201H140ZM145 202H144V203H145ZM148 202H149V201H148ZM167 202H168V201H167ZM180 202H181V203H180ZM194 202H195V201H194ZM194 202H193L192 204H194ZM7 203H5V205H7ZM23 203H24V201H23ZM29 203H30V202H29ZM36 203H37V202H36ZM36 203H35V204H36ZM47 203L45 204V206L48 205ZM53 203H54V202H53ZM82 203H85V201H82ZM105 203H106V202H105ZM105 203H104V204H105ZM107 203H108V202H107ZM113 203H114V202H113ZM136 203H137V199H136ZM204 203H205V204H204ZM15 204H16V203H15ZM18 204H20V203H18ZM27 204H28V203H27ZM43 204H44V203H43ZM54 204H55V203H54ZM54 204H53V205L51 204V206H52V207L50 206L51 209H52V208H53V209H54V208H57L56 206L54 207ZM62 204H63V202H62ZM76 204H77V203H75L74 205H76ZM86 204H87V203H86ZM145 204H146V203H145ZM150 204H151V203H150ZM157 204H158V203H157ZM176 204H177V202H176ZM187 204H189V203H187ZM187 204H186V206H187ZM13 205H14V204H13ZM13 205H11V208H9V209L12 210V208H15V206H16L17 204H16L14 207H12ZM23 205H24V204H22V202H21V206H19V208H20V207H21V209L23 208V209H22V210H23L22 213H24V211L27 212V210L29 211V209H28V208H24ZM32 205H33V204H32ZM38 205H39V204H38ZM55 205H57V204H55ZM58 205H59V204H58ZM58 205H57V206H58ZM106 205H109V204H105V206H106ZM111 205H112V204H111ZM113 205L116 207V204H115V203H114ZM117 205H118V204H117ZM134 205H135V204H134ZM147 205L149 206V204H147ZM164 205H165V204H164ZM196 205L198 206V205H200V204H198V202H197V203H196L195 205H193V206L196 207ZM202 205H201V207H202ZM256 205H257V206H256ZM263 205H264V203H263ZM24 206H25V205H24ZM43 206H44V205H43ZM43 206H42V207H43ZM60 206H62V205H60ZM70 206H71V205H70ZM79 206H80V205H79ZM82 206H83V205H82ZM82 206H81V207H82ZM102 206L104 207L103 203H102ZM109 206H110V205H109ZM120 206H121V205H120ZM145 206H146V205H145ZM152 206H153V205H152ZM155 206H156V203H155ZM159 206H160V205H159ZM186 206H185V208H188V206H187V207H186ZM189 206L191 207L192 205L190 204ZM205 206H206V205H205ZM5 207H7V206H5ZM26 207H27V206H26ZM37 207H38V206H37ZM37 207H36V208H37ZM71 207H72V206H71ZM84 207H85V206H84ZM103 207H102V208H103ZM106 207H108V206H106ZM110 207H111V206H110ZM110 207H108V208H110ZM156 207H157V206H156ZM177 207H178V206H177ZM198 207H200V206H198ZM262 207H263V208H262ZM0 208H1V207H0ZM16 208H18V206H17ZM16 208H15L14 210H16ZM19 208L16 210V211H18V212H16V211L14 212L13 210H12L13 212H12V211H9L8 214L11 213L13 216L15 215L16 217H12V219H14V220H11V218H10V216H9L8 220H9V219H10V220H9V221L7 220V223L9 222V224H10V222H11V225H12V226L9 225V227H7L6 229H8V228L12 229V228L14 227V226H13V222H14L15 220H17L16 218H18V220L20 219L21 216L19 215V213H20V212H19V210H20ZM30 208H32V207H30ZM40 208H41V206H40ZM60 208H62V207H60ZM74 208H75V207H74ZM87 208H88V207H87ZM104 208H105V207H104ZM112 208H114V207H112ZM120 208H121V207H120ZM154 208H155V207H154ZM154 208H153V211H152V212L157 211L156 209L159 210V208H156L155 210H154ZM174 208H175V207H174ZM182 208H183V206H182ZM202 208H203V207H202ZM259 208H260V209H259ZM7 209H8V208H7ZM7 209H5V210L8 212ZM25 209H26V210H25ZM33 209L36 210L34 207H33ZM37 209H38V208H37ZM42 209H45V207L42 208ZM53 209H52V210H53ZM58 209H59V208H58ZM76 209H80V208H76ZM88 209H89V208H88ZM88 209H87V210H88ZM149 209H150V210H149ZM149 209H148V210H149V211H148L149 213H148V212H145V213H146V214L148 213L150 216H152L151 213H150V212H151V208H149ZM183 209H184V208H183ZM183 209H182V210H183ZM195 209H197V208H195ZM52 210H51V211H52ZM66 210H67V209H66ZM80 210H81V209H80ZM84 210H85V209H84ZM105 210H106V209H104V212H105ZM110 210H111V209H110ZM122 210L124 211L125 208H122ZM182 210H181V211H182ZM184 210H185V209H184ZM186 210H188V209H186ZM193 210H194V209H193ZM198 210H199V209H198ZM204 210H208V208H206V209L203 208V211H204ZM0 211H1V212H0V216H2V218H0V220H1V219L3 220V219H5V217H8V214H7V216H6V213H4V214H5V216H4V214L2 213V208H1ZM38 211H39V209H38ZM55 211H57V209H56ZM72 211H73V210H72ZM77 211H78V210H77ZM107 211H108V209H107ZM126 211H127V210H126ZM126 211H125V212H126ZM142 211H143V210H142ZM146 211H147V210H146ZM176 211H177V210H176ZM190 211H191V210H190ZM200 211H201V213H202V209H201ZM29 212H30V211H29ZM29 212H27V213H29ZM32 212H33V210H32ZM39 212H40V211H39ZM47 212H48V210H47ZM58 212L61 213V211H59V210H58ZM80 212H81V211H80ZM108 212L110 213L111 211H108ZM117 212H118V211H116V213H117ZM192 212L195 213V211H191V213H192ZM196 212H197V214H198L197 217L199 218V215H201V213H200L199 211H196ZM198 212H199L200 214H199ZM207 212H208V213H207ZM253 212H255V213L257 212V213L259 214V217H260V218L257 217V218L255 219V216H257V215L255 214V216H254ZM261 212H262L263 217H264V209L261 210ZM261 212H260V213H261ZM1 213H2V214H1ZM14 213H15V214H14ZM16 213H17V214H16ZM33 213H34V212H33ZM35 213L37 214L38 212H35ZM49 213H50L49 215H51L52 217L54 216L53 214H56V212L53 213V211H52V213H51L50 210H49ZM105 213H106V212H105ZM111 213H112V212H111ZM114 213H115V211H113V214H112V215H114ZM129 213H130V212H129ZM183 213H184V212H183ZM191 213H190V214H191ZM29 214H30V213H29ZM47 214H48V213H47ZM47 214H46V215H47ZM76 214H77V213H76ZM82 214H83V213H82ZM87 214H88V212H87ZM87 214H86V215H87ZM118 214H119V213H118ZM120 214H121V213H120ZM148 214H147V216H149ZM153 214H155V213H153ZM186 214H187V213H186ZM203 214H202V215H203ZM12 215H11V216H12ZM17 215H19V217H17ZM24 215H25V214H24ZM31 215H32V214H31ZM31 215H28V217H30ZM42 215H44V214L41 213V216H40L41 218H42ZM49 215H48L47 217L50 218L51 216H49ZM57 215H58V213H57ZM57 215H56V216H57ZM77 215H78V214H77ZM94 215H95V214H94ZM94 215H93V217H94ZM116 215H117V214H116ZM129 215H130V214H129ZM202 215H201L200 217H202ZM204 215H205V214H204ZM206 215H205V217H207ZM252 215H253L254 217H253ZM32 216H34V215H32ZM56 216L54 217V218H55V221L57 220V219H56ZM60 216H61V214H60ZM79 216H80V215H79ZM108 216H109V215H108ZM140 216H141V214H140ZM167 216H168V215H167ZM185 216H186V215H185ZM261 216H262V215H261ZM3 217H4V218H3ZM24 217H25V216H24ZM40 217H39V218H40ZM47 217L45 216V218L48 220L49 218H47ZM58 217H59V216H58ZM58 217H57V218H58ZM113 217H114V216H113ZM113 217H112V218H113ZM123 217H124V216H123ZM183 217H184V216H183ZM197 217H196V218H197ZM208 217H207L206 219H208ZM251 217H253V219H252ZM21 218H22V217H21ZM30 218H31V217H30ZM77 218H78V216H77ZM125 218H127V217H125ZM132 218H133V217H132ZM150 218H151V217H150ZM159 218H160V217H159ZM173 218H174V217H173ZM198 218H197V222H199V220H200V218H199V219H198ZM232 218H233V217H232ZM232 218H231V220H232ZM236 218H237V219H236ZM249 218H251V219H249ZM6 219H7V218H6ZM25 219H26V218H25ZM34 219H36V218H34ZM61 219H62V218H61ZM121 219H122V218H121ZM121 219L119 218L118 220H121ZM123 219H124V218H123ZM128 219H129V218H128ZM166 219H167V218H166ZM188 219H190V218H188ZM206 219H205V220H206ZM18 220H17V221H18ZM22 220L24 221L23 218H22ZM26 220H28V219H26ZM42 220H43V223H45L44 219H42ZM53 220H54V219H53ZM75 220H76V217H75ZM84 220H85V219H84ZM104 220H105V219H104ZM106 220H107V218H106ZM115 220L118 221V220H117V217H116ZM115 220H114V222H115ZM142 220H143V219H142ZM172 220H173V219H171V221H172ZM176 220H177V219H176ZM201 220H202V218H201ZM201 220H200V221H201ZM203 220H204V219H203ZM205 220H204V221H205ZM254 220H253V221H254ZM4 221H5V220H4ZM12 221H13V222H12ZM19 221H21V219H20ZM33 221H34V220H33ZM37 221H39L38 218H37ZM55 221H53L52 223H54ZM57 221H60V220H57ZM108 221H110V220H108ZM129 221H130V220H129ZM134 221H135V220H134ZM136 221H137V219H136ZM156 221H157V220H156ZM158 221H159V220H158ZM161 221H162V220H161ZM206 221H207V220H206ZM248 221L251 222V223H249ZM112 222H113V221H112ZM118 222H119V221H118ZM139 222H140V221H139ZM188 222H189V221H188ZM227 222H229L228 219H227ZM260 222H261V223H260ZM263 222H264V221H263ZM7 223H6V224H7ZM14 223H15V222H14ZM39 223H40V222H39ZM41 223H42V221H41ZM43 223H42V224H43ZM47 223H48V222H47ZM57 223H59V222H57ZM78 223H80V222H78ZM85 223H87V222H85ZM95 223H96V221H95ZM104 223H105V222H103V226H104ZM110 223H111V222H109V225H111ZM140 223H141V222H140ZM164 223H165V222H164ZM176 223H178V222H176ZM203 223L206 225L205 222H202L201 224H203ZM18 224H19V222H18ZM20 224H21V223H20ZM24 224H25V223H24ZM74 224H75V223H74ZM82 224H83V223H82ZM89 224H90V222H89ZM107 224H108V223H106L105 225L108 227ZM120 224H121V222H120ZM125 224H126V223H125ZM125 224H124V226H125ZM127 224H128V223H127ZM129 224L132 225V223H129ZM133 224H134V222H133ZM135 224H137V222H136ZM158 224H159V223H158ZM167 224H168V223H167ZM167 224H166V225H167ZM169 224H170V223H169ZM171 224H172V227H173V224H174V223H171ZM195 224H196V223H195ZM201 224H200V222H199V225H201ZM204 224H203V225H204ZM230 224H231V223H230ZM247 224H248V225H247ZM255 224L252 223L251 225H252L253 227L256 228V227L258 226V224H257V225H255ZM0 225H2V224L0 223ZM37 225H38V224H37ZM39 225L41 226V224H39ZM56 225L58 226V224H56ZM80 225H81V224H80ZM90 225H91V224H90ZM115 225H117V224H115ZM131 225H130V227H131ZM139 225H140V224H139ZM161 225H162V222H161ZM166 225H165V227H166ZM222 225H223V224H222ZM263 225H264V224H263ZM7 226H8V224H7ZM10 226H11L12 228H11ZM21 226H23V229H24L25 226H26V224H25V226H24V225H21ZM43 226H44V225H43ZM54 226H55V225H54ZM54 226H53V227H54ZM61 226H62V225H61ZM106 226H104L103 228H105V229L107 230V227H106ZM122 226H123V225H122ZM126 226H127V225H126ZM195 226H196V225H195ZM227 226H228V225H226V227H227ZM3 227H4V226H3ZM18 227H19V229H15L16 227L14 228L16 231H14V229H13V231L15 232V234H16V232H18V234L20 233L19 230H21L22 227H20V225H18ZM28 227H29V226H28ZM45 227H46V226H45ZM48 227H49V226H48ZM48 227H46V228H48ZM81 227H83V226H81ZM90 227H91V226H90ZM97 227H99V226H97ZM101 227H102V226L100 225V228H101ZM161 227H162V226H161ZM165 227H162V228H165ZM168 227H169V225H168ZM174 227H175V226H174ZM185 227H187V226H185ZM196 227H197V226H196ZM224 227H225V224H224ZM228 227H229V226H228ZM263 227H264V226H263ZM263 227H262V228H263ZM0 228H1V227H0ZM4 228H5V227H4ZM31 228H32V227H31ZM36 228H37V227H36ZM50 228H51V227H50ZM55 228H56V227H55ZM86 228H87V227H86ZM91 228H92V227H91ZM100 228H97V229L95 228V229H96V230H98V229L100 230ZM109 228H114V227H109ZM109 228H108V229H109ZM118 228H119V227H118ZM137 228H138V227H137ZM166 228H167V227H166ZM193 228H194V225H193ZM193 228H191V230H192ZM197 228H198V227H197ZM210 228H205V229L207 230V229H210ZM255 228H254V229H255ZM262 228H261V229H262ZM6 229H5V230H6ZM23 229H22V230H23ZM27 229H28V228H27ZM48 229H49V228H48ZM53 229H54V228H53ZM53 229H52V230H53ZM76 229H77V228H76ZM78 229L80 230V232L78 231V233H81V229H80V228H78ZM88 229H89V228H88ZM88 229H87V230H88ZM114 229H115V228H114ZM114 229H111V230H114ZM131 229H132V228H131ZM154 229H155V228H154ZM177 229H178V228H177ZM188 229H189V227H188ZM188 229H187V231H188ZM201 229L203 230L204 228H201ZM222 229H223V227H222ZM251 229L253 230V233H254V234L257 233V231H254L253 228H251ZM1 230H2V228L0 229V232H1ZM17 230H18V231H17ZM29 230H31V231H29ZM29 230H27L28 234L25 232V236L23 235V237H22V238L26 241V242L24 241V243H26V246H28L27 243H29L30 245H32L34 242L31 243V241H33V240L35 241V239H36V238H34L33 240L31 239V241H28V240H27V239H29V237H31V236H29V233H30V235H31V233L33 232L32 229H29ZM37 230H38V229H37ZM55 230H56V229H55ZM84 230H85V228H84ZM167 230H168V229H167ZM167 230H166V231H167ZM189 230H190V229H189ZM191 230H190V231H191ZM195 230H196V228H195ZM198 230H199V229H198ZM206 230H205V231H206ZM224 230H226V229H224ZM233 230H232V231H233ZM246 230H247V229H244V230H243V231H245V232H243V235H242L241 237L239 236L240 234L236 235V237H237V238H240L241 240H243V239H242L243 236H245V237H246V236H249V238L251 239V236H252V230H248V232L250 233V235H249V233L246 232ZM258 230H259V226H258ZM7 231H9V230H7ZM40 231H41V232H44V231H46V229L43 230V231L39 229V232L37 233V237H38V238H39L40 236H42V234H39ZM50 231H51V229H50ZM85 231H86V230H85ZM90 231H91V230H90ZM103 231H104V230H103ZM109 231H110V230H109ZM109 231L107 230V232H109ZM115 231H116V230H115ZM171 231H172V230H171ZM173 231H174V230H173ZM173 231H172V232H173ZM184 231H186V229H184ZM193 231H194V230H193ZM193 231H191V233L189 232V234H192ZM205 231H204V235H205ZM218 231H220V230H218ZM218 231H217V232H218ZM250 231H251V232H250ZM3 232H4V231H3ZM3 232H2V233H3ZM14 232H13L14 237H15V236L17 237L18 234L15 235ZM47 232H48V230H47ZM51 232H52V231H51ZM54 232H55V231H54ZM54 232H52V233H54ZM57 232H58V231H57ZM82 232H84V231H82ZM97 232H99V231H97ZM97 232H96V233H97ZM101 232H102V229H101ZM119 232H120V231H119ZM123 232H124V230H123ZM128 232H129V230H128ZM172 232H171V233H172ZM178 232H179V230H178ZM198 232H199V231H198ZM206 232H207V231H206ZM225 232H226L225 235H229V234H227L228 231H225ZM225 232H224V233H225ZM259 232H262V230L259 231ZM2 233H1V234H2ZM4 233H5V234H4L5 237L3 236V239L6 238V232H4ZM33 233H34V232H33ZM48 233H49V232H48ZM86 233L89 234L90 232L86 231V232H85V235H86ZM92 233H94V231H93ZM125 233H127V232H125ZM166 233H167V232H166ZM168 233H169V232H168ZM171 233H169V234L171 235ZM174 233H175L174 236H175V238H176V236H177V235H176V232H174ZM185 233H186V232H185ZM193 233H194V232H193ZM200 233H201V232H200ZM202 233H203V231H202ZM202 233H201V234H202ZM218 233H221V234H222L221 231L218 232ZM244 233H245V234H244ZM246 233H247L248 235H247ZM9 234H10V232L7 233V238H8V236H10V237L13 236V235H12V232H11L10 235H9ZM38 234H39V236H38ZM102 234H104V235H103V237H104V236H105V233H102ZM102 234H101V235H102ZM108 234H109V233H107V235H108ZM111 234H112V233H111ZM116 234H117V233H116ZM153 234H154V233H153ZM169 234H168V235H169ZM172 234H173V233H172ZM189 234H188V235H189ZM195 234H196V232H195ZM231 234H230V235H231ZM27 235H28V237H27ZM49 235H50V233H49ZM55 235H56V234H55ZM55 235L53 234L52 236H54V238H55ZM81 235H83V234H81ZM94 235H95V234H94ZM98 235H99V234H98ZM113 235H114V233H113ZM122 235H123V234H122ZM122 235H119V236H122ZM124 235H125V234H124ZM182 235H183V234H182ZM182 235L180 234L179 237H182L183 241H186V240H187L186 243L190 241V244H195L196 240H194V242L191 243V242H192V239L188 241V239H190V238H187V236H186L185 234H184L185 237L182 236ZM198 235H199V234H198ZM198 235H194V236H198ZM258 235H260V234L257 233V235H255V236L257 237ZM263 235H264V233H263ZM46 236H47V235H46ZM78 236H79V235H78ZM114 236H115V235H114ZM119 236H118V237H119ZM151 236H152V235H151ZM166 236H167V235H166ZM192 236H193V235H191V238H195V239H197L196 237H192ZM200 236H202V235H200ZM216 236H217V235H216ZM218 236H219V235H218ZM218 236H217L216 238H219ZM220 236H221V235H220ZM238 236H239V237H238ZM260 236H261V235H260ZM1 237H2V235H1ZM10 237H9V238H10ZM25 237H27V238H25ZM83 237H84V236H83ZM85 237H86V240H85V239H83V240L86 241V243H88L87 240H89V239H87V236H85ZM115 237H116V236H115ZM118 237H117V240H118ZM158 237H159V236H158ZM162 237H163V236H162ZM167 237H170V236H167ZM171 237H173V236H171ZM202 237H203V236H202ZM204 237H205V236H204ZM204 237H203V238H204ZM207 237H208V236H207ZM210 237H211V238H210ZM245 237H243V238H245ZM256 237H255V238H256ZM7 238H6V239H7ZM9 238H8V239H9ZM12 238H13V237H12ZM31 238H32V237H31ZM42 238H45V237H42ZM88 238H90V237H88ZM91 238H92V240H93V237H91ZM177 238H178V236H177ZM177 238L174 239V240H177L176 242H179L178 240H180V238H178V239H177ZM185 238H186V240H184ZM198 238H199V237H198ZM205 238H206V237H205ZM223 238H224V236H223ZM225 238H227V237H225ZM231 238H230V240H232ZM234 238H235V236H234ZM237 238H235V241H237V240H236ZM253 238H254V237H253ZM23 239H22V242H23ZM165 239H167V238L165 237ZM206 239L208 240V238H206ZM206 239H205V240H206ZM219 239L221 240V237H220ZM228 239H229V238H228ZM240 239H239V240H240ZM250 239H249V240H250ZM29 240H30V239H29ZM92 240H91V241H92ZM95 240H96V239H95ZM99 240H100V239H99ZM145 240H146V239H144V241H145ZM202 240H203L202 238H201V240H200V238H199V239L197 240L198 242H196V244H195L193 247H192L189 243H187V244H189V247L191 246L190 248L192 249L193 252H195L193 248H194V247L197 245V243H198L197 251H199L200 249H202L201 247H199V246L202 244V243L199 242V241H202ZM214 240L217 241V239H213L212 242H214ZM222 240H224V239H222ZM222 240H221L220 244L226 241V240H224V241L222 242ZM247 240H248V238H247ZM249 240H248V241H249ZM261 240H262V241H261V242H262L261 245H263V240H264V239H261ZM2 241H4V240H2ZM6 241H7V242H5V241H4V242L7 243V245L10 244V243L12 242V244H14V245L17 244V245H19V246L22 248V244H21V245H20V243H19V244H18V243L15 244L11 239H10V241H11L10 243H9V240H6ZM37 241H38V240H37ZM37 241H35V243H34L33 245H38L39 242L36 243ZM40 241H41V243H42L43 240H40ZM50 241H51V240H50ZM50 241H49V242H50ZM53 241H55V240H52V242H53ZM80 241H81L80 243H81V247H82V243H85V242H82V240H80ZM109 241H110V240H109ZM165 241H167V240H165ZM168 241H169V239H168ZM168 241H167V243H168ZM181 241H182V240H180V244L183 245L184 243H182ZM216 241H215L214 243H216ZM218 241H219V240H218ZM228 241H229V240H228ZM248 241H247V243L245 244V246L248 245L249 243H253V242H249V243H248ZM256 241H257V240H256ZM258 241L260 242V240H258ZM49 242H48V243H49ZM52 242H51V243H52ZM94 242H95V241H94ZM110 242H111V241H110ZM142 242H143V241H142ZM174 242H175V241H174ZM174 242H173V243H174ZM202 242L204 243L205 241L203 240ZM206 242H207V241H206ZM212 242H211V243H212ZM230 242H232V241H230ZM237 242H238V241H237ZM239 242L241 243V241H239ZM239 242H238V246H240V243H239ZM43 243H44V242H43ZM43 243H42V244H43ZM51 243H50V244H51ZM80 243H79V244H80ZM98 243H99V242H98ZM118 243H119V242H118ZM164 243H165V242H164ZM200 243H201V244H200ZM0 244H1V239H0ZM12 244H10V245H12ZM42 244H39V245H42ZM44 244H45V243H44ZM90 244H91V243L89 242L88 245H90ZM111 244H112V243H111ZM113 244H114V242H113ZM120 244H121V243H120ZM124 244H125V243H124ZM170 244H172L171 239H170ZM170 244H167V245H168V246H171ZM174 244H175V243H174ZM199 244H200V245H199ZM229 244H230V243H229ZM233 244H234V243H233ZM236 244H237V243H236ZM236 244H234V245H236ZM255 244H256V243H254V244H252V245H255ZM257 244H259V243L257 242ZM257 244H256V245H257ZM10 245L7 246L8 248L10 247V248H9L10 250L6 247L9 251H11V249H12V250H13V249H14V250L16 249L17 251H16V250H15V251L18 252V247L15 248V246L12 245V247H14V248H11ZM17 245H16V246H17ZM33 245H32L33 248L36 247V246H33ZM39 245H38V246H39ZM46 245H47V244H46ZM52 245H53V244H52ZM84 245L86 246V244H84ZM84 245H83V246H84ZM114 245H115V244H114ZM163 245H165V244H163ZM175 245H176V244H175ZM177 245H179V243H177ZM182 245L177 246V247L174 246V245H172L171 248L174 246V247H176L175 250H173V248L171 249V248L169 247V249H171V251L168 249L169 251L167 250V252L169 253V255L171 254V255H170L171 258H173V259H174V258H175V259L177 258V257H176V253H177L176 251H178V253H179V250H181V249L183 248V246L185 247V244H184L183 246H182ZM204 245H206V244H203L202 247H203ZM208 245H209V244H208ZM217 245H219V243H217ZM242 245H243V244H241V246H242ZM252 245H251V246H252ZM256 245L254 246L255 250H254V248H252V247H251V248H252V249H251L250 247L248 248V247L246 246L245 248L250 249V251H249V250L246 251L247 249L243 248V249H245V252H244V251H243V252L241 251V252L244 253V254H245V253L248 254V255H249V259H250L251 256L253 255V252H252L251 250H254V252H255V251H256ZM1 246H2V244H1ZM1 246H0V247H1ZM5 246H6V245H5ZM123 246H124V245H123ZM186 246H187V245H186ZM221 246H222V245H221ZM241 246H240V247H241ZM249 246H250V244H249ZM258 246H259V248L261 249V246H260V245H258ZM258 246H257V250H258V252H261V251L263 252V251H264V247H263V249L260 250V249H258ZM3 247H4V244H3V246L0 248L1 251L3 250V249H2ZM53 247H54V246H53ZM55 247H56V246H55ZM55 247H54V248H55ZM91 247H92V246H91ZM104 247H106V246H104ZM114 247H115V246H114ZM163 247H165V246H163ZM179 247H180V248H179ZM181 247H182V248H181ZM187 247H188V246H187ZM187 247H186V248H187ZM189 247H188V249H189ZM207 247H208V246H207ZM207 247H206V250H207ZM228 247H229V246H228ZM232 247H233V246H232ZM234 247H235V246H234ZM236 247H237V246H236ZM4 248H5V247H4ZM6 248H5V249H6ZM28 248H29V247H27V249H28ZM41 248H42V246H40L39 248L36 247V248L33 249V251H35V250L38 251V250L41 249ZM54 248H53V249H54ZM72 248H73V247H72ZM76 248H77V250H78V247H76ZM83 248H84V247H83ZM87 248H88V247H87ZM123 248H124V247H123ZM166 248H168V247H166ZM166 248H165V249H166ZM178 248H179V249H178ZM195 248H196V247H195ZM199 248H200V249H199ZM214 248H215V247H212L211 249H214ZM5 249H4V251H5L4 253L8 252V251H6L7 249H6V250H5ZM37 249H38V250H37ZM56 249H57V248H56ZM80 249H81V248H80ZM84 249H85V248H84ZM110 249H113V247H112V248L110 247ZM116 249H117V248H116ZM125 249H126V248H125ZM138 249H139V248H138ZM177 249H178V250H177ZM188 249H187V250H188ZM198 249H199V250H198ZM204 249H205V248H204ZM215 249H216V248H215ZM215 249H214V250H215ZM223 249H226V248L223 247L222 250H223ZM227 249H228V248H227ZM229 249H230V248H229ZM233 249H234V248H233ZM237 249H238V248H237ZM42 250H43V249H42ZM42 250H39V251L41 252ZM104 250H106V252H109V251H107L106 248H105ZM113 250H115V249H113ZM184 250H185V249H183V252H184ZM189 250H190V249H189ZM189 250L187 251L188 253H185L186 250H185L184 253H185V254H189V252L191 253V251H189ZM231 250H232V249H231ZM234 250H235V249H234ZM259 250H260V251H259ZM1 251H0V252H1ZM15 251H14V252L11 251V252L16 254ZM39 251H38V252H39ZM53 251H54V250H53ZM85 251H86V250H85ZM102 251H103V250H102ZM173 251H174V252H173ZM181 251H182V250H181ZM197 251H196V252H197ZM201 251H202V250H201ZM201 251H200V252H201ZM207 251H208V250H207ZM209 251H210V250H209ZM218 251H219V253L221 254V252H220V248L218 249ZM223 251H225V250H223ZM227 251H228V250H227ZM237 251H239V253H240V250H237ZM11 252H9V255H7L8 253H7V254H4L3 252H1L0 254H3V257H2L3 260H4V256H5V258L8 257V256H10V255L12 254ZM29 252H32V250L29 251ZM29 252H24V253H28V255H27V254L25 255V254L23 253V254H24L23 257L26 256V258H22L23 261H21V258H20V257H22V254H21L22 252L20 253V254H21L20 257H19L18 255H14V254H12L13 256L11 255L10 257H14V256L16 257V256H18V258H15V259L13 258V259H14V261H17V262H18V261H19L18 259L20 258V261L22 262V264L25 263V261H26V260H24V259H29V257H30L31 259H29V261L27 260V263H25V264H29L30 262L32 263V262L34 261V259L37 260V259H39L41 256H42V258H43V255L46 254V252L43 254V252H44V251H43V252H41V254H43V255H40V253H39L40 257L37 258V257L34 256V257H33L34 259H33L31 256H29ZM38 252H36V255H37V256H38V254H37ZM82 252H83V251H82ZM96 252H97V250H96ZM111 252H112V251H111ZM116 252H117V251H116ZM172 252L175 254V256L173 255ZM193 252H192V253H193ZM200 252H199V254H200ZM230 252H231V251H230ZM249 252H250V254H249ZM251 252H252V255H251ZM34 253H35V252H34ZM70 253H71V252H70ZM89 253H90V252H89ZM97 253H98V252H97ZM125 253H126V252H125ZM165 253H166V252H165ZM165 253H164V254H165ZM168 253H166V254H168ZM184 253H183V254H184ZM203 253H204V251H203ZM205 253H206V251H205ZM219 253H218V254H219ZM255 253H256V252H255ZM18 254H19V253H18ZM47 254H48V253H47ZM71 254H72V253H71ZM82 254H83V253H82ZM95 254H96V253H95ZM109 254H110V253H109ZM126 254H127V253H126ZM126 254H125V256H126ZM166 254H165V255H166ZM180 254H182V252L179 253V255H180ZM185 254H184V255H185ZM216 254H217V253H216ZM237 254H238V253H237ZM237 254H236V255H237ZM246 254H245V255H246ZM257 254H258V253H257ZM259 254H260V253H259ZM259 254H258V255H259ZM30 255H31V254H30ZM66 255H67V254H66ZM66 255H65V256H66ZM78 255H79V253H78ZM88 255H89V254H88ZM88 255H87V256H88ZM92 255H93V254H92ZM103 255H104V254H103ZM106 255H107V254H106ZM122 255H123V254H122ZM172 255H173V256H172ZM177 255H178V254H177ZM202 255H203V254H202ZM208 255H210V253H208ZM223 255H225V254H223ZM223 255H221V256H223ZM226 255H228V254H226ZM226 255H225V256H226ZM241 255H242V254H241ZM258 255H257V257L260 258V259H262V256H260V255L258 256ZM262 255H263V253H262ZM27 256H28V257H27ZM49 256H50V255H49ZM63 256H64V255H63ZM63 256H62V258L64 259L65 257H63ZM71 256H72V255H71ZM87 256H86V257H87ZM89 256L92 257L91 255H89ZM93 256H96V255H93ZM104 256H105V255H104ZM118 256H119V254H118ZM128 256H130V255H128ZM138 256H139V255H138ZM190 256H192V255H190ZM190 256H189V259H190L189 261H191V264H193V263H192V260H193L194 258H196V259H194V262H197V259H199V256H200V255H199V256H198V255H193V256H194L193 258L190 257ZM195 256H196V257H195ZM197 256H198V258H197ZM211 256H212V255H210V257H211ZM215 256H216V258H215L213 264L219 262L220 260L222 261V259L225 257V256H223V257H221L222 259L220 258V260H219V255H218V257H217V255H215ZM242 256H244V255H242ZM242 256H241V257H242ZM0 257H1V256H0ZM74 257L76 258L77 256H74ZM98 257H99V256H98ZM106 257H107V256H106ZM116 257H117V256H116ZM122 257H124V256H122ZM142 257H143V256H142ZM168 257H169V256H168ZM168 257H167V258L165 257V258L168 259ZM180 257H181L182 259L184 258L183 255H182V256H179V258H180ZM185 257H187V256H185ZM204 257H205V256H204ZM210 257H208V258H210ZM227 257H228V256H227ZM227 257H226V258H227ZM244 257H245V256H244ZM246 257H247V255H246ZM257 257H254V258H256V259H254V260L256 261V264H257V263L259 264V263H260L259 261H261V260H260V259H257ZM2 258H1V259H2ZM8 258H9V257H8ZM42 258H41V259H42ZM44 258H45V257H44ZM60 258H61V257H60ZM70 258H71V257H70ZM70 258H69V260H70ZM75 258H74V259H75ZM78 258H79V257H78ZM92 258H93V257H92ZM100 258H101V257H99V259H100ZM104 258H105V257H104ZM127 258H130V257H127ZM143 258H144V257H143ZM179 258H177V259H179ZM181 258H180L179 260L182 261ZM200 258H201V260L203 259L204 261H205V260H208V261H209V259H206L207 257H206V258H202V257H200ZM239 258H240V257H239ZM242 258H243V257H242ZM263 258H264V256H263ZM16 259H17V260H16ZM41 259H40V260H41ZM45 259H46V258H45ZM53 259H54V258H53ZM65 259H66V258H65ZM86 259H87V258H86ZM95 259H97V258H95ZM117 259L120 260V258H117ZM139 259H140V258H139ZM163 259H164V258H163ZM169 259H170V258H169ZM175 259H174V260H175ZM177 259H176V260H177ZM184 259H185V258H184ZM184 259H183V261H182L183 263L181 262V264H185V263L188 261V260H187V261L185 262ZM191 259H192V260H191ZM217 259H218L219 261H218ZM251 259H253V258H251ZM5 260H6V259H5ZM5 260L3 261V264H5V263L8 264L7 262L10 261V259H7V260H6L7 262H6ZM8 260H9V261H8ZM36 260H35V261H36ZM107 260H108V259H107ZM119 260H117V262H119L118 264H120V261H119ZM121 260L123 261V258H121ZM124 260H125V259H124ZM142 260H143V261H147L146 259H145V260L142 259ZM179 260H177V261L179 262ZM185 260H186V259H185ZM195 260H196V261H195ZM224 260H225V261H224ZM224 260H223L224 262H228V261H226L225 258H224ZM227 260H228V259H227ZM231 260H234V259L232 258ZM243 260H244V258H243ZM245 260H246V258H245ZM254 260H253V261H254ZM258 260H259V261H258ZM12 261H13V260L11 259L10 264H12V263H16V264H17V262H14V261L12 262ZM20 261H19V263H21ZM35 261H34V262H35ZM55 261H56V260H55ZM61 261H62V259H61ZM70 261H71V260H70ZM87 261H88V260H87ZM94 261H95V260H94ZM100 261H101V260H100ZM105 261H106V260H105ZM108 261H109V260H108ZM131 261H132V260H131ZM137 261H140V260H137ZM170 261H171V260H170ZM170 261H167V264H168V262H170ZM177 261H174V262H177ZM208 261H207V264H212V263H209ZM215 261H216V262H215ZM223 261L220 262L219 264L224 263ZM247 261H248V257H247ZM250 261H251L250 264H253V263H252L253 261H252V260H250ZM257 261H258V262H257ZM262 261H263V260H262ZM11 262H12V263H11ZM37 262H38V264H39L41 261L39 262V261L37 260L36 263H37ZM45 262H46V261H45ZM59 262H60V261H59ZM66 262H67V261H66ZM66 262H65V263H66ZM75 262H76V260H75ZM103 262H104V261H103ZM110 262H111V261H110ZM124 262H125V261H124ZM141 262H142V261H141ZM155 262H157V261H155ZM184 262H185V263H184ZM205 262H206V261H205ZM205 262H204V263H205ZM211 262H212V261H211ZM0 263H2V261H0ZM31 263H30V264H31ZM60 263H61V262H60ZM68 263H69V262H68ZM78 263H79V261H78ZM91 263H92V262H91ZM101 263H102V262H101ZM107 263H108V262H107ZM126 263H127V261H126ZM128 263H129V262H128ZM239 263H241V261H240ZM32 264H33V263H32ZM43 264H44V263H43ZM46 264H47V262H46ZM62 264H63V263H62ZM69 264H72V263H69ZM73 264H74V262H73ZM88 264H90V263H88ZM92 264H93V263H92ZM94 264H95V263H94ZM103 264H104V263H103ZM112 264H113V263H112ZM115 264H117V263H115ZM171 264H172V263H171ZM179 264H180V262H179ZM186 264H190V263H186ZM195 264H199V263L197 262V263H195ZM200 264H203V262H200ZM247 264H249V263H247Z\"/></svg>",
    "mask_w": 264,
    "mask_h": 264
}]
</instances>
